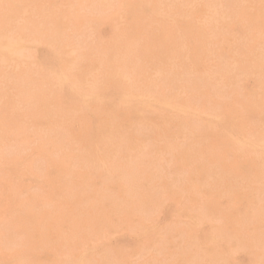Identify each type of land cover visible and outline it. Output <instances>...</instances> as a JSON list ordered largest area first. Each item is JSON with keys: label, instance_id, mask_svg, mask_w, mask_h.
Returning <instances> with one entry per match:
<instances>
[{"label": "rangeland", "instance_id": "obj_1", "mask_svg": "<svg viewBox=\"0 0 264 264\" xmlns=\"http://www.w3.org/2000/svg\"><path fill=\"white\" fill-rule=\"evenodd\" d=\"M6 1V2H5ZM21 0H0V43H7V42H15L18 43L19 46L24 44L26 45L28 43V46H20L19 47V51L15 52L16 55H14L15 53H4L2 54V52L0 51V163L3 166L2 168L0 167V225L2 226H6L4 227H0V243L2 242V244H0V264H35V262L32 261H36L37 264H39V262H41L40 264H67V263H71V264H81V260H82V264H157L156 262H158V264H206L212 259L214 261V264H264V235H263V230H264V214L262 212H257L259 210L263 211L262 209H264V174L262 172H264V111L262 112V110H264V3L262 2V0H234L236 2V5L234 4L233 0H217L213 1V0H201L199 2V0H184L185 4L182 5V3L184 1L182 0H174L175 2H173V0H167V2H163L166 0H98V2L96 0H22L21 4H19L18 2H20ZM33 1V2H30ZM47 1V2H46ZM94 1V2H93ZM96 1V3H95ZM119 1V2H118ZM149 1V2H148ZM160 1V2H159ZM196 1V2H195ZM220 1V4H219ZM224 1V2H223ZM226 1V2H225ZM231 1V2H230ZM238 1V2H237ZM24 2V3H23ZM29 2V3H28ZM39 2V3H38ZM45 2V6L41 3ZM59 2L61 4H59ZM72 3V8L70 6L69 3ZM74 2V4H73ZM77 2V4H76ZM85 2V3H83ZM91 2V3H90ZM108 2V4H107ZM156 2V3H155ZM158 2V3H157ZM170 2V3H169ZM173 2V3H172ZM177 2V4H176ZM191 2L193 3V6L191 4ZM203 2V3H202ZM212 2V3H211ZM216 2V3H215ZM228 2V3H227ZM245 2V3H244ZM247 2V3H246ZM258 2V4H257ZM5 3V4H4ZM23 3V4H22ZM27 5H26V4ZM31 3V4H30ZM82 3V4H81ZM151 3V4H150ZM166 5H165V4ZM190 3V4H189ZM227 3V8H226V4ZM243 3V4H240ZM252 3V4H251ZM254 3V4H253ZM25 4V5H24ZM36 4V5H35ZM49 4V5H48ZM63 4V5H62ZM67 4V5H66ZM91 5V7H89ZM98 4V5H97ZM114 4V6L112 7V5ZM171 4V5H169ZM176 4V5H175ZM205 4V5H204ZM216 4V5H215ZM218 4L220 5V7L218 6ZM239 4V5H237ZM245 4V5H244ZM2 5V6H1ZM4 5V7H3ZM8 5V6H7ZM31 7H30V6ZM35 5V7H34ZM101 5V6H100ZM107 5V6H106ZM156 5V6H155ZM159 7H158V6ZM162 5V6H161ZM190 5L192 7H190ZM197 5V6H196ZM212 5V6H211ZM250 5V7H249ZM7 6V7H6ZM22 6V7H21ZM64 6V7H63ZM88 6V7H86ZM96 6V7H95ZM110 6V9H109ZM176 6V7H175ZM179 6V8H178ZM189 6V7H187ZM205 6V7H204ZM229 6V7H228ZM245 6V7H244ZM9 7V9H7ZM41 7V8H40ZM81 7V8H80ZM94 7V8H93ZM100 9H98V8ZM158 7V8H157ZM172 7V8H171ZM185 7V8H184ZM194 7V8H193ZM201 7V9H200ZM203 7V8H202ZM210 7V8H209ZM217 7V8H214ZM225 7V8H224ZM232 7V8H231ZM3 8V9H2ZM35 8V9H32ZM74 8V9H73ZM85 8V9H83ZM88 8V9H87ZM108 8V9H106ZM154 8V10H153ZM174 8V9H173ZM176 8V9H175ZM187 8V9H186ZM207 8V9H206ZM214 8V9H213ZM220 8V9H219ZM237 8V9H236ZM245 8V9H244ZM248 10H247V9ZM11 9V11H10ZM15 9V10H14ZM26 9L27 12L24 10ZM32 9V10H31ZM83 9V10H82ZM96 9V10H95ZM153 11H152V10ZM175 11H173V10ZM191 9V10H190ZM193 9V10H192ZM213 11H212V10ZM217 9V10H215ZM226 9V10H225ZM235 9V10H234ZM239 9V11H238ZM261 9V10H260ZM45 10V11H44ZM74 10V11H72ZM91 12H90V11ZM102 10V12L100 11ZM109 10V11H107ZM157 10V11H155ZM161 10V11H159ZM164 12H163V11ZM170 10V11H169ZM181 10V11H180ZM190 10V11H189ZM208 10V11H207ZM219 10V11H218ZM221 10V11H220ZM223 10V11H222ZM237 16H236V13ZM7 11V12H6ZM25 13H24V12ZM32 11V12H31ZM36 11V12H35ZM38 11V12H37ZM77 11V12H76ZM81 11V12H80ZM87 11V14H86ZM93 11V12H92ZM169 11V12H168ZM179 11V12H178ZM194 11V12H192ZM211 11V13H210ZM227 11V12H226ZM233 11V13L231 12ZM263 11V12H262ZM5 12V13H4ZM10 12V13H9ZM22 12V13H21ZM89 12V13H88ZM166 12V13H165ZM177 12V13H176ZM183 12V13H182ZM185 12V13H184ZM189 12H190V16H189ZM206 12V13H205ZM215 12V14H214ZM220 14H219V13ZM223 12V13H222ZM239 12V13H238ZM258 12V13H257ZM33 13V16L31 15ZM72 13V14H71ZM97 13H99L97 15ZM101 13V15H100ZM158 13L163 14L160 15ZM176 15H174V14ZM188 13V16H187ZM193 15H192V14ZM232 13V14H229ZM74 14V15H73ZM147 14V15H146ZM151 14V15H150ZM168 14V15H167ZM181 14H185L184 17ZM199 14V16H198ZM206 14V15H205ZM213 14V15H212ZM227 16V14H229V16L231 15V17ZM6 15V16H5ZM37 15V16H35ZM81 15H84L81 16ZM155 15V16H154ZM165 15V16H164ZM167 15V16H166ZM174 15V17H173ZM179 15V16H178ZM203 17H201V16ZM211 19H210V17ZM216 15V16H215ZM248 15V16H247ZM5 19H4V17ZM18 16H21L18 17ZM23 16V17H22ZM46 16V17H45ZM72 16V18H71ZM170 16V17H169ZM182 16V17H181ZM192 16V17H191ZM196 16V17H195ZM235 16L236 18H238L237 20H235ZM3 17V18H2ZM10 17V18H9ZM29 17V18H28ZM39 17V18H38ZM66 17V18H64ZM74 17V18H73ZM121 17V19H120ZM145 19H143V18ZM149 18V19H146ZM159 17V18H158ZM165 17V18H164ZM173 17V18H172ZM191 17V18H190ZM194 17V19H193ZM199 17V18H198ZM207 17V18H206ZM215 17V18H214ZM246 18L245 19L243 18ZM249 17V18H247ZM19 18V19H18ZM157 18V19H156ZM168 18V19H167ZM183 18V19H182ZM203 18V19H202ZM213 18V19H212ZM223 18V19H222ZM226 18V19H225ZM230 20H229V19ZM7 19H9L7 21ZM11 19V20H10ZM24 19V20H23ZM70 19V20H69ZM85 19V21H84ZM90 19V20H89ZM114 19V21H113ZM159 19V20H158ZM163 19V20H161ZM193 19V20H192ZM206 19V20H205ZM225 19V20H224ZM228 19V20H227ZM233 19V20H232ZM73 20V22H72ZM89 22H88V21ZM154 20V22H153ZM167 20V21H166ZM175 20V21H174ZM248 20V21H247ZM7 21V22H6ZM10 21V22H9ZM17 21V22H16ZM75 21V23H74ZM97 21V23H96ZM99 21V22H98ZM117 21V22H116ZM122 21V22H121ZM170 21V22H169ZM199 21V22H198ZM207 21V22H206ZM209 21V22H208ZM211 21V22H210ZM218 21V22H217ZM220 21V23H219ZM224 21V23H223ZM240 21V22H238ZM15 22V23H14ZM30 22V23H29ZM42 22V23H41ZM160 22V23H159ZM201 22V23H200ZM231 22V23H230ZM238 22V23H237ZM7 23V24H5ZM9 23V24H8ZM19 23V24H18ZM49 23V24H48ZM86 23V26L84 24ZM116 23V24H115ZM123 23V24H122ZM149 23V24H148ZM151 23V24H150ZM159 23V24H158ZM168 23V24H167ZM174 23V25H173ZM206 23V24H205ZM211 23V24H210ZM214 23V24H213ZM218 23V24H217ZM230 23V25H229ZM249 23V24H247ZM252 23V24H251ZM4 24V25H3ZM71 24V25H70ZM75 24V25H74ZM89 24V25H88ZM115 24V25H114ZM141 24V25H140ZM167 24V25H166ZM203 24V25H202ZM205 24V25H204ZM222 24V25H221ZM228 24V25H227ZM2 25V27H1ZM6 25V26H5ZM18 25V27L16 26ZM74 25V26H72ZM82 25V27H80ZM120 25V26H119ZM160 25V26H159ZM173 25V26H172ZM214 25V27L212 28V26ZM251 25V26H250ZM5 26V28L3 27ZM44 26V27H43ZM90 26V28H89ZM167 26V27H166ZM209 26V28L207 27ZM232 26V27H230ZM241 26V27H240ZM249 26V27H248ZM7 27V28H6ZM15 27V28H14ZM70 27V28H68ZM74 29H73V28ZM88 27V28H86ZM92 27V28H91ZM116 27V28H115ZM118 27V28H117ZM147 27V28H146ZM156 27V29H155ZM173 27V28H172ZM217 27V28H216ZM227 27V28H225ZM239 27V28H238ZM247 27V28H246ZM261 29H260V28ZM86 30H85V29ZM220 28V30L218 29ZM222 28V29H221ZM233 28V30H232ZM244 28V29H243ZM250 28V30H249ZM5 29V30H4ZM28 29V30H27ZM68 29V30H67ZM84 29V30H83ZM93 29V30H92ZM124 29V30H123ZM158 29V30H157ZM172 29V30H171ZM178 29H182V30H178ZM198 29V30H197ZM253 29V30H251ZM261 31H260V30ZM65 30V31H64ZM71 30V31H70ZM74 30V32H72ZM92 30V31H91ZM208 30V31H207ZM227 30V32H226ZM258 30V31H257ZM6 31V32H5ZM171 31V32H170ZM178 31V32H177ZM225 31V32H224ZM229 31V32H228ZM232 31V32H231ZM236 31V32H234ZM239 33H238V32ZM248 31L250 33V35L248 34ZM5 32V33H4ZM11 32V33H10ZM31 32V33H30ZM33 32V33H32ZM37 32V33H36ZM83 32V33H82ZM185 35L183 37V34ZM211 32V33H210ZM218 32V33H216ZM224 34H223V33ZM252 32V34H251ZM4 33V34H3ZM10 33V34H9ZM74 33V34H73ZM79 33V34H78ZM82 33V34H81ZM93 35H92V34ZM144 37H143V34ZM180 33V34H179ZM236 33V34H234ZM242 33V35H240ZM263 33V36H262ZM8 34V35H7ZM13 34V35H12ZM59 34V35H58ZM78 34V35H76ZM89 34V35H88ZM147 34V35H146ZM218 36H217V35ZM261 34V35H260ZM4 35V36H3ZM19 35V36H18ZM64 35V36H63ZM75 35V36H74ZM123 35V36H122ZM176 35V36H175ZM178 35V36H177ZM214 37H213V36ZM248 35V36H247ZM254 35L256 37H254ZM6 36V37H5ZM18 36V37H16ZM42 36V37H41ZM78 36V38H77ZM81 36V37H80ZM91 36V37H89ZM126 36V37H125ZM179 36H182L181 38H179ZM211 36V37H209ZM233 36V37H232ZM235 36V37H234ZM238 36V37H237ZM243 36V37H242ZM245 36V37H244ZM262 36V37H261ZM9 37V38H8ZM76 37V38H75ZM88 37V38H87ZM144 38L143 40L141 38ZM149 37V38H148ZM198 37V38H197ZM209 37V38H208ZM248 37V39H247ZM259 37V38H258ZM4 38V39H2ZM13 38V39H12ZM18 38V39H17ZM20 38V39H19ZM35 38V39H34ZM40 38V39H39ZM42 38V39H41ZM65 38V40H63ZM70 38V39H69ZM234 38V39H233ZM239 40H238V39ZM246 38V39H243ZM55 39V40H54ZM79 39V40H78ZM170 39V40H169ZM180 39V40H179ZM186 39V40H185ZM223 39V40H222ZM4 40V42H3ZM17 40H19L17 42ZM27 40V41H25ZM76 40V41H74ZM78 40V42H77ZM82 40V41H81ZM85 40V41H84ZM94 40V41H93ZM148 40V41H147ZM151 40V41H150ZM178 40V41H175ZM205 40V41H204ZM211 42H210V41ZM235 40V41H234ZM241 40V41H240ZM249 40V41H248ZM255 40V41H254ZM24 41V43H20ZM38 41V43H37ZM141 41V43H140ZM212 41L214 43H212ZM218 41V43L216 42ZM220 41H222L223 43H221ZM237 41V42H236ZM246 41V43H245ZM251 41V42H250ZM254 41V42H253ZM258 41V42H257ZM26 42V43H25ZM30 42V43H29ZM34 42H36L34 44ZM40 42V44H39ZM49 42V43H48ZM149 42V43H148ZM178 42V44H176ZM185 42V44H184ZM199 42V43H198ZM205 42V43H204ZM210 42V43H208ZM260 42V43H259ZM51 43V44H50ZM67 43H71V44H67ZM82 43V45H81ZM133 43V44H132ZM138 43V44H137ZM221 43V44H220ZM245 43V44H244ZM48 45H52V49H50V46ZM77 44V45H76ZM79 44V45H78ZM180 44V45H179ZM236 44V45H235ZM246 45V46H243ZM261 44V45H259ZM76 45V46H75ZM136 45V46H135ZM202 49H201V47ZM239 45V46H238ZM259 45V46H258ZM263 45V46H262ZM31 46V48L29 47ZM55 46V47H54ZM69 46V47H68ZM135 46V47H134ZM138 46V48H137ZM177 46V47H176ZM205 46V47H204ZM211 46V47H210ZM214 46V47H213ZM233 46L235 48V50L233 51ZM250 46V47H249ZM255 46V47H254ZM26 47V48H24ZM29 47V48H28ZM54 47V48H53ZM58 47V48H57ZM79 48L78 50H76L77 48ZM83 47V48H82ZM97 47V50L96 48ZM129 47V48H128ZM187 47V48H186ZM204 47V48H203ZM242 47V48H241ZM245 47V48H244ZM249 47V49H248ZM252 47V49H250ZM53 51V49H55ZM75 48V49H74ZM82 48V49H81ZM138 50L136 52V50ZM148 48V49H147ZM182 48V49H181ZM214 48V49H213ZM241 48V49H239ZM256 48V49H254ZM262 48V49H260ZM31 49V50H30ZM181 51H180V50ZM189 51H188V50ZM201 49V51H200ZM208 49V50H207ZM228 49V50H227ZM247 49V50H246ZM253 49H254V53H253ZM72 50V51H71ZM81 50V51H80ZM88 50V51H87ZM163 50V51H162ZM166 50V51H165ZM177 50V51H176ZM212 50V51H209ZM231 50V51H230ZM243 50V52H242ZM262 50V51H260ZM29 53H27V52ZM59 53L57 54L56 53ZM62 51V52H61ZM71 51V52H70ZM76 51V52H75ZM96 51V53H95ZM126 51V52H125ZM142 51V52H141ZM180 51V53H179ZM208 51V52H207ZM223 51V52H222ZM226 51V52H224ZM229 51V52H227ZM251 51V52H249ZM24 52V53H23ZM78 52V53H77ZM81 52V54H80ZM125 52V53H124ZM130 54H129V53ZM134 54H132V53ZM146 52V53H145ZM151 52V53H150ZM168 52V53H166ZM176 52V53H174ZM239 52V53H238ZM261 52V53H260ZM27 55H26V54ZM93 53V55H92ZM104 53H107L104 55ZM116 53V54H115ZM136 53H138L136 55ZM160 53V54H159ZM210 53V54H209ZM212 53V54H211ZM216 53V54H214ZM221 56H220V54ZM226 55H225V54ZM235 53V54H234ZM248 53V54H247ZM256 53V54H255ZM32 54V55H30ZM55 54V55H54ZM96 54V55H95ZM126 54V55H125ZM179 54V55H178ZM199 54V55H198ZM219 54V55H218ZM239 54V55H238ZM261 54H263L261 56ZM11 55V56H10ZM14 57H13V56ZM25 55V56H24ZM29 55V56H28ZM53 55V56H52ZM79 55V56H78ZM103 55V56H102ZM117 57H116V56ZM125 55V56H124ZM170 55V56H169ZM173 55V56H172ZM178 55V56H177ZM190 55V56H189ZM209 56L210 58H206V56ZM211 55V56H210ZM215 55V56H214ZM245 57H242V56ZM7 56V57H5ZM23 56V57H22ZM49 56V57H48ZM82 56L84 58H82ZM123 56V57H122ZM133 56V58H132ZM137 56H139L137 58ZM146 58H145V57ZM156 56V57H155ZM207 56V57H208ZM225 56V57H224ZM230 56V57H229ZM236 56V57H235ZM241 56V57H240ZM248 56V57H247ZM13 57V59L11 58ZM51 57V58H50ZM55 57V59H54ZM77 57V58H75ZM100 57V58H98ZM166 57V58H165ZM174 57V59H173ZM184 57V58H183ZM186 57V58H185ZM189 57V58H188ZM218 57V59H217ZM227 57V58H226ZM229 57V59H228ZM232 57V58H231ZM258 57V58H257ZM21 58V59H20ZM49 58V59H48ZM59 58V59H58ZM81 60H80V59ZM93 58V59H92ZM117 58V60H116ZM127 58H129L127 60ZM136 62L137 65L131 60ZM155 58V59H153ZM162 60H161V59ZM176 58V59H175ZM192 60H191V59ZM215 58V59H213ZM222 58V59H221ZM225 58V59H223ZM242 59V61L239 59ZM263 58V59H262ZM74 59V60H73ZM85 59V60H84ZM135 59V60H134ZM139 59V61H138ZM232 59V60H231ZM235 59V60H234ZM244 59V60H243ZM251 59V60H250ZM254 59V60H252ZM11 60V62H10ZM22 60V61H21ZM27 60V61H26ZM33 60V61H32ZM35 60V61H34ZM63 60V62H61ZM66 62H65V61ZM79 60V61H78ZM84 60V61H83ZM91 60V61H90ZM102 62H101V61ZM127 60V62H126ZM130 60V61H129ZM144 60V61H143ZM184 60V61H183ZM205 60V61H204ZM212 62H211V61ZM222 60V61H221ZM227 60V61H226ZM231 60V61H230ZM237 60V61H236ZM250 60V61H247ZM29 61V62H28ZM32 61V62H31ZM73 61V62H72ZM80 63H78V62ZM159 61V62H158ZM169 61V62H168ZM202 61V62H201ZM207 61V62H206ZM224 61V62H223ZM232 61H234V63H232ZM253 61V63H252ZM2 62V63H1ZM34 62V63H33ZM51 62L53 63V65H51ZM70 62V63H68ZM101 62V65H100ZM117 62V63H116ZM126 62V63H125ZM129 62V63H128ZM143 62V63H142ZM148 62V65H147ZM164 62V63H163ZM185 64H184V63ZM187 62V64H186ZM192 64H191V63ZM251 62V64H250ZM11 63V64H8ZM20 63V64H19ZM26 63V64H25ZM84 63V64H83ZM91 63V64H90ZM139 63V64H138ZM150 63V64H149ZM158 63V64H156ZM214 63V64H213ZM222 63H226V64H222ZM245 63L248 65H245ZM256 63V64H254ZM3 64V66H2ZM7 64V65H6ZM38 64V65H37ZM70 64V65H69ZM75 64V65H74ZM78 64V65H77ZM103 64V65H102ZM105 64V65H104ZM125 64V65H124ZM135 64V65H132ZM144 64V65H143ZM153 64V65H151ZM190 64V65H189ZM198 64V65H197ZM200 64V65H199ZM208 64V65H207ZM220 66L217 68V65ZM220 64V65H219ZM230 66H228V65ZM232 64L233 67L231 68ZM240 64L241 69H240ZM256 65V67H254V65ZM263 64V65H262ZM6 65V66H5ZM37 65V66H36ZM98 65V66H97ZM116 65H122L121 67H117ZM127 65V66H126ZM132 65V66H131ZM143 65V66H142ZM157 65V66H156ZM160 65H162L160 67ZM205 65V66H203ZM211 65V66H210ZM238 65V66H237ZM250 65V66H249ZM261 65V66H260ZM2 66V67H1ZM29 66V67H28ZM55 66V67H54ZM69 68H68V67ZM74 66V67H73ZM78 66V67H77ZM80 66V67H79ZM84 66V67H83ZM110 66V67H109ZM137 68V70L134 68ZM142 66V67H141ZM145 66V67H144ZM160 67L157 69V67ZM170 68H167V67ZM199 66V67H198ZM202 66V67H200ZM209 68H208V67ZM213 66V67H212ZM228 66V70L227 67ZM19 67V68H18ZM27 67V68H26ZM59 67V68H57ZM125 67V68H124ZM139 67V68H138ZM205 67V68H204ZM211 67V68H210ZM226 67V68H225ZM239 69H238V68ZM252 68V71L250 70ZM254 67V68H253ZM262 67V68H261ZM13 68V69H12ZM32 68V69H31ZM38 68V69H37ZM43 68V69H42ZM49 68V69H48ZM57 68L58 73H56L55 69ZM60 68H63L60 70ZM76 68V69H75ZM101 68V69H100ZM111 68V69H110ZM131 70H130V69ZM150 68V69H149ZM154 68V69H153ZM163 68V69H162ZM207 68V70H205ZM216 68V70H215ZM231 71H230V69ZM236 68L238 73L236 72ZM243 68V69H242ZM16 69V70H15ZM37 69V70H36ZM47 69V71H46ZM66 69V70H64ZM68 69V70H67ZM71 69V70H69ZM73 69V70H72ZM90 69V71L88 70ZM97 69H100L97 70ZM114 69V70H113ZM120 69V70H119ZM122 69V70H121ZM128 69V71H127ZM134 69V70H133ZM140 69V70H138ZM158 71H157V70ZM162 71H161V70ZM182 69V70H181ZM200 69V70H199ZM210 69V70H209ZM214 69V70H213ZM225 69V71H224ZM234 69V70H233ZM245 69V70H244ZM248 69L250 70L251 74L248 73ZM261 69V70H260ZM2 70V71H1ZM6 70V71H5ZM21 70V71H20ZM33 70V71H32ZM51 70V71H49ZM54 70V71H52ZM81 70V71H80ZM88 70V71H87ZM142 70V71H141ZM187 70V71H186ZM193 70H195L193 72ZM199 70V71H198ZM222 72H221V71ZM228 72H227V71ZM240 70V71H239ZM242 70V71H241ZM258 70V71H256ZM60 71V72H59ZM61 71H62V76L66 75L65 80L68 81L67 85H65V83H63L61 81V79L63 78L61 75ZM66 71V72H65ZM93 71V72H92ZM99 71V73L97 72ZM119 71V72H118ZM123 71L121 74L120 72ZM136 71V72H135ZM161 71V72H160ZM168 71V72H167ZM169 71H170V75H169ZM173 71V73L175 74L176 72H178L177 74H175L176 76H174V74L171 72ZM176 71V72H175ZM180 71V72H179ZM183 71V72H182ZM206 71V72H205ZM214 71V72H213ZM220 73H219V72ZM234 71V72H233ZM261 71V72H260ZM9 72V73H8ZM11 72V73H10ZM25 72V73H24ZM27 72V73H26ZM38 72V73H37ZM51 72V73H50ZM54 72V73H53ZM102 75H101V73ZM118 72V73H117ZM125 73H128V75H124ZM140 72V73H139ZM144 72V73H143ZM147 72V73H146ZM158 74H156V73ZM190 72V73H188ZM196 72V73H195ZM209 72L211 73L210 75ZM216 72V74H215ZM225 72V73H224ZM243 72V73H242ZM4 73L6 75H4ZM8 73V74H7ZM35 73V74H34ZM49 73V74H48ZM68 73V74H66ZM89 73L91 75H89ZM109 73V74H108ZM120 73V74H119ZM132 73V75H131ZM137 73V74H136ZM139 73V75H138ZM161 73V74H160ZM172 73V74H171ZM231 73H233L231 75ZM254 75H253V74ZM27 74V75H26ZM34 74V75H33ZM39 74V75H38ZM41 74V75H40ZM47 74V75H46ZM56 74V75H55ZM58 74V75H57ZM72 76H71V75ZM88 74V75H87ZM107 74V75H106ZM118 74V75H117ZM142 74V75H141ZM153 74V75H152ZM168 74V75H167ZM182 74V75H181ZM191 74V76H190ZM194 74V77H193ZM200 74V75H199ZM213 74V75H212ZM221 74V75H220ZM240 74H245V76L240 75ZM257 74V75H256ZM12 75V76H11ZM25 75V76H24ZM50 75V76H49ZM76 75V76H75ZM81 75V76H80ZM109 75V76H108ZM117 75V76H115ZM158 77H157V76ZM173 75V76H172ZM197 75V76H196ZM203 75V78H202ZM208 75V76H207ZM215 75V76H214ZM225 75V76H224ZM229 75V76H228ZM241 76L243 78L239 77ZM249 75V76H248ZM259 75H263L262 78L260 77V81L259 79H257L259 77ZM10 76V77H9ZM47 76V77H46ZM49 76V77H48ZM53 79H52V77ZM83 76V77H82ZM88 76V77H87ZM100 76H102L100 78ZM106 76V77H105ZM128 76V77H127ZM138 76V78H137ZM140 76V77H139ZM160 76V78H159ZM165 78H164V77ZM171 76V77H170ZM184 78L182 79L181 78ZM185 76V77H184ZM189 76V77H188ZM201 76V77H200ZM208 78H207V77ZM214 76V77H212ZM221 76V77H219ZM232 76V77H231ZM237 76V77H236ZM250 76H252V78H250ZM14 77V78H13ZM55 77V78H54ZM59 78V79H56ZM126 77V78H125ZM176 77V78H175ZM178 77V78H177ZM193 80H192V78ZM198 77V78H197ZM211 77V79H210ZM216 77V78H215ZM219 77V78H218ZM225 77V78H224ZM230 79H229V78ZM234 77V78H233ZM16 78V79H15ZM24 79V80H20V79ZM67 78V79H66ZM71 78V79H68ZM79 79L77 81V79ZM88 78V79H87ZM100 78V79H97ZM136 78V79H134ZM164 78V79H161ZM191 78V79H190ZM218 78V79H217ZM227 78V80H226ZM233 78V80L231 79ZM255 78V79H254ZM12 79V80H11ZM103 79V81H102ZM140 79V81H139ZM144 79V80H143ZM170 79V80H169ZM172 79V80H171ZM178 79V80H177ZM202 79L203 81L201 82L202 84H200V80ZM210 81H209V80ZM220 79V81H219ZM235 79L236 82L235 83ZM239 79V80H238ZM81 80L83 81L81 83ZM90 80V81H89ZM97 80V81H95ZM100 82H99V81ZM122 80V81H121ZM130 80V81H128ZM139 82H138V81ZM163 80V81H162ZM167 80V81H166ZM184 80V81H183ZM187 80V81H186ZM191 80V81H190ZM217 80V81H215ZM238 80V81H237ZM10 81V82H9ZM54 81V83H53ZM72 81V82H71ZM85 81V82H84ZM90 83V86L88 85V82ZM92 81L93 82L92 84ZM121 81V82H120ZM128 81V82H127ZM135 81V82H134ZM142 81V82H141ZM144 81V82H143ZM162 81V82H161ZM165 81V83H163ZM172 81H175L172 82ZM186 81V82H185ZM196 81V83L194 82ZM216 83H215V82ZM224 83H223V82ZM230 81V82H229ZM4 82V83H3ZM33 84H32V83ZM48 82V83H46ZM59 82V83H56ZM74 82V84H73ZM79 82V83H78ZM87 82V83H86ZM138 82V84H137ZM168 82V84H167ZM172 82V83H171ZM231 82L235 83L232 85L230 84ZM116 83V84H114ZM119 83V84H118ZM145 85H144V84ZM147 83V84H146ZM150 83V84H148ZM152 83V84H151ZM174 83V84H173ZM206 83V84H205ZM217 83L220 85H217ZM230 85H229V84ZM7 84V85H6ZM9 84V85H8ZM20 84V85H19ZM48 84V85H47ZM52 84L54 86H52ZM63 84V85H62ZM73 84V85H72ZM79 84V85H77ZM82 84V85H81ZM87 84V85H86ZM95 84V85H94ZM96 84H98L96 86ZM100 84H104L102 85V87H99ZM126 84V85H125ZM137 84V85H136ZM156 86H155V85ZM158 84V85H157ZM192 84V85H190ZM197 84V85H195ZM217 87H216V85ZM224 84V86H222ZM227 84V85H226ZM259 84V85H258ZM27 85V87H26ZM58 85V86H57ZM96 86V88L92 87V86ZM108 85V86H107ZM116 85H117V89H116ZM135 87H134V86ZM141 85V86H140ZM149 85H152L151 87H149ZM173 85V87H172ZM208 85V86H206ZM242 85V86H240ZM257 85L259 87H257ZM3 86V88H2ZM5 86V87H4ZM47 86V87H46ZM54 91H53V88ZM56 86V87H55ZM63 86V88H62ZM80 86V87H78ZM104 86V87H103ZM125 88H124V87ZM132 86V88H131ZM148 86V88H147ZM167 86V87H166ZM171 86V87H170ZM183 86V88H181ZM197 86H200L199 88ZM203 88H202V87ZM206 88H205V87ZM226 88H223L225 87ZM234 86V87H232ZM33 87V88H31ZM37 87V88H35ZM44 87V88H43ZM46 87V89H45ZM50 87V88H49ZM76 87H78L76 89ZM91 87V88H90ZM98 87V88H97ZM123 87V88H122ZM144 87V89H142ZM153 87V89H152ZM155 87V88H154ZM166 87V88H165ZM176 87V89H175ZM180 87V88H179ZM195 87V88H194ZM210 87V88H209ZM232 87V90H231ZM240 87V91L239 90ZM16 88V89H15ZM50 90H49V89ZM56 88V89H55ZM76 90H75V89ZM84 88V90H83ZM86 88V89H85ZM88 88V89H87ZM101 88V89H100ZM109 88V89H108ZM115 88V89H114ZM162 88V89H161ZM201 88V89H200ZM218 88V89H217ZM242 88V89H241ZM261 88V89H260ZM8 89V90H7ZM59 91H58V90ZM74 89V90H73ZM80 89V90H79ZM82 89V90H81ZM97 89V90H96ZM123 89V90H122ZM125 89V90H124ZM130 89V90H129ZM132 89V90H131ZM152 92H151V90ZM159 90L157 92V90ZM165 89V90H164ZM179 89V90H178ZM182 89V90H181ZM191 89V90H190ZM193 89V90H192ZM220 89V91H219ZM5 90V91H4ZM88 90V91H85ZM97 92H96V91ZM128 90V91H126ZM136 90V91H135ZM155 90V91H154ZM171 90V91H170ZM195 90V91H194ZM205 90V92H204ZM212 90V91H211ZM214 90V91H213ZM216 90V93H215ZM222 90H226L225 92ZM230 90V91H229ZM234 90V91H233ZM244 90V92H243ZM258 90V91H257ZM8 91V92H7ZM32 91V92H31ZM63 91V92H62ZM100 91V92H99ZM134 91V92H133ZM154 91V92H153ZM177 92L176 95H174L175 93L173 92ZM183 91V92H182ZM202 91V92H201ZM237 91V92H236ZM4 92V93H3ZM27 92V93H26ZM46 92V93H45ZM49 92V93H48ZM62 92V93H61ZM83 96L81 97L79 95V93ZM87 92V93H86ZM91 92V93H89ZM94 92H96L97 94H95V96L91 95L92 93L94 94ZM99 92V93H98ZM132 95H129L130 93ZM139 94H138V93ZM147 92V93H146ZM209 92V93H208ZM215 94H214V93ZM239 92V93H238ZM246 92V94H245ZM29 93V94H28ZM51 93V94H50ZM136 93V94H135ZM149 93V94H148ZM179 93V94H178ZM187 93V94H186ZM213 93V94H212ZM223 93V95H222ZM226 93V94H224ZM235 95H232V94ZM238 93V95L236 94ZM244 93V94H243ZM252 93H254V95H252ZM260 93V95H259ZM16 94V95H15ZM18 94V95H17ZM47 94L49 96H47ZM53 94V95H52ZM65 94V95H64ZM75 94V95H73ZM115 94V95H114ZM147 94L149 96H147ZM172 94V95H170ZM199 94V95H198ZM205 94V95H204ZM213 96H212V95ZM230 94V95H229ZM240 94V95H239ZM250 94V96H249ZM256 94V95H255ZM46 95V96H45ZM51 95V96H50ZM91 95V96H90ZM98 95V96H97ZM112 97H111V96ZM133 95L135 98L138 97V101L136 99L133 98ZM140 95V96H138ZM244 95V96H243ZM259 95V96H258ZM17 96V97H16ZM65 96V97H63ZM88 96V97H87ZM100 96V97H99ZM103 96V99H102ZM122 96V97H121ZM132 96V97H130ZM143 96V97H142ZM181 96V97H180ZM200 96V97H199ZM209 96V97H208ZM218 96V97H217ZM231 96V97H230ZM233 96V97H232ZM249 96V97H248ZM255 96V97H254ZM2 97V98H1ZM14 97V98H13ZM92 97V99H91ZM95 97V99H94ZM98 97V98H97ZM107 97V98H106ZM109 97V99H108ZM123 99V101H126L128 103H123V101L120 102V98ZM154 97L155 98V102L154 100L151 101V98ZM199 97V98H198ZM213 97V98H212ZM9 98V99H8ZM51 98V99H49ZM63 98V99H62ZM65 98V99H64ZM84 98V100H82ZM91 100H89V99ZM101 98V99H100ZM111 98V101H110ZM144 98V99H141ZM146 98V99H145ZM176 98V100H175ZM202 98V99H201ZM224 98V99H223ZM227 98V99H225ZM231 98V99H230ZM247 99V100H244ZM254 98V100H252ZM38 99V100H37ZM45 99V100H44ZM54 99V100H53ZM89 100L88 102H86V100ZM140 99V100H139ZM148 99V101H147ZM180 99V100H179ZM187 99V100H186ZM191 99V100H190ZM208 99H211L208 101ZM230 99V100H229ZM256 99V100H255ZM19 100V101H18ZM102 100V101H100ZM136 100V101H134ZM145 103H144V101ZM158 100V101H157ZM178 100V101H177ZM193 100V101H192ZM198 100V101H196ZM226 100V101H224ZM241 100V101H240ZM258 100V101H257ZM38 101V102H36ZM48 101V102H47ZM73 101V103H71ZM86 104H85V102ZM134 101V102H132ZM150 101V102H149ZM157 101V102H156ZM167 101V102H166ZM186 101V102H185ZM189 101V102H188ZM195 101V102H194ZM211 101V102H210ZM257 101V102H256ZM18 102V103H17ZM25 102V103H24ZM33 104H32V103ZM36 104H35V103ZM101 102V103H100ZM120 102V104H119ZM176 102V103H175ZM179 102V104L177 105V103ZM188 102V103H187ZM197 102V104H196ZM200 102V103H199ZM242 103V104H238V103ZM255 102V103H253ZM116 103V104H115ZM118 103V105H117ZM139 103V104H138ZM149 103V104H148ZM168 103V104H167ZM204 105H202V104ZM212 103V104H211ZM218 103V104H217ZM15 104V105H14ZM27 104V105H26ZM48 104V105H47ZM64 104V105H63ZM123 104V105H122ZM128 104V106H126ZM134 104V105H133ZM136 104H138L137 106H139L137 108V106H135ZM142 104V105H141ZM156 104V105H155ZM162 104V105H161ZM170 104V106H169ZM173 104V106H172ZM185 104V106H184ZM188 104V105H186ZM191 104V105H190ZM196 104V105H195ZM209 104V105H207ZM211 104V107H215L212 108L209 107ZM257 104V105H256ZM263 104V105H262ZM29 105V106H28ZM50 105V106H49ZM70 105H72L70 107ZM86 105V106H84ZM88 105V106H87ZM93 105V106H92ZM97 105V106H96ZM100 105V106H99ZM144 105V106H143ZM158 105V106H157ZM164 105V106H163ZM195 105V107H194ZM202 105V106H201ZM215 105V106H214ZM241 105V106H240ZM263 107H262V106ZM36 106V107H34ZM54 106V107H52ZM64 106V107H63ZM82 106V107H81ZM103 106V108H102ZM109 106V107H108ZM116 106V107H115ZM118 106V107H117ZM126 106V107H123ZM132 106V107H131ZM175 106V107H174ZM179 106V107H178ZM207 106V107H206ZM222 106V108H221ZM258 106V107H257ZM260 106V108H259ZM17 107V109H16ZM25 107V108H24ZM26 107L28 109H26ZM85 107V109H84ZM90 107V108H89ZM94 107V108H93ZM100 109H98V108ZM131 107V108H130ZM142 107V108H141ZM163 109H162V108ZM169 107V108H168ZM171 107H172V112H171ZM193 107V108H192ZM202 107V108H201ZM208 111H207V109ZM241 107V108H240ZM21 108V110L19 109ZM31 108V109H29ZM36 108V109H35ZM61 108V109H60ZM82 110H81V109ZM105 108V109H104ZM107 108V109H106ZM110 108V109H109ZM118 108V110H117ZM144 108L148 109L145 110ZM167 108V109H166ZM14 109V110H13ZM52 109V110H51ZM103 109V110H101ZM140 111H139V110ZM151 109V110H149ZM178 109V110H176ZM215 109V110H214ZM220 109V110H218ZM258 109V110H257ZM262 109V110H261ZM48 110V113H47ZM51 110V111H50ZM74 110V111H73ZM76 110V112H75ZM93 110V111H92ZM116 110V111H115ZM138 110V111H137ZM180 110V111H179ZM191 110V111H190ZM193 110V111H192ZM233 110V111H231ZM242 110V112H241ZM12 111V112H11ZM53 111H55L53 113ZM64 111V112H63ZM70 113H69V112ZM95 111V112H94ZM97 111V112H96ZM114 113H112V112ZM115 111V112H114ZM136 111V112H135ZM151 111H153V114L151 113ZM156 111V112H155ZM158 111V113H157ZM170 111V112H169ZM176 115H175V113ZM197 111V112H196ZM214 111V112H213ZM239 111V113H238ZM142 112V114H141ZM180 112V113H179ZM228 112V113H227ZM234 112V113H232ZM237 112V113H236ZM45 113V114H44ZM57 115H56V114ZM76 113V114H75ZM112 113V114H111ZM161 113V114H160ZM165 113V114H164ZM172 113V114H171ZM190 116H188V114ZM193 113V114H191ZM215 113V114H212ZM219 113V114H218ZM221 113V114H220ZM261 115H259V114ZM39 114V115H38ZM49 114V115H48ZM54 114V115H53ZM75 114V115H73ZM82 114V115H81ZM117 114L119 116H117ZM139 114V115H138ZM151 114V115H150ZM156 114V115H155ZM177 114H179V116L177 117ZM210 114V116H209ZM225 117L223 118L222 116ZM237 114V115H236ZM44 115V117H43ZM56 115V116H55ZM72 115V116H71ZM108 115V116H107ZM114 117H113V116ZM138 115V116H137ZM144 115V116H143ZM154 115V116H153ZM163 115V116H161ZM175 115V116H173ZM193 115V116H191ZM207 115L209 116V118L207 117ZM212 115V116H211ZM222 115V116H221ZM235 119L240 118L241 120H235L233 118H231L232 116ZM241 117H239V116ZM249 115H252V118L255 120V122H253L254 120L252 118H250ZM25 116V117H24ZM27 116V117H26ZM46 116V117H45ZM54 118H53V117ZM63 116V117H62ZM102 116V117H100ZM106 118H105V117ZM146 116V117H145ZM181 116V117H180ZM198 116V117H197ZM201 118H200V117ZM206 116V118H205ZM238 116V118H237ZM82 117V118H81ZM158 117V118H157ZM187 117V119H186ZM193 117V118H191ZM196 117V118H194ZM224 119L221 120V122L223 123L224 126H222V124L220 125L218 121V118ZM260 117V119H259ZM30 118V119H29ZM75 118V121L73 120ZM101 118V119H100ZM108 118V119H107ZM116 118V120H115ZM134 120H133V119ZM144 118V119H143ZM163 118V119H162ZM178 118V119H177ZM199 118V119H198ZM69 119V120H68ZM83 119V121L81 120ZM103 119V120H102ZM119 119V120H118ZM137 119V120H135ZM150 119V120H149ZM158 119V120H157ZM167 121H166V120ZM173 119V121H172ZM190 119V120H188ZM198 120V125H196V120ZM203 119V120H202ZM205 119V120H204ZM211 119V120H210ZM215 119V120H214ZM258 119L260 120V122L258 121ZM17 120V121H16ZM68 120V121H67ZM115 120V121H114ZM149 120V121H148ZM154 120V122L152 121ZM182 120V121H180ZM200 120V121H199ZM218 124H217V122ZM227 120V121H226ZM250 120V121H249ZM252 120V121H251ZM257 120V121H256ZM28 121V122H27ZM51 121V122H50ZM63 121V123H62ZM113 121V122H112ZM117 121V122H116ZM134 121V122H133ZM137 121V122H136ZM140 121V122H139ZM144 121V122H143ZM183 121H187V123L183 122ZM192 121V122H191ZM194 121V123H193ZM204 123H203V122ZM235 121V122H234ZM237 121V122H236ZM31 122V123H30ZM84 122V123H83ZM90 122V123H89ZM139 122V123H138ZM148 124H147V123ZM153 122V123H152ZM168 124H165V123ZM171 122V123H170ZM174 124H173V123ZM183 122V123H182ZM189 122V123H188ZM200 122V123H199ZM220 122V123H221ZM262 122V123H261ZM88 123V124H87ZM94 123L97 125H94ZM103 123V124H102ZM116 123V124H115ZM134 123L135 127L138 129L134 128V125H132ZM162 123V124H161ZM170 123V124H169ZM182 123V124H180ZM202 123L204 124L202 126ZM209 123V124H208ZM216 123V124H215ZM226 123V124H224ZM236 123V125H235ZM250 123V124H249ZM257 123V124H256ZM63 124V125H62ZM75 124V125H74ZM82 124V125H81ZM114 124V125H113ZM146 124V125H145ZM173 124V125H172ZM177 124V125H175ZM188 126H187V125ZM190 124V125H189ZM193 124V125H192ZM201 124V125H200ZM207 124V125H206ZM212 124V125H211ZM263 124V125H262ZM60 125V126H59ZM79 125V126H78ZM131 127V129L128 127ZM140 125L142 127H146L143 128L140 127ZM150 127L148 128L147 127ZM156 125V126H155ZM159 125V126H158ZM227 125V126H226ZM232 127H230V126ZM237 126V128H234ZM257 125H259L257 127ZM31 126V127H30ZM33 126V127H32ZM59 126V128H58ZM63 126V127H61ZM113 126L114 131L113 132V128L111 130V127ZM121 126V127H120ZM126 126V127H125ZM158 126V127H157ZM162 126V127H161ZM170 126V127H169ZM193 129H192V127ZM199 128H194L196 127ZM200 126V127H199ZM207 126V127H205ZM212 126V128H211ZM249 126V127H246ZM252 128H251V127ZM261 126L263 127V129L261 128ZM28 127V128H27ZM30 127V128H29ZM152 127V128H151ZM168 127V129H167ZM171 127L174 129H171ZM184 127V128H183ZM188 127V129H187ZM206 128V130L203 128ZM217 127V128H216ZM223 127V129H222ZM227 130H226V128ZM240 127V129H238ZM246 127V130L244 129ZM256 127V128H255ZM39 128V129H38ZM44 128V129H43ZM48 128V129H47ZM64 128V129H63ZM97 128V130H96ZM99 128V129H98ZM124 128V129H122ZM128 128V129H127ZM148 128V129H147ZM154 128H157L154 130ZM164 131H163V129ZM179 128V129H178ZM183 128V130H182ZM191 128V131H190ZM225 128V129H224ZM261 128V129H260ZM56 129V130H55ZM145 129V131H144ZM153 129V130H152ZM159 129V130H158ZM185 129V130H184ZM231 129V131H230ZM233 129L235 131H233ZM236 129H237V135H236ZM250 129V131H249ZM26 130V131H25ZM30 130V131H29ZM39 130V131H38ZM46 130V132H45ZM49 130V131H47ZM52 130V131H51ZM59 130L64 133L61 134V132H59ZM66 132H65V131ZM69 130V131H68ZM88 134H87V132ZM108 130V131H106ZM124 130V131H122ZM139 130V131H136ZM170 130V131H169ZM172 130L174 131L173 133ZM178 130V131H176ZM193 134H190V132ZM198 130V131H197ZM216 130V131H215ZM226 130V131H225ZM258 130V132H257ZM260 130V132H259ZM90 131V133H89ZM117 131V132H116ZM131 133H129V132ZM143 131V133H142ZM154 131V132H153ZM160 131V133H159ZM176 131V132H175ZM188 131V132H187ZM194 131H196L197 133L200 132V134L195 133ZM240 131V132H239ZM248 131V132H247ZM256 131V132H255ZM21 132V133H20ZM38 132V133H37ZM49 132H51L52 134H50ZM54 132V133H53ZM59 134H58V133ZM98 132V133H97ZM109 132V133H108ZM128 132V133H127ZM167 132V133H166ZM184 132V134H183ZM187 132V133H186ZM203 132V134H202ZM230 132V133H229ZM233 132V133H232ZM242 132V133H241ZM251 132V133H250ZM262 132V133H261ZM13 133V134H12ZM18 133L20 135H18ZM112 133V134H111ZM117 133V134H116ZM119 133V134H118ZM124 133V134H122ZM127 133V134H126ZM134 133L135 137L133 136ZM148 133V134H145ZM165 133V136H164ZM169 133V134H168ZM177 133V134H176ZM239 133V134H238ZM241 133V134H240ZM246 133L248 135H246ZM258 134V135H254ZM10 134V135H9ZM70 134V135H68ZM76 134V135H75ZM103 134V136H102ZM105 134L107 135V138L105 136ZM116 136H115V135ZM122 134V135H121ZM141 134H144L141 135ZM171 134H174L171 136ZM188 136L190 134V137L187 139L185 138L186 136ZM202 134V135H201ZM209 134V135H208ZM218 134V135H217ZM232 136H231V135ZM235 134V135H233ZM245 134V135H244ZM252 134V135H251ZM18 135V136H17ZM59 135V136H58ZM62 135H64L62 137ZM113 135V136H112ZM149 135V140H147ZM156 135V136H155ZM161 135V137H160ZM200 135V136H199ZM207 135V136H206ZM216 135V136H215ZM225 135V136H224ZM228 135V136H227ZM250 135V136H249ZM121 138H120V137ZM129 136V137H127ZM175 136V137H174ZM191 136H196V138L191 137ZM199 136V137H197ZM203 136V137H202ZM210 136V137H209ZM244 136V137H243ZM253 138H252V137ZM259 136H263L262 138ZM61 137V138H60ZM86 137V138H85ZM126 137V138H125ZM132 137V138H131ZM134 137V140H133ZM139 139H138V138ZM144 137V138H143ZM151 137V138H150ZM160 137V139H159ZM169 137V138H168ZM184 139H180L183 138ZM207 137L205 140L204 138ZM235 137V139H234ZM241 137V138H239ZM257 137V138H256ZM7 138V139H6ZM37 138V139H36ZM59 140H58V139ZM65 138V139H62ZM114 138V139H113ZM137 138V139H136ZM175 138V139H174ZM192 138V139H190ZM198 138V139H197ZM220 138V140L218 139ZM228 138V139H227ZM248 138V139H246ZM260 138L262 140H260ZM81 143H80V141ZM96 139V140H95ZM116 139V140H115ZM122 139V140H121ZM141 139V140H140ZM157 139L158 141L156 142ZM165 139V140H164ZM170 139V141L168 142V140ZM187 139V140H186ZM197 140V143L194 140ZM213 139V140H211ZM238 139V141L236 140ZM240 139V140H239ZM243 139V140H242ZM257 139H259V142ZM14 141V143H12ZM20 140V141H19ZM35 140V141H33ZM64 140V141H62ZM99 140V141H98ZM104 142H103V141ZM118 140V141H117ZM128 140V141H127ZM130 140V141H129ZM164 140V141H163ZM177 140V141H176ZM201 140H203L201 142ZM227 140L228 141V146L230 147H226L227 146ZM252 140H256L259 143V148L257 146V142ZM11 141V143L9 142ZM33 141V142H32ZM60 141V142H59ZM68 145V142H70ZM77 143H76V142ZM114 141V142H113ZM116 141V142H115ZM125 141V143H121V142ZM143 143H141V142ZM147 143H146V142ZM162 141V142H161ZM166 141V142H165ZM177 143H175V142ZM179 141V142H178ZM182 141V142H180ZM188 141V142H187ZM208 141V142H207ZM213 141V142H212ZM222 141V142H221ZM224 141V142H223ZM249 143H248V142ZM18 145H17V143ZM21 145H20V143ZM32 142V143H31ZM37 142V143H36ZM66 142L67 145L66 146ZM96 142V145H95ZM107 142V143H106ZM129 143V147L126 145ZM149 142L151 143V145H149ZM154 142V143H153ZM187 145H186V143ZM192 145V149H191V145ZM237 142H241L239 146ZM247 142V143H246ZM3 143V145H2ZM8 143V145H7ZM10 143V145H9ZM47 143V145H46ZM79 143V145H78ZM146 143V145H145ZM166 143V145H165ZM180 143H181V147H180ZM203 143V145H202ZM224 143V146H223ZM244 143V145H243ZM250 143H252V146L250 145ZM255 143V145H254ZM261 143H263V145H261ZM33 145V146H32ZM94 145V146H93ZM103 145V146H102ZM110 145V147H109ZM114 145V146H113ZM125 145V146H124ZM160 145V148H159ZM163 145V146H162ZM170 145V146H169ZM177 145V146H176ZM186 145V147H185ZM221 145V147H220ZM232 145V146H231ZM238 145V147H237ZM243 145V146H242ZM247 145V147H246ZM249 145V146H248ZM257 147L256 149H253ZM261 145V146H260ZM4 146V147H3ZM10 146V149H9ZM12 146V147H11ZM16 146V148L13 150V148ZM91 146V147H90ZM105 146V147H104ZM111 146H113L111 148ZM126 148H124V147ZM140 146V147H139ZM150 146V147H149ZM157 146V148L155 147ZM169 149H168V147ZM179 146V147H178ZM188 146H190L188 148ZM196 146V148L194 147ZM200 146V147H199ZM203 146V147H202ZM6 147V149H5ZM8 147V149H7ZM22 147V148H21ZM64 147V149H62ZM77 147V148H76ZM81 147V148H80ZM85 147L83 149L84 153L82 154V148ZM98 147V148H97ZM107 147V148H106ZM123 147V149L121 150V148ZM166 147V148H165ZM173 147V148H172ZM184 147V148H182ZM205 147V148H204ZM219 147V148H218ZM243 147V148H242ZM246 147V148H244ZM263 147V148H262ZM3 148V149H2ZM27 148V150H26ZM68 148V150H66ZM79 148H80V152H79ZM90 148V149H89ZM104 148L106 150H104ZM116 148V149H115ZM118 148V149H117ZM133 148V151H131L130 149ZM135 148L137 150H135ZM140 148V149H139ZM141 148L144 150H141ZM178 148V149H176ZM187 148V149H186ZM195 148V149H194ZM199 148V149H198ZM212 148L208 150V149ZM214 148V149H213ZM217 148V149H215ZM242 148V150H240ZM261 148V149H260ZM12 149V150H11ZM17 149V150H16ZM102 149V150H100ZM110 149V150H107ZM127 149V150H126ZM139 149V150H138ZM148 149V150H147ZM152 151H151V150ZM160 149V150H159ZM175 149V150H173ZM190 149V150H189ZM206 149V150H204ZM233 149V150H232ZM235 149V150H234ZM240 152H239V150ZM260 149V151H259ZM4 150V151H3ZM8 150V151H6ZM26 150V151H25ZM56 150V152H55ZM73 150V151H71ZM76 150V151H75ZM112 150V151H111ZM124 150V151H123ZM129 150V151H128ZM159 150V151H158ZM174 153V155L170 152ZM181 150V151H180ZM194 150V151H193ZM200 150V151H199ZM216 150V151H215ZM238 150V151H237ZM244 150V151H243ZM11 151V152H10ZM60 151V152H59ZM71 151V152H70ZM82 151V152H83ZM89 151V152H88ZM105 151V152H104ZM120 151V152H119ZM123 151V152H121ZM138 151V152H137ZM141 151V152H140ZM143 151V152H142ZM149 151V152H147ZM151 151V152H150ZM154 151V153H153ZM162 151V152H161ZM168 151V152H167ZM180 151V152H178ZM191 151V152H190ZM195 151H197V154L195 153ZM207 151V152H206ZM221 151V152H220ZM234 153H232V152ZM237 151V153H236ZM254 151V152H253ZM262 151V152H261ZM25 152V153H24ZM54 152V153H53ZM93 152V153H92ZM97 152V153H96ZM106 154H104V153ZM132 152V153H131ZM135 152V153H134ZM158 152V153H157ZM177 152V153H176ZM201 152V153H199ZM208 154H206V153ZM215 152L217 153V155L215 154ZM226 152V154H225ZM250 152H252L250 154ZM6 153V154H5ZM12 153V154H11ZM24 153V154H23ZM60 153V154H59ZM86 153V154H85ZM108 153V155H107ZM115 153V154H114ZM119 153V154H118ZM126 153V154H125ZM131 153V154H130ZM139 153V154H138ZM140 153H143L140 155ZM150 153V154H148ZM161 153V156H160ZM167 153V154H166ZM224 153V154H223ZM245 153V154H243ZM249 153V154H248ZM255 153V155H254ZM98 154V155H97ZM117 154V155H116ZM123 154V155H122ZM135 154L137 155L134 156ZM147 154V157H146ZM170 154V155H169ZM191 154V155H190ZM200 154V155H199ZM205 154L207 156H205ZM22 155V156H21ZM116 155V156H115ZM121 155V156H119ZM153 155L155 157H153ZM160 157H159V156ZM169 155V156H168ZM174 157H173V156ZM181 155V156H180ZM196 156V160L193 158ZM220 155V156H219ZM228 155L230 157H228ZM247 155V156H246ZM252 155V157H251ZM257 155V156H256ZM33 156V157H32ZM43 156V157H42ZM52 156V157H51ZM59 158H58V157ZM82 156L85 157V160L82 159L81 162V158L79 157ZM94 156V157H93ZM110 156V158H109ZM135 158H134V157ZM141 156V158L139 157ZM144 158H143V157ZM193 156V157H192ZM209 156V157H208ZM212 156V157H211ZM218 156V157H217ZM225 156V157H224ZM244 156V157H243ZM250 156V158H249ZM260 156V157H259ZM26 157V158H25ZM42 157V158H41ZM98 157V159H96ZM114 157V158H113ZM126 157L127 159L125 160ZM133 157V158H131ZM152 158V160L154 162L151 163L152 160H149L147 158ZM166 157V158H165ZM220 157V158H219ZM232 157H236L233 158ZM246 157V158H245ZM257 157V158H256ZM72 158V159H71ZM88 158V159H86ZM101 158V159H100ZM122 158V159H120ZM139 158V159H138ZM150 158V159H151ZM158 158V159H157ZM161 158V159H159ZM163 158V159H162ZM193 158V160H192ZM205 160L208 158L207 161ZM210 158V161H209ZM212 158V159H211ZM223 158V159H222ZM256 158V159H255ZM262 158V159H261ZM42 159V160H41ZM45 159V160H44ZM79 159V160H78ZM95 160L94 162L92 160ZM109 159V162H107ZM113 159V160H112ZM116 159V160H115ZM132 159V160H131ZM135 161H134V160ZM142 161H141V160ZM146 159V160H145ZM181 159V161H180ZM190 161H189V160ZM246 159V160H245ZM254 159V160H252ZM259 159V162H258ZM8 160V161H7ZM21 160V161H20ZM25 160V161H24ZM39 160V161H38ZM76 160V161H75ZM78 160V161H77ZM87 160V161H86ZM119 160V162H118ZM158 160H164V161H158ZM170 162H168V161ZM174 160V161H173ZM214 160V162H213ZM221 160H224L221 162ZM249 160V161H248ZM35 161V162H34ZM106 161V162H105ZM126 165H125V163ZM148 161V162H147ZM156 161V162H155ZM203 161V162H202ZM210 163H209V162ZM227 163H226V162ZM233 161V163L231 162ZM237 162V164L235 165ZM246 161V162H245ZM42 162V163H41ZM44 162V163H43ZM78 162V163H76ZM90 162V163H89ZM116 162V163H115ZM123 162V163H121ZM136 162V163H135ZM138 162V163H137ZM140 162V163H139ZM141 162H146L145 166H143V163L141 165ZM163 162V163H161ZM174 162V163H172ZM202 162V163H201ZM206 162H208L206 165ZM212 162V163H211ZM218 162V163H217ZM219 162L221 163V165L219 164ZM262 162V163H261ZM46 163V164H45ZM71 163H74L71 164ZM81 163V164H80ZM83 163V164H82ZM85 163V164H84ZM88 163V165H87ZM92 163V164H91ZM95 163V164H94ZM104 166H103V164ZM107 163V164H106ZM110 163V164H108ZM112 163V165H111ZM120 166H119V164ZM149 163V164H148ZM172 163V164H171ZM201 163V164H199ZM205 163V164H204ZM216 163V165H215ZM232 163V164H230ZM246 163V164H245ZM259 165V167L256 166ZM27 164V165H26ZM37 167H35L34 166ZM42 164V165H41ZM71 164V165H70ZM77 164V165H76ZM96 164H100V166H97ZM113 164L115 166H113ZM123 164V166H122ZM154 166H151V165ZM159 165L156 167V165ZM168 164V165H167ZM192 164V165H191ZM203 164V165H202ZM213 164V165H212ZM219 164V165H218ZM263 164V165H262ZM6 167H5V166ZM8 165V166H7ZM47 167H46V166ZM70 165V166H69ZM82 165V166H81ZM92 165V166H91ZM108 166L105 167V166ZM127 165H129L127 167ZM140 167H139V166ZM148 165V166H147ZM174 165V166H173ZM205 165V166H204ZM210 165H212V167H210ZM219 167H218V166ZM226 165V166H225ZM231 165V166H230ZM252 165V166H250ZM24 166V167H23ZM40 166V167H39ZM75 166V167H74ZM78 166V167H77ZM81 166V168H80ZM86 166V167H85ZM102 166V167H101ZM118 166V167H117ZM135 166V168H134ZM171 169H170V167ZM214 166H216L217 168H215ZM228 166V167H227ZM234 168H233V167ZM249 166V168H248ZM262 169H261V167ZM8 167V168H7ZM44 167V168H43ZM71 167V168H69ZM97 167H99L97 169ZM112 167V168H111ZM126 167V168H124ZM133 167V168H132ZM149 167V168H146ZM152 170H151V168ZM160 167V168H159ZM166 167V168H165ZM201 167V168H200ZM204 167V168H203ZM230 167H232L230 169ZM5 168V169H4ZM7 168V169H6ZM10 168V170H8ZM36 168V169H35ZM43 168V169H42ZM73 168V169H72ZM79 168V169H78ZM83 168V169H82ZM86 168V169H85ZM92 168V169H91ZM95 168V169H94ZM103 168V169H102ZM111 168V170H110ZM118 170H117V169ZM119 168L121 169L119 171ZM132 168V169H131ZM141 168V170H140ZM144 168V169H143ZM156 168H158V173ZM188 169L187 171L185 170ZM213 170H212V169ZM221 169L223 172L218 171L219 169ZM225 170H224V169ZM227 168V169H226ZM229 168V169H228ZM257 168V169H256ZM260 168V169H258ZM4 171H3V170ZM38 169V171H37ZM101 169V170H100ZM113 169V170H112ZM131 170L129 172H127V170ZM150 169V170H149ZM160 169H162L160 171ZM166 169V170H164ZM209 171H207V170ZM42 170V173L40 171ZM89 170V171H88ZM134 170V172L132 171ZM136 170V171H135ZM144 170V172L142 171ZM148 170V171H147ZM155 172H154V171ZM181 170V171H180ZM211 170L213 172H211ZM217 172H216V171ZM228 170V171H227ZM235 172H234V171ZM251 170V171H250ZM263 170V171H262ZM8 171V172H7ZM46 173H45V172ZM72 171V172H71ZM97 171V172H95ZM100 171V172H99ZM141 171V172H140ZM150 171H152V173L150 174ZM170 173V172H172ZM194 171V172H193ZM206 171V172H204ZM215 171V172H214ZM232 171V172H230ZM257 173H256V172ZM69 172V173H68ZM103 174H102V173ZM111 172V173H110ZM114 172V174H113ZM115 172L117 174H115ZM122 172V173H120ZM133 172V173H132ZM140 172V173H139ZM149 174H148V173ZM177 172V173H175ZM180 172V173H179ZM188 175L186 176L185 174ZM208 172V173H207ZM219 172V174H218ZM229 172V173H227ZM234 172V173H233ZM252 172V173H250ZM5 173V174H4ZM20 173V174H19ZM40 173V174H39ZM68 173V174H67ZM71 173L73 175H71ZM92 176H90V174ZM95 173V174H94ZM97 173V175H96ZM99 173V174H98ZM111 175H109V174ZM125 173V175H124ZM132 173V174H131ZM137 173V176L136 174ZM139 173V174H138ZM143 173V174H141ZM165 173V174H164ZM183 173V174H182ZM194 173V174H193ZM216 173V175H214ZM232 173V175H231ZM43 174V176H42ZM105 174H108L110 177H113L109 180V176H106ZM135 174V175H134ZM148 174V176H147ZM155 174V177L152 176ZM158 174V175H157ZM163 174V175H161ZM171 174V175H170ZM179 174V176L177 175ZM193 174V175H192ZM209 174V175H207ZM210 174H212L210 176ZM223 174V175H222ZM225 174V175H224ZM230 174V175H227ZM242 174V175H241ZM256 174L257 179H255V175ZM8 175V176H7ZM21 175V176H20ZM32 175V176H31ZM106 177H105V176ZM124 178L121 179L120 177ZM151 175V177H150ZM158 177H157V176ZM169 175V176H168ZM174 175V176H173ZM177 175V176H175ZM185 177H182V176ZM196 175V177H195ZM199 175V176H198ZM234 175V176H233ZM241 175V176H240ZM7 178H6V177ZM96 176V177H95ZM104 180L103 179V177ZM119 177V179L117 177ZM136 176V177H135ZM140 176V177H138ZM143 176V177H142ZM161 176V177H160ZM165 176V177H164ZM167 176V177H166ZM172 176V177H170ZM209 176V177H207ZM219 178H218V177ZM221 176L223 178H221ZM235 176H237V178H235ZM242 180H240L241 178ZM243 176V177H242ZM247 176H249L250 178H248ZM36 177V178H35ZM39 177V178H37ZM44 177V178H42ZM46 177V178H45ZM71 180H69L68 178ZM89 177V178H88ZM91 177L93 179H91ZM108 177V179H107ZM163 177V179H162ZM216 177V178H215ZM225 177V178H224ZM246 177V178H245ZM20 178V179H18ZM73 178V179H72ZM88 178V180L86 181V179ZM102 178V179H101ZM130 178V179H129ZM133 178V179H132ZM138 181H136L135 179ZM139 178V179H138ZM148 181H146L147 179ZM150 178V179H149ZM152 178V180H151ZM155 178V179H153ZM162 182H161V180ZM179 178V179H178ZM196 178L199 180L196 181ZM210 178V179H209ZM228 178V179H227ZM234 181H233V179ZM239 178V179H238ZM244 178V181H243ZM254 178V179H253ZM263 178V179H262ZM17 179V180H16ZM68 179V180H67ZM114 179V180H113ZM127 181H126V180ZM142 179V180H141ZM144 179V181H143ZM169 181H168V180ZM172 179V180H170ZM175 179H178V182L181 183L177 184V181H175ZM188 179V180H187ZM192 182H191V180ZM209 179V180H207ZM216 181H215V180ZM237 179V180H236ZM252 179V180H251ZM262 179V180H261ZM9 180V181H8ZM19 180V181H18ZM21 180V181H20ZM90 180V181H89ZM104 180V182L102 181ZM125 180V181H124ZM135 180V181H134ZM151 180V181H150ZM195 180V181H194ZM206 180V181H204ZM214 180V181H213ZM230 180V181H229ZM248 180V181H247ZM261 180V181H259ZM5 181V183H4ZM40 181V182H39ZM86 181V182H84ZM89 181V182H88ZM92 181V182H91ZM100 181H102L100 183ZM107 181V182H106ZM112 181V182H111ZM129 181L131 183H129ZM133 181V183H132ZM146 181V182H145ZM173 181V183H172ZM204 183H201L203 182ZM220 181V183L223 181L222 185L218 182ZM236 181V182H235ZM238 181V182H237ZM247 183H246V182ZM251 181V182H250ZM257 181V182H256ZM74 184H73V183ZM125 182V183H124ZM141 182V186H139V183ZM148 182V183H147ZM158 182V184H157ZM161 182V183H160ZM176 182V183H175ZM185 185H181L183 183ZM186 182V183H185ZM209 184H207V183ZM212 182V183H211ZM215 182V183H214ZM217 182V183H216ZM241 182V183H239ZM2 183V184H1ZM17 183V184H16ZM58 183V184H57ZM70 183V184H69ZM87 185H86V184ZM105 183V184H104ZM108 183V184H107ZM112 183V184H110ZM144 185H143V184ZM175 183V184H174ZM188 183V185H187ZM201 183V184H200ZM225 183V184H224ZM236 186L238 184L241 188L238 187V185L235 187L233 184ZM236 183V184H235ZM243 183V184H242ZM246 183V184H245ZM253 183V184H251ZM256 183V184H255ZM257 183H260L257 184ZM11 184V185H10ZM41 184V185H40ZM44 184V185H43ZM159 186H157V185ZM167 184V185H166ZM216 184V185H215ZM218 184V185H217ZM3 185V186H2ZM14 185V186H13ZM93 185V186H92ZM102 185V186H101ZM107 185V186H106ZM111 185V186H110ZM125 185V186H124ZM149 185V186H148ZM163 185V186H162ZM172 187H169L171 186ZM178 187H176V186ZM202 185V186H201ZM224 185V186H223ZM249 186V188H247V186ZM256 185V187H255ZM33 186V187H32ZM38 186V187H37ZM40 186V188H39ZM74 186V187H73ZM77 186V187H75ZM79 186V188H78ZM94 188V189H92ZM128 186V190H126ZM138 188L135 191V188ZM143 186V187H142ZM153 186V187H152ZM156 186V187H154ZM184 186V188H183ZM191 186H193L191 188ZM208 186V187H206ZM214 186H216V189ZM220 186V187H219ZM231 186V187H230ZM253 186V187H252ZM263 186V188H261ZM3 187V188H2ZM15 187V188H13ZM32 187V188H31ZM90 187V190L89 188ZM100 187V188H98ZM103 187V189H101ZM105 187H108L105 188ZM141 187V188H140ZM150 187V188H149ZM159 189H155L158 188ZM163 187V188H162ZM166 187V189H164ZM174 187V188H173ZM181 189H180V188ZM195 187V188H194ZM204 189H203V188ZM214 187V188H213ZM235 187V188H233ZM261 190H260V188ZM21 188V189H20ZM35 189V191L33 192L32 195V191ZM74 188V189H73ZM76 188V189H75ZM78 188V189H77ZM105 188V190H104ZM125 188V189H123ZM146 188V189H144ZM153 188V189H151ZM187 188V189H186ZM211 188V189H210ZM222 188V189H221ZM246 188V189H245ZM256 189L253 191V189ZM258 188V189H257ZM15 189V190H14ZM88 189V190H87ZM119 189V190H118ZM178 189V192H177ZM184 189V190H183ZM186 189V190H185ZM210 189V190H209ZM220 189V190H219ZM234 189V191L232 192V190ZM236 189V190H235ZM240 189V190H239ZM248 189V190H247ZM252 190V192L249 191ZM14 190V191H13ZM19 190V191H18ZM28 190V191H27ZM32 190V191H31ZM37 190V191H36ZM66 193H65V191ZM76 190V191H75ZM95 192H93V191ZM98 190H102V191H98ZM104 190V191H103ZM141 190V191H140ZM143 190V191H142ZM147 190V191H145ZM160 190V191H159ZM165 190V191H164ZM167 190V191H166ZM198 190L200 192H198ZM225 190V191H224ZM262 190H263V195H262ZM8 191V192H7ZM68 192H72L69 193L71 194L67 196V198L65 197ZM85 191V193H84ZM108 191V192H107ZM113 193H111V192ZM124 191V193H123ZM127 191H128V195H127ZM138 191L140 195H138ZM155 191L157 192V194H155ZM163 191V192H162ZM186 191V192H185ZM195 191L196 193L192 192ZM209 191V192H208ZM216 191V192H215ZM229 193H228V192ZM249 191V192H248ZM261 191V192H260ZM12 192V193H11ZM14 192V193H13ZM18 192V193H17ZM25 192V194H24ZM30 194H29V193ZM35 192H37L35 194ZM40 192V193H39ZM43 192V194L41 193ZM75 192V193H74ZM84 193L83 194H81ZM87 192V193H86ZM102 192V193H101ZM107 192V193H105ZM118 192V193H117ZM129 192H131V194L133 193V195H131ZM160 192L161 195L159 194ZM183 192V193H182ZM218 192V193H217ZM223 194H222V193ZM225 192V193H224ZM236 192V193H235ZM256 192L258 194H256ZM23 193V194H22ZM39 193V194H38ZM63 193V195L61 194ZM94 193V194H93ZM99 193H101L100 195H98ZM105 193V194H103ZM115 193V194H114ZM148 193V195H147ZM175 193V194H174ZM211 193V194H209ZM217 193V194H216ZM236 195H235V194ZM244 193H246L244 195ZM252 196H250V194ZM260 193V194H259ZM17 194V195H16ZM28 194V195H26ZM59 194V195H58ZM61 194V195H60ZM111 194L113 198H111ZM119 194V197H118ZM142 194V195H141ZM154 194V195H152ZM166 194V195H165ZM184 194V195H183ZM186 194H189L188 196H186ZM228 194V195H227ZM248 194V196H247ZM15 195V196H14ZM23 197H22V196ZM34 197H32V196ZM42 195V196H40ZM83 195V196H82ZM115 195V196H114ZM146 195V198H145ZM164 197H163V196ZM171 195V196H170ZM177 195V197H176ZM183 195V196H182ZM232 195V196H231ZM244 195V196H243ZM255 195V197H253ZM25 196V198H24ZM58 196V198H57ZM63 196V197H62ZM74 196V197H73ZM102 199H100L101 197ZM110 198H109V197ZM129 196V197H128ZM140 196V197H139ZM143 196V197H142ZM168 196V197H167ZM173 196V197H172ZM175 196V197H174ZM219 196V197H218ZM231 196V198L229 197ZM257 196V200L255 199ZM263 196V197H262ZM43 197V198H41ZM71 199H70V198ZM90 197V198H89ZM95 201L93 202L94 199ZM96 197V198H95ZM107 197V198H106ZM123 199H122V198ZM127 197V198H126ZM133 197V198H132ZM150 197V198H149ZM158 197V198H157ZM164 199H162V198ZM171 197V198H170ZM203 197V198H202ZM13 198V199H12ZM21 198V199H20ZM87 198V199H86ZM90 200H89V199ZM104 198V199H103ZM109 198V199H108ZM119 198V199H118ZM132 198V199H131ZM135 198V199H134ZM148 198V199H147ZM188 198V199H187ZM212 198V199H211ZM217 200H216V199ZM253 198V199H252ZM263 198V199H262ZM20 201H19V200ZM32 199V200H31ZM63 199H65L66 201H64ZM107 201H106V200ZM114 199V200H112ZM119 200V204L120 201L122 204H118ZM121 199V200H120ZM144 199L145 202H142ZM154 199V201L152 200ZM160 199V201H159ZM163 202H162V200ZM166 199V200H165ZM206 199V200H205ZM252 199V200H251ZM10 200V201H9ZM14 200V201H13ZM59 200V201H58ZM81 200V202H80ZM84 203H83V201ZM89 200V202H88ZM100 200V201H98ZM106 202H105V201ZM126 200V201H125ZM186 200V201H185ZM57 201V203L55 202ZM102 201V202H101ZM105 203H104V202ZM113 201V202H112ZM123 201V202H122ZM125 201V202H124ZM131 201V202H130ZM149 201V203L147 204V202ZM157 201V203H156ZM192 205H190L189 203ZM203 201L201 204L200 202ZM209 201V202H208ZM210 201H212L210 203ZM214 201V202H213ZM235 201V202H234ZM252 203H251V202ZM260 201V202H259ZM50 202V203H49ZM80 202V203H79ZM111 204H110V203ZM129 204H128V203ZM152 202L154 204H152ZM160 202V203H159ZM162 202V203H161ZM179 202V204H178ZM199 204H198V203ZM220 204H219V203ZM259 202V203H258ZM56 206H54L53 204ZM68 203V205L66 204ZM77 203V204H76ZM92 203L95 205H92ZM117 203L118 205V210L115 208V206L117 207V205L115 204ZM126 203V204H125ZM142 203L144 205H142ZM184 205H183V204ZM204 203V207L202 206V204ZM232 203V204H231ZM238 207H236L234 204ZM257 205H256V204ZM19 204V205H18ZM33 205V207L31 208V206ZM44 204V205H43ZM49 204V205H48ZM52 204V205H50ZM66 204V206L64 205ZM79 204V205H78ZM104 204V205H103ZM110 204V205H109ZM131 204V206H130ZM150 204V206H146ZM163 207H162V205ZM178 204V205H177ZM197 204V205H196ZM243 204V206H242ZM245 204V206H244ZM263 204V205H262ZM41 205V206H39ZM59 205V207H57ZM62 208H61V206ZM80 205H81V209H80ZM82 205L86 208L83 209L84 207H82ZM99 205V206H98ZM122 205V206H121ZM135 205V206H134ZM139 205V206H138ZM154 205V206H153ZM158 205V207H157ZM160 205V207H159ZM188 210H187V207ZM195 205V206H194ZM219 205V206H218ZM223 205V206H222ZM234 205V206H233ZM249 205H253L255 208H251V206ZM260 205V206H259ZM262 205V206H261ZM45 206V207H44ZM58 210H56L54 207ZM88 206V207H87ZM102 206V207H101ZM106 206V207H104ZM125 206V208H124ZM126 206H129L130 208H126ZM137 206V207H136ZM145 206V207H142ZM198 206V207H196ZM201 206V208L199 207ZM217 206V207H216ZM232 206V207H231ZM258 206V207H257ZM43 207V208H40ZM51 207V208H49ZM67 207V208H66ZM74 207L77 209H74ZM91 207V208H90ZM96 207V208H95ZM101 207V208H100ZM104 207V210H103ZM120 207V208H119ZM122 207V208H121ZM136 207V208H134ZM140 207V208H139ZM148 207V209H147ZM154 207V208H153ZM155 207L157 209H155ZM162 207V208H161ZM193 207V208H192ZM205 207L207 209H205ZM230 208L233 212H231V210L229 211ZM236 207V208H235ZM261 207V208H260ZM19 208V209H18ZM28 208V209H27ZM36 208V209H34ZM39 208V210H38ZM48 208V209H47ZM90 208V209H89ZM93 208V209H92ZM99 210H98V209ZM150 208V210H149ZM152 208V209H151ZM182 208V209H181ZM184 208V209H183ZM203 208L205 209L203 212ZM234 208V210L232 209ZM42 209V210H41ZM51 209V210H50ZM54 209V210H53ZM62 209V210H61ZM64 209V211H63ZM68 209V210H67ZM80 209V210H79ZM83 209V210H82ZM88 209V210H87ZM97 209V210H95ZM103 211H102V210ZM112 209V210H111ZM124 209V210H123ZM128 209V210H127ZM142 211V214L140 211L138 212L137 210ZM143 209V210H142ZM145 209V210H144ZM160 209V210H159ZM191 209V210H190ZM194 209V210H193ZM200 211H198V210ZM218 209L220 211H218ZM223 209V210H222ZM226 211H225V210ZM247 209V210H246ZM253 211H252V210ZM19 210V211H18ZM22 210V211H21ZM23 210H28V211H23ZM38 210V211H36ZM60 210V211H59ZM108 210V211H107ZM110 210V211H109ZM123 210V212H122ZM130 210V211H129ZM136 211V215H135V211ZM153 210V211H151ZM155 210V211H154ZM157 210V211H156ZM159 210V211H158ZM207 210V215L204 218V216L206 214H204ZM222 210V211H221ZM246 210V211H245ZM21 211V212H20ZM44 211V212H43ZM51 211V212H49ZM61 215H59V213ZM65 213L63 214L62 213ZM75 211V212H73ZM86 211V213H85ZM95 211V212H94ZM97 211V212H96ZM105 211V212H104ZM114 211V213L112 212ZM148 211H150L151 214H153L152 216H150V213L148 214ZM189 211V212H188ZM195 211V212H193ZM197 211V212H196ZM216 211V212H215ZM229 211V213L227 212ZM251 211L253 213H251ZM24 212V213H22ZM71 214H70V213ZM80 212V213H79ZM92 212V213H91ZM107 212V213H106ZM117 212V213H116ZM126 214H125V213ZM147 212V213H146ZM193 212V213H190ZM204 214H200V213ZM223 212V213H222ZM256 212V213H255ZM264 212V211H263ZM48 213H50L51 215H49ZM58 213V214H57ZM76 213V214H75ZM96 213V214H94ZM100 215H99V214ZM116 213V214H115ZM123 213V215L121 214ZM156 213V214H155ZM196 213V214H195ZM221 213V214H220ZM233 213V214H232ZM261 213V214H260ZM20 214V215H19ZM90 214V216H88ZM94 214V215H93ZM104 214V216H103ZM115 214V215H114ZM121 216H120V215ZM147 214V215H144ZM191 214V215H190ZM198 214L201 216V218L204 219V221L200 220V216L197 218ZM212 214V215H211ZM217 214V216H216ZM246 214V215H243ZM255 214L258 215V219L255 218ZM59 215V216H58ZM72 215V216H71ZM83 215V216H82ZM85 215V217H84ZM132 215V216H130ZM193 215V216H192ZM210 215V216H209ZM248 215V216H247ZM262 215V216H261ZM12 216V218H11ZM15 216V217H14ZM49 216V218H48ZM64 216V217H63ZM67 216V217H66ZM71 216V218H70ZM79 216V217H78ZM91 218L88 219L87 217ZM94 216V217H93ZM97 216V217H95ZM103 216V217H102ZM114 216V217H113ZM147 216V217H146ZM192 216V217H191ZM203 216V217H202ZM213 216V217H212ZM223 216V218H222ZM225 217H228V220H230V222L228 220H225L227 218L224 219ZM242 216V217H241ZM252 218H249V217ZM52 217V218H51ZM57 217H59L60 219H58ZM63 217V219H62ZM80 218L79 221L78 218ZM94 219H93V218ZM100 217V218H99ZM106 217V218H104ZM117 217H120L117 218ZM123 217V218H122ZM126 217V218H124ZM153 217V218H151ZM196 217V220L195 218ZM219 217V218H218ZM221 217V219H220ZM240 217V218H239ZM245 219H244V218ZM260 217V218H259ZM86 218V219H85ZM98 220H97V219ZM150 218V221L149 219ZM155 218V219H154ZM194 218V219H193ZM211 218V219H210ZM236 222H235V220ZM243 218V219H242ZM248 218V219H247ZM6 219V220H4ZM50 221H49V220ZM84 219V220H82ZM122 219V220H121ZM148 219V220H147ZM153 219V220H152ZM157 219V220H156ZM209 219V221H208ZM241 219V220H239ZM53 220V221H52ZM58 222H57V221ZM63 220V221H62ZM66 220V221H65ZM68 220V221H67ZM87 220V221H86ZM90 220V221H89ZM92 220V221H91ZM95 220V221H94ZM178 220V221H177ZM180 220V221H179ZM212 220V221H211ZM217 220V221H216ZM225 220V221H224ZM232 220L234 221L232 223ZM244 220V221H243ZM247 220V221H246ZM253 221L251 223V221ZM257 220V222H256ZM260 220H262V222H260ZM3 221L5 222L3 223ZM9 221V222H8ZM21 221V222H20ZM39 221V223L37 222ZM47 221V223H46ZM85 221V223L82 222ZM108 221V222H107ZM111 223H110V222ZM115 221V222H114ZM122 221V222H121ZM139 223L136 225V223ZM140 221V222H139ZM154 221V222H153ZM157 221L158 226H157ZM200 221V222H198ZM215 221V222H214ZM228 221V222H227ZM244 223H242V222ZM259 221V222H258ZM11 222V223H10ZM31 222V223H29ZM48 222L49 225H48ZM57 222V223H56ZM64 224H63V223ZM89 222V223H88ZM101 222V224H100ZM150 222V223H149ZM156 222V223H155ZM187 222V223H186ZM218 222V223H217ZM225 222V224H224ZM241 222V223H240ZM247 222V223H246ZM256 222V223H255ZM34 223V224H33ZM42 223V224H41ZM62 225H61V224ZM67 223V225H66ZM77 223V224H75ZM106 223V224H104ZM110 223V224H109ZM117 223V224H116ZM122 223V224H121ZM133 223V224H132ZM149 223V224H148ZM153 223V225H151ZM154 223L156 225V228H154ZM179 223V224H177ZM184 223V224H183ZM211 223L213 224L211 225ZM216 223V224H215ZM261 223V224H260ZM4 224V225H3ZM40 224V225H39ZM44 224V225H43ZM47 224V225H46ZM59 224V225H57ZM85 224V225H84ZM92 224V225H91ZM94 224V225H93ZM100 224V225H99ZM104 224V225H103ZM112 224L114 226H112ZM120 224V225H119ZM165 226H164V225ZM168 224V225H166ZM181 224V225H180ZM240 224V225H239ZM243 224V225H242ZM12 227H10V226ZM43 225V227H41ZM46 225V226H45ZM56 225V226H55ZM71 225V226H70ZM82 225V226H81ZM100 227H98V226ZM106 225V226H105ZM109 225V226H107ZM129 225V226H128ZM134 225V226H133ZM152 228H151V226ZM172 225V227H170ZM183 225V227H182ZM188 225V226H186ZM190 225V226H189ZM217 225V226H215ZM248 225H250V227H248ZM55 226V227H54ZM58 226V228H56ZM67 226V227H66ZM81 226V227H80ZM88 226V227H87ZM93 226V227H92ZM133 226V227H132ZM137 229H134L136 228ZM140 226V227H139ZM148 226V227H147ZM166 226H169L166 228ZM178 226H180L178 228ZM241 226V227H240ZM19 227V228H18ZM21 227V228H20ZM33 227V228H30ZM52 227H54V229H52ZM79 230L77 232V230ZM84 227H87L84 229ZM107 227V228H106ZM115 229H114V228ZM143 227V228H142ZM177 227V228H175ZM188 227V228H187ZM222 227V228H221ZM259 227V228H258ZM262 227V228H261ZM3 228V230H2ZM11 228V229H10ZM29 228V229H28ZM62 228H64L62 230ZM69 228V230L67 229ZM99 228V229H98ZM105 228V230H104ZM149 228V229H148ZM161 228V229H160ZM165 228V229H162ZM169 228V229H168ZM172 228H174V230H172ZM191 228V229H190ZM214 230H213V229ZM219 231H217L218 229ZM221 228V230H220ZM235 228V229H234ZM245 228V229H244ZM247 228V229H246ZM255 228V229H254ZM7 229V230H6ZM13 229V230H12ZM45 230L44 233L42 230ZM59 231H57V230ZM72 229V230H71ZM74 229V230H73ZM131 229L133 230L131 232ZM151 229V230H150ZM154 229V232H153ZM217 229V230H216ZM239 229V230H238ZM252 229H254L252 231ZM259 229V230H258ZM261 229V230H260ZM32 230V231H31ZM41 230V231H40ZM53 230V231H52ZM55 230V231H54ZM72 232H71V231ZM76 230V231H75ZM87 230V231H86ZM93 230V231H92ZM99 230V231H98ZM118 230V231H117ZM135 230V231H134ZM144 230V231H143ZM147 230V233H146ZM162 230V231H161ZM164 230V231H163ZM169 232H168V231ZM183 230V231H182ZM186 230V231H185ZM224 230H226V233L223 235ZM230 230V231H228ZM235 230L238 232H235ZM241 230V231H240ZM246 234H245V232ZM251 230V231H250ZM258 231H262V234ZM8 231V232H7ZM10 231V232H9ZM15 231V232H13ZM23 231V232H22ZM25 231V232H24ZM34 231V232H33ZM46 231H47V235H46ZM62 231L63 235H62ZM67 231V234H66ZM84 231V232H83ZM91 231V232H90ZM98 231V232H97ZM102 231V232H101ZM141 231V232H140ZM143 231V232H142ZM152 231V232H150ZM167 231V233L165 232ZM171 231V232H170ZM189 231V233H188ZM192 231V232H190ZM217 231V232H216ZM239 231L241 233V235L239 234ZM255 231V233H257V236H254L255 233H253ZM21 232V233H20ZM32 234H31V233ZM40 232H42L40 234ZM61 232V233H60ZM69 232V233H68ZM71 232V233H70ZM86 232V233H85ZM90 232V233H89ZM96 232V233H95ZM105 232V233H104ZM107 232V233H106ZM131 232V233H130ZM136 232V233H133ZM146 234H145V233ZM161 232V233H160ZM166 234H165V233ZM174 232V233H172ZM180 232V233H179ZM184 232V233H181ZM221 234H219V233ZM231 232V233H230ZM8 233V234H7ZM11 233V234H10ZM20 233V235H18ZM25 233V234H24ZM39 233V234H38ZM95 233V234H94ZM100 233H102L103 235H100ZM158 233V235H157ZM160 233V234H159ZM164 233V235H163ZM188 235H186V234ZM211 233V235H210ZM213 233H216L215 235ZM218 233V234H217ZM236 233L235 237L232 241L231 237ZM244 233V234H243ZM252 235H250V234ZM7 234V237L5 236ZM13 234V235H12ZM15 234V235H14ZM44 234V236H43ZM61 234V235H60ZM73 234V235H72ZM77 234V235H76ZM81 234V235H80ZM84 234V236H83ZM99 236H97V235ZM112 234V235H111ZM137 234V235H136ZM143 236H142V235ZM145 234V235H144ZM198 236H197V235ZM243 234V236H242ZM261 234V235H260ZM11 235V236H10ZM23 235V237H22ZM66 235H68L66 237ZM70 235V236H69ZM91 235V237H89ZM94 235V236H93ZM96 235V236H95ZM139 235V236H138ZM181 235V236H179ZM185 235V236H184ZM247 235V236H246ZM16 236V237H15ZM27 236V238H25ZM42 237V241H41V237ZM47 236V237H46ZM49 236V238H48ZM59 238H58V237ZM84 238H83V237ZM104 236V237H101ZM166 236V237H165ZM179 236V237H177ZM187 236V237H186ZM195 236V238H194ZM211 236V237H210ZM213 236V237H212ZM217 236V237H215ZM224 237L225 240H223L222 238V242H221V237ZM248 239L249 237V241L245 240L246 238ZM252 238H251V237ZM261 238H260V237ZM5 237V239L7 241H5V239L3 238ZM46 240H45V238ZM71 237V238H70ZM73 237V238H72ZM97 237V238H96ZM155 237V239H154ZM173 237V238H172ZM183 237V238H182ZM189 237V238H188ZM193 237V238H192ZM258 237V238H257ZM14 238L16 239V242L14 240ZM29 238V239H28ZM32 238V239H31ZM44 238V239H43ZM52 238V239H51ZM64 238V239H63ZM66 238V239H65ZM70 238V239H69ZM89 238L92 240L90 241ZM95 238V239H94ZM103 238V239H102ZM161 238V239H160ZM182 238V239H181ZM216 238V240H214ZM218 238V239H217ZM256 240H255V239ZM260 238V239H259ZM4 239V241H3ZM18 239V242H17ZM23 239V241H22ZM48 239V240H47ZM54 239V240H53ZM59 243H58V240ZM62 239V240H61ZM77 239V240H76ZM98 239V240H97ZM101 239V240H100ZM191 241L190 244H187ZM193 239V240H192ZM198 239V240H197ZM238 239V242H236V240ZM244 239V240H242ZM12 240V242H11ZM14 240V242H13ZM29 240V241H28ZM39 240V241H38ZM43 240L47 241V242H43ZM57 240V241H56ZM66 240V241H65ZM84 242H82V241ZM88 240V241H87ZM144 240V241H142ZM161 240V241H160ZM164 242H163V241ZM169 242H168V241ZM177 240V242H176ZM196 240V241H194ZM213 242H211V241ZM218 240L220 241L218 243ZM229 240H231L230 242H228ZM259 240V242H258ZM261 240V241H260ZM26 241V242H25ZM36 243H34V242ZM63 241V242H62ZM65 241V242H64ZM69 241V243H68ZM75 241V242H74ZM78 241V242H77ZM81 241V242H80ZM87 241V242H86ZM95 241V242H94ZM99 241V242H98ZM103 241V243H102ZM157 241V242H156ZM161 244H159L160 242ZM167 241V245L165 244V242ZM194 241V242H193ZM198 241V243H197ZM244 241V244L242 243ZM249 243H248V242ZM256 241V242H254ZM263 241V242H262ZM3 242L6 244L4 245ZM42 242V243H41ZM51 242V243H48ZM80 244H77V243ZM89 242V243H88ZM101 242V243H100ZM156 242V243H155ZM181 242V243H180ZM184 242V243H183ZM193 242V243H192ZM211 242V243H209ZM259 244H258V243ZM9 243V244H7ZM13 243V244H12ZM26 243V245H25ZM28 243V245H27ZM41 243V244H40ZM47 243V245H46ZM55 243V244H54ZM58 243V245H57ZM64 243V244H63ZM95 243V244H93ZM155 243V244H154ZM158 243V244H157ZM176 243V244H175ZM182 245H180V244ZM213 243V244H212ZM239 243V244H238ZM242 243V244H241ZM256 243V245H255ZM262 243V244H260ZM25 245V246H22ZM39 247L38 250H36L37 247H35L36 245ZM40 244V245H38ZM44 247H43V245ZM49 244V246H48ZM68 244V245H65ZM85 244V245H84ZM89 244V245H88ZM157 244V245H156ZM165 244V245H164ZM178 244V246H177ZM199 244V245H198ZM237 244V245H236ZM254 244V245H253ZM2 245V246H1ZM11 245V246H10ZM32 245V246H31ZM55 245V246H54ZM83 245V246H82ZM88 245L87 249L86 246ZM91 245V246H90ZM96 246L93 247V246ZM144 245V246H143ZM148 245V246H147ZM160 245V246H159ZM192 246L193 248H190L191 250H187V248H189ZM7 248V251L10 250L9 252H7L6 250L4 251V247ZM12 246L14 248H12ZM20 248L18 249L17 248ZM21 246V247H19ZM54 246V248L52 247ZM59 246V247H58ZM69 246H73L72 248ZM99 246V247H97ZM101 246V247H100ZM125 246L127 247V250L124 249ZM143 246V247H142ZM177 246V247H176ZM187 246V247H186ZM197 246V247H196ZM10 247V248H9ZM23 247V248H22ZM27 247V248H26ZM48 247V248H47ZM50 247V248H49ZM65 247V248H64ZM106 247V248H105ZM124 247V248H123ZM183 249H181V248ZM199 247V248H198ZM17 248V249H15ZM64 248V249H63ZM78 248V249H77ZM85 250H82V249ZM90 248V249H89ZM95 249V251L93 249ZM99 248V249H98ZM112 248V249H111ZM131 248V249H130ZM146 248V249H145ZM150 248V250H149ZM157 248V249H156ZM25 250V252L23 253V251ZM29 249V250H28ZM56 249V250H55ZM69 249V250H68ZM74 249H76V252L74 251ZM89 251H86L88 250ZM92 249V250H91ZM104 249V250H103ZM111 251H109V250ZM120 249V250H119ZM143 249V250H141ZM156 249V250H155ZM160 251H159V250ZM178 249V250H177ZM180 249V250H179ZM187 251H186V250ZM202 249V250H199ZM216 249V250H214ZM259 249L258 251H255ZM19 250V251H18ZM31 250V251H30ZM44 250V251H43ZM47 250L50 252H47ZM66 250V251H65ZM79 250V251H78ZM82 250V251H81ZM102 250V251H101ZM113 250V251H112ZM125 250V251H124ZM147 250V251H146ZM158 250V251H157ZM183 250V252L181 251ZM13 251V252H12ZM17 253H16V252ZM52 251V253H51ZM81 251V252H80ZM86 251V252H84ZM93 251V252H92ZM97 251V252H96ZM105 251V252H104ZM110 253H108V252ZM129 251V252H128ZM162 251V252H161ZM166 251V252H165ZM191 253H190V252ZM193 251H195V253H193ZM200 251V252H199ZM203 251V252H201ZM205 251V252H204ZM220 252V254H218L217 252ZM13 254H12V253ZM34 252V253H33ZM43 252V253H42ZM58 252V253H56ZM60 252V253H59ZM62 252V253H61ZM69 252V253H67ZM93 254H92V253ZM96 252V253H95ZM100 252V253H99ZM107 252V253H106ZM125 252V253H124ZM128 254H127V253ZM140 252V254H139ZM143 252V254H142ZM149 252V253H148ZM153 252V254H152ZM156 252V253H155ZM187 252V253H184ZM198 252V255L197 253ZM213 252V253H212ZM24 255H22V254ZM36 253V254H35ZM54 253V254H53ZM74 253V254H73ZM81 253V255H80ZM87 255L86 257H84L85 255ZM101 253L103 255V257L101 256ZM105 253H106V257H105ZM113 253V254H112ZM123 253V254H122ZM132 253V254H131ZM161 253V254H158ZM178 257H177V255ZM183 253V254H180ZM201 253V254H200ZM207 253V257L204 258L205 254ZM27 254H29V256H26ZM109 254V256H108ZM115 254V255H114ZM123 257H122V255ZM151 254V255H150ZM188 254V255H186ZM190 254V255H189ZM192 254V255H191ZM197 255L194 256L195 259H193L191 256L193 255ZM211 254V256H210ZM214 254V255H213ZM13 255V256H12ZM18 255V257H17ZM21 255V256H19ZM37 255V256H35ZM58 257H57V256ZM72 255V256H71ZM75 255V256H74ZM78 255V257H77ZM83 255V256H82ZM125 255V256H124ZM131 255V257H130ZM150 255V256H149ZM170 255V256H169ZM185 255V256H184ZM201 255V256H200ZM209 255V257H208ZM213 255V257H212ZM217 255V257H216ZM220 255V257L218 256ZM224 255V257L222 256ZM4 256V257H3ZM6 256V258H5ZM10 256V257H9ZM17 258H16V257ZM66 256V258L64 257ZM83 258H82V257ZM117 257V259L114 258ZM121 256V257H120ZM128 256V257H127ZM137 256V259H136ZM149 256V257H148ZM159 256V257H158ZM174 256V257H173ZM203 256V257H202ZM221 256L223 257V259H221ZM25 257V258H24ZM63 257V259H62ZM69 257V258H68ZM72 257V259H70ZM81 257V258H79ZM98 257V258H97ZM101 257V259H100ZM109 257V258H108ZM135 259H134V258ZM145 257V258H144ZM151 257V258H150ZM162 257V258H161ZM168 257V258H167ZM186 257V258H185ZM197 257V258H196ZM4 258L6 261L4 262L2 259ZM11 260H10V259ZM13 258H15L13 260ZM22 261V263L19 261ZM27 258V259H26ZM36 258V260H35ZM86 258V260H85ZM108 259V261L106 259ZM119 258V260H118ZM128 258H130L128 260ZM149 258V259H147ZM156 258V259H155ZM166 260H165V259ZM175 258V259H174ZM189 258V259H187ZM199 258V260H198ZM214 258H218L214 259ZM220 258V260H219ZM18 259V260H17ZM25 259V261H24ZM31 261H30V260ZM66 259V260H65ZM69 259V260H68ZM79 259V262H78ZM99 259V260H98ZM104 259V261L102 260ZM114 261H112V260ZM120 259H123L122 261ZM127 259V260H125ZM132 259V260H131ZM163 259V263L161 261L158 260H162ZM176 261H174V260ZM179 259V260H178ZM182 259L184 260L182 262ZM186 259L188 260V262L186 261ZM195 261V263L191 260ZM196 259L198 260L196 262ZM201 259V262H200ZM204 261H203V260ZM210 259V260H209ZM9 260V261H8ZM27 260V261H26ZM41 260V261H39ZM71 260V261H70ZM77 260V261H76ZM84 260V261H83ZM136 262H135V261ZM140 260V261H138ZM157 260V261H156ZM2 261V262H1ZM50 261V262H49ZM52 261V262H51ZM59 261V262H58ZM68 261V262H65ZM76 261V263L74 262ZM86 261V262H85ZM93 261V262H91ZM102 261V263H101ZM116 261V262H115ZM143 261V262H142ZM146 261L150 262L147 263ZM153 261V262H152ZM156 261V262H155ZM168 261V263H167ZM191 261V263L189 262ZM209 262L208 264H213L212 262ZM19 262V263H18ZM62 262V263H61ZM109 262V263H107ZM112 262V263H111ZM126 262V263H124ZM174 262V263H173ZM186 262V263H185Z\"/></svg>", "mask_w": 264, "mask_h": 264}, {"label": "bare ground", "instance_id": "obj_2", "mask_svg": "<svg viewBox=\"0 0 264 264\" xmlns=\"http://www.w3.org/2000/svg\"><path fill=\"white\" fill-rule=\"evenodd\" d=\"M14 1H15V0H14ZM16 1H17V0H16ZM21 1H22V0H21ZM21 1L18 2V3L21 4ZM26 1H27V0H26ZM28 1H29V0H28ZM33 1H34V0H33ZM33 1H30V2H33ZM39 1H41V0H39ZM47 1H48V0H47ZM47 1H46V2H47ZM69 1H70V0H69ZM96 1L98 2V0H96ZM96 1H95V3H96ZM100 1H101V0H100ZM106 1H107V0H106ZM109 1H110V0H109ZM112 1H113V0H112ZM116 1H117V0H116ZM157 1H158V0H157ZM179 1H180V0H179ZM182 1H184V0H182ZM200 1H201V0H199V2H200ZM210 1H211V0H210ZM213 1H214V0H213ZM215 1H216V0H215ZM228 1H229V0H228ZM238 1H239V0H238ZM238 1H237V2H238ZM5 2H6V1H5ZM85 2H86V0H85ZM85 2H83V3H85ZM93 2H94V1H93ZM118 2H119V1H118ZM148 2H149V1H148ZM159 2H160V1H159ZM163 2H167V0H166V1H163ZM173 2H175V1L173 0ZM173 2H172V3H173ZM180 2H181V1H180ZM195 2H196V1H195ZM223 2H224V1H223ZM225 2H226V1H225ZM230 2H231V1H230ZM233 2H234V4L236 5V2H235L234 0H233ZM239 2H240V1H239ZM262 2L264 3V0H262ZM23 3H24V2H23ZM23 3H22V4H23ZM28 3H29V2H28ZM28 3H27V4H28ZM38 3H39V2H38ZM90 3H91V2H90ZM98 3H99V2H98ZM155 3H156V2H155ZM157 3H158V2H157ZM169 3H170V2H169ZM202 3H203V2H202ZM211 3H212V2H211ZM215 3H216V2H215ZM217 3H218V0H217ZM227 3H228V2H227ZM227 3L225 4V5H226V8H227ZM244 3H245V2H244ZM246 3H247V2H246ZM4 4H5V3H4ZM25 4H26V3H25ZM25 4H24V5H25ZM27 4H26V5H27ZM30 4H31V3H30ZM41 4H43V5L45 6V2H44V3H41ZM59 4H61V3L59 2ZM69 4H70V6L72 5L71 2H70ZM73 4H74V2H73ZM76 4H77V2H76ZM81 4H82V3H81ZM107 4H108V2H107ZM150 4H151V3H150ZM164 4H165V3H164ZM176 4H177V2H176ZM176 4H175V5H176ZM183 4H185V1L182 3V5H183ZM189 4H190V3H189ZM191 4H192V6H193V3H192V2H191ZM219 4H220V1H219ZM219 4H218V6L220 7ZM239 4H240V3H239ZM239 4H237V5H239ZM241 4H243V3H241ZM241 4H240V5H241ZM251 4H252V3H251ZM253 4H254V3H253ZM257 4H258V2H257ZM35 5H36V4H35ZM35 5H34V7H35ZM48 5H49V4H48ZM62 5H63V4H62ZM66 5H67V4H66ZM91 5H92V4H90L89 7H91ZM97 5H98V4H97ZM165 5H166V4H165ZM169 5H171V4H169ZM204 5H205V4H204ZM215 5H216V4H215ZM244 5H245V4H244ZM263 5H264V4H263ZM1 6H2V5H1ZM7 6H8V5H7ZM7 6H6V7H7ZM29 6H30V5H29ZM100 6H101V5H100ZM106 6H107V5H106ZM113 6H114V4L112 5V7H113ZM155 6H156V5H155ZM157 6H158V5H157ZM161 6H162V5H161ZM192 6L190 5V7H192ZM196 6H197V5H196ZM211 6H212V5H211ZM3 7H4V5H3ZM21 7H22V6H21ZM30 7H31V6H30ZM63 7H64V6H63ZM86 7H88V6H86ZM95 7H96V6H95ZM158 7H159V6H158ZM158 7H157V8H158ZM175 7H176V6H175ZM187 7H189V6H187ZM204 7H205V6H204ZM228 7H229V6H228ZM244 7H245V6H244ZM249 7H250V5H249ZM40 8H41V7H40ZM71 8H72V6H71ZM80 8H81V7H80ZM93 8H94V7H93ZM97 8H98V7H97ZM171 8H172V7H171ZM178 8H179V6H178ZM180 8H181V7H180ZM180 8H179V9H180ZM184 8H185V7H184ZM193 8H194V7H193ZM202 8H203V7H202ZM209 8H210V7H209ZM214 8H217V7H214ZM214 8H213V9H214ZM220 8H221V7H220ZM220 8H219V9H220ZM224 8H225V7H224ZM231 8H232V7H231ZM2 9H3V8H2ZM7 9H9V7H8ZM32 9H35V8H32ZM32 9H31V10H32ZM73 9H74V8H73ZM83 9H85V8H83ZM83 9H82V10H83ZM87 9H88V8H87ZM98 9H100V8H98ZM106 9H108V8H106ZM109 9H110V6H109ZM173 9H174V8H173ZM173 9H171V10H173ZM175 9H176V8H175ZM186 9H187V8H186ZM200 9H201V7H200ZM206 9H207V8H206ZM227 9H228V8H227ZM236 9H237V8H236ZM244 9H245V8H244ZM246 9H247V8H246ZM14 10H15V9H14ZM24 10L27 12L26 9H24ZM35 10H36V9H35ZM95 10H96V9H95ZM151 10H152V9H151ZM153 10H154V8H153ZM153 10H152V11H153ZM190 10H191V9H190ZM190 10H189V11H190ZM192 10H193V9H192ZM201 10H202V9H201ZM211 10H212V9H211ZM215 10H217V9H215ZM225 10H226V9H225ZM234 10H235V9H234ZM234 10H233V11H234ZM247 10H248V9H247ZM260 10H261V9H260ZM10 11H11V9H10ZM44 11H45V10H44ZM72 11H74V10H72ZM89 11H90V10H89ZM100 11L102 12V10H100ZM107 11H109V10H107ZM155 11H157V10H155ZM159 11H161V10H159ZM162 11H163V10H162ZM169 11H170V10H169ZM169 11H168V12H169ZM173 11H175V10H173ZM180 11H181V10H180ZM207 11H208V10H207ZM212 11H213V10H212ZM218 11H219V10H218ZM220 11H221V10H220ZM222 11H223V10H222ZM233 11H231V12L233 13ZM238 11H239V9H238ZM6 12H7V11H6ZM23 12H24V11H23ZM31 12H32V11H31ZM35 12H36V11H35ZM37 12H38V11H37ZM74 12H75V11H74ZM76 12H77V11H76ZM80 12H81V11H80ZM90 12H91V11H90ZM92 12H93V11H92ZM163 12H164V11H163ZM178 12H179V11H178ZM192 12H194V11H192ZM226 12H227V11H226ZM234 12H235V11H234ZM236 12H237V11H236ZM236 12H235V13H236ZM262 12H263V11H262ZM0 13H1V12H0ZM4 13H5V12H4ZM9 13H10V12H9ZM21 13H22V12H21ZM24 13H25V12H24ZM88 13H89V12H88ZM165 13H166V12H165ZM176 13H177V12H176ZM182 13H183V12H182ZM184 13H185V12H184ZM205 13H206V12H205ZM210 13H211V11H210ZM218 13H219V12H218ZM222 13H223V12H222ZM232 13H229V14H232ZM238 13H239V12H238ZM257 13H258V12H257ZM71 14H72V13H71ZM86 14H87V11H86ZM98 14H99V13H97V15H98ZM158 14H160V15L163 16V14H161V13H158ZM173 14H174V13H173ZM191 14H192V13H191ZM214 14H215V12H214ZM219 14H220V13H219ZM229 14H227V16H229ZM31 15L33 16V13H32ZM73 15H74V14H73ZM100 15H101V13H100ZM146 15H147V14H146ZM150 15H151V14H150ZM167 15H168V14H167ZM167 15H166V16H167ZM174 15H176V14H174ZM174 15H173V17H174ZM181 15L184 17L185 14H181ZM192 15H193V14H192ZM205 15H206V14H205ZM212 15H213V14H212ZM224 15H225V14H224ZM5 16H6V15H5ZM35 16H37V15H35ZM81 16L84 17V15H81ZM154 16H155V15H154ZM164 16H165V15H164ZM178 16H179V15H178ZM182 16H181V17H182ZM187 16H188V13H187ZM189 16H190V12H189ZM198 16H199V14H198ZM200 16H201V15H200ZM203 16H204V15H203ZM203 16H201V17H203ZM215 16H216V15H215ZM225 16H226V15H225ZM227 16H226V17H227ZM232 16H233V14H232ZM236 16H237V13H236ZM236 16H235V20L238 19V18H236ZM247 16H248V15H247ZM3 17H4V16H3ZM3 17H2V18H3ZM18 17L21 18V16H18ZM22 17H23V16H22ZM45 17H46V16H45ZM169 17H170V16H169ZM173 17H172V18H173ZM191 17H192V16H191ZM191 17H190V18H191ZM195 17H196V16H195ZM209 17H210V15H209ZM229 17H231V15H230ZM9 18H10V17H9ZM28 18H29V17H28ZM38 18H39V17H38ZM64 18H66V17H64ZM71 18H72V16H71ZM73 18H74V17H73ZM142 18H143V17H142ZM158 18H159V17H158ZM164 18H165V17H164ZM198 18H199V17H198ZM206 18H207V17H206ZM214 18H215V17H214ZM231 18H232V17H231ZM247 18H249V17H247ZM4 19H5V17H4ZM18 19H19V18H18ZM120 19H121V17H120ZM143 19H145V18H143ZM146 19H149V18L146 17ZM156 19H157V18H156ZM167 19H168V18H167ZM182 19H183V18H182ZM193 19H194V17H193ZM193 19H192V20H193ZM202 19H203V18H202ZM210 19H211V17H210ZM212 19H213V18H212ZM222 19H223V18H222ZM225 19H226V18H225ZM225 19H224V20H225ZM228 19H229V18H228ZM228 19H227V20H228ZM243 19H245V21H246V18H245V17H244ZM8 20H9V19H7V21H8ZM10 20H11V19H10ZM23 20H24V19H23ZM69 20H70V19H69ZM89 20H90V19H89ZM121 20H122V19H121ZM158 20H159V19H158ZM161 20H163V19H161ZM205 20H206V19H205ZM229 20H230V19H229ZM232 20H233V19H232ZM7 21H6V22H7ZM84 21H85V19H84ZM87 21H88V20H87ZM113 21H114V19H113ZM163 21H164V20H163ZM166 21H167V20H166ZM174 21H175V20H174ZM247 21H248V20H247ZM0 22H1V20H0ZM9 22H10V21H9ZM16 22H17V21H16ZM72 22H73V20H72ZM85 22H86V21H85ZM88 22H89V21H88ZM98 22H99V21H98ZM114 22H115V21H114ZM116 22H117V21H116ZM121 22H122V21H121ZM153 22H154V20H153ZM169 22H170V21H169ZM198 22H199V21H198ZM206 22H207V21H206ZM208 22H209V21H208ZM210 22H211V21H210ZM217 22H218V21H217ZM238 22H240V21H238ZM238 22H237V23H238ZM14 23H15V22H14ZM29 23H30V22H29ZM41 23H42V22H41ZM74 23H75V21H74ZM96 23H97V21H96ZM159 23H160V22H159ZM159 23H158V24H159ZM200 23H201V22H200ZM219 23H220V21H219ZM223 23H224V21H223ZM230 23H231V22H230ZM230 23H229V25H230ZM5 24H7V23H5ZM8 24H9V23H8ZM18 24H19V23H18ZM48 24H49V23H48ZM83 24H84V23H83ZM115 24H116V23H115ZM115 24H114V25H115ZM122 24H123V23H122ZM148 24H149V23H148ZM150 24H151V23H150ZM167 24H168V23H167ZM167 24H166V25H167ZM205 24H206V23H205ZM205 24H204V25H205ZM210 24H211V23H210ZM213 24H214V23H213ZM217 24H218V23H217ZM247 24H249V23H247ZM251 24H252V23H251ZM3 25H4V24H3ZM70 25H71V24H70ZM74 25H75V24H74ZM74 25H72V26H74ZM84 25L86 26V23H85ZM88 25H89V24H88ZM140 25H141V24H140ZM173 25H174V23H173ZM173 25H172V26H173ZM202 25H203V24H202ZM221 25H222V24H221ZM227 25H228V24H227ZM5 26H6V25H5ZM5 26H3V27L5 28ZM16 26L18 27V25H16ZM119 26H120V25H119ZM159 26H160V25H159ZM211 26H212V25H211ZM250 26H251V25H250ZM1 27H2V25H1ZM43 27H44V26H43ZM80 27H82V25H81ZM166 27H167V26H166ZM206 27H207V26H206ZM213 27H214V25L212 26V28H213ZM230 27H232V26H230ZM240 27H241V26H240ZM248 27H249V26H248ZM6 28H7V27H6ZM14 28H15V27H14ZM68 28H70V27H68ZM72 28H73V27H72ZM86 28H88V27H86ZM89 28H90V26H89ZM91 28H92V27H91ZM115 28H116V27H115ZM117 28H118V27H117ZM146 28H147V27H146ZM172 28H173V27H172ZM207 28L210 29L209 26H208ZM216 28H217V27H216ZM225 28H227V27H225ZM238 28H239V27H238ZM246 28H247V27H246ZM259 28H260V27H259ZM73 29H74V28H73ZM84 29H85V28H84ZM84 29H83V30H84ZM155 29H156V27H155ZM218 29L220 30V28H218ZM221 29H222V28H221ZM243 29H244V28H243ZM260 29H261V28H260ZM260 29H259V30H260ZM4 30H5V29H4ZM27 30H28V29H27ZM67 30H68V29H67ZM85 30H86V29H85ZM92 30H93V29H92ZM92 30H91V31H92ZM123 30H124V29H123ZM157 30H158V29H157ZM171 30H172V29H171ZM178 30H182V29H178ZM197 30H198V29H197ZM232 30H233V28H232ZM249 30H250V28H249ZM251 30H253V29H251ZM64 31H65V30H64ZM70 31H71V30H70ZM207 31H208V30H207ZM257 31H258V30H257ZM260 31H261V30H260ZM263 31H264V30H263ZM5 32H6V31H5ZM5 32H4V33H5ZM72 32H74V30H73ZM170 32H171V31H170ZM177 32H178V31H177ZM224 32H225V31H224ZM226 32H227V30H226ZM228 32H229V31H228ZM231 32H232V31H231ZM234 32H236V31H234ZM237 32H238V31H237ZM4 33H3V34H4ZM10 33H11V32H10ZM10 33H9V34H10ZM30 33H31V32H30ZM32 33H33V32H32ZM36 33H37V32H36ZM82 33H83V32H82ZM82 33H81V34H82ZM210 33H211V32H210ZM216 33H218V32H216ZM222 33H223V32H222ZM238 33H239V32H238ZM73 34H74V33H73ZM78 34H79V33H78ZM78 34H76V35H78ZM91 34H92V33H91ZM142 34H143V33H142ZM179 34H180V33H179ZM182 34H183V32H182ZM223 34H224V33H223ZM234 34H236V33H234ZM248 34L250 35L249 31H248ZM251 34H252V32H251ZM7 35H8V34H7ZM12 35H13V34H12ZM58 35H59V34H58ZM88 35H89V34H88ZM92 35H93V34H92ZM146 35H147V34H146ZM216 35H217V34H216ZM218 35H219V34H218ZM218 35H217V36H218ZM240 35H242V33H241ZM260 35H261V34H260ZM3 36H4V35H3ZM18 36H19V35H18ZM18 36H16V37H18ZM63 36H64V35H63ZM74 36H75V35H74ZM122 36H123V35H122ZM175 36H176V35H175ZM177 36H178V35H177ZM184 36H185V35L183 34V37H184ZM212 36H213V35H212ZM247 36H248V35H247ZM262 36H263V33H262ZM262 36H261V37H262ZM0 37H1V36H0ZM5 37H6V36H5ZM41 37H42V36H41ZM80 37H81V36H80ZM89 37H91V36H89ZM125 37H126V36H125ZM143 37H144V34H143ZM143 37L141 38L142 40L145 38V37H144V38H143ZM181 37H182V36H179V38H181ZM209 37H211V36H209ZM209 37H208V38H209ZM213 37H214V36H213ZM232 37H233V36H232ZM234 37H235V36H234ZM237 37H238V36H237ZM242 37H243V36H242ZM244 37H245V36H244ZM254 37H256V36L254 35ZM8 38H9V37H8ZM75 38H76V37H75ZM77 38H78V36H77ZM87 38H88V37H87ZM148 38H149V37H148ZM184 38H185V37H184ZM197 38H198V37H197ZM258 38H259V37H258ZM2 39H4V38H2ZM12 39H13V38H12ZM17 39H18V38H17ZM19 39H20V38H19ZM34 39H35V38H34ZM39 39H40V38H39ZM41 39H42V38H41ZM69 39H70V38H69ZM233 39H234V38H233ZM237 39H238V38H237ZM243 39H246V38H243ZM247 39H248V37H247ZM54 40H55V39H54ZM63 40H65V38H64ZM78 40H79V39H78ZM78 40H77V42H78ZM169 40H170V39H169ZM179 40H180V39H179ZM185 40H186V39H185ZM222 40H223V39H222ZM238 40H239V39H238ZM12 41H13V40H12ZM12 41H11V42H7V43H6V42H5V43H0V51L2 52V54H3V52H4V53H8V54H9V53H15V52L19 51V47H20V46H21V47H22V45H23V46H28V43H27L26 45L22 44V45L19 46L18 43H15V42H12ZM18 41H19V40H17V42H18ZM25 41H27V40H25ZM74 41H76V40H74ZM81 41H82V40H81ZM84 41H85V40H84ZM93 41H94V40H93ZM147 41H148V40H147ZM150 41H151V40H150ZM175 41H178V40H175ZM204 41H205V40H204ZM209 41H210V40H209ZM234 41H235V40H234ZM240 41H241V40H240ZM248 41H249V40H248ZM254 41H255V40H254ZM254 41H253V42H254ZM3 42H4V40H3ZM210 42H211V41H210ZM210 42H208V43H210ZM216 42L218 43V41H216ZM220 42L223 43L222 41H220ZM236 42H237V41H236ZM250 42H251V41H250ZM257 42H258V41H257ZM20 43H24V41H23V42L20 41ZM25 43H26V42H25ZM29 43H30V42H29ZM35 43H36V42H34V44H35ZM37 43H38V41H37ZM37 43H36V44H37ZM48 43H49V42H48ZM78 43H79V42H78ZM140 43H141V41H140ZM148 43H149V42H148ZM198 43H199V42H198ZM204 43H205V42H204ZM212 43H214V42L212 41ZM221 43H220V44H221ZM245 43H246V41H245ZM245 43H244V44H245ZM259 43H260V42H259ZM39 44H40V42H39ZM50 44H51V43H50ZM67 44H71V43H67ZM132 44H133V43H132ZM137 44H138V43H137ZM176 44H178V42H177ZM184 44H185V42H184ZM244 44H243V46H246V45H244ZM263 44H264V43H263ZM40 45H41V44H40ZM76 45H77V44H76ZM76 45H75V46H76ZM78 45H79V44H78ZM81 45H82V43H81ZM179 45H180V44H179ZM235 45H236V44H235ZM259 45H261V44H259ZM259 45H258V46H259ZM47 46H50V45L47 44ZM51 46H52V45H51ZM51 46H50V47H51ZM135 46H136V45H135ZM135 46H134V47H135ZM238 46H239V45H238ZM262 46H263V45H262ZM29 47L31 48V46H29ZM29 47H28V48H29ZM54 47H55V46H54ZM54 47H53V48H54ZM68 47H69V46H68ZM176 47H177V46H176ZM200 47H201V45H200ZM204 47H205V46H204ZM204 47H203V48H204ZM210 47H211V46H210ZM213 47H214V46H213ZM236 47H237V46H236ZM236 47H235V48H236ZM249 47H250V46H249ZM249 47H248V49H249ZM254 47H255V46H254ZM24 48H26V47H24ZM57 48H58V47H57ZM76 48H77V47H76ZM82 48H83V47H82ZM82 48H81V49H82ZM95 48H96V50H97V47H95ZM128 48H129V47H128ZM137 48H138V46H137ZM186 48H187V47H186ZM233 48H234V46H233ZM235 48L233 49V51L235 50ZM241 48H242V47H241ZM241 48H239V49H241ZM244 48H245V47H244ZM50 49H52V47H51ZM74 49H75V48H74ZM78 49H79V48H77L76 50H78ZM147 49H148V48H147ZM181 49H182V48H181ZM201 49H202V47H201ZM201 49H200V51H201ZM213 49H214V48H213ZM250 49H252V47H251ZM254 49H256V48H254ZM254 49H253V53L255 52ZM260 49H262V48H260ZM30 50H31V49H30ZM54 50H56V48L53 49V51H54ZM135 50H136V48H135ZM179 50H180V49H179ZM187 50H188V49H187ZM202 50H203V49H202ZM207 50H208V49H207ZM227 50H228V49H227ZM246 50H247V49H246ZM263 50H264V48H263ZM71 51H72V50H71ZM71 51H70V52H71ZM80 51H81V50H80ZM87 51H88V50H87ZM137 51H138V50H136V52H137ZM162 51H163V50H162ZM165 51H166V50H165ZM176 51H177V50H176ZM180 51H181V50H180ZM180 51H179V53H180ZM188 51H189V50H188ZM209 51H212V50H209ZM230 51H231V50H230ZM260 51H262V50H260ZM26 52H27V51H26ZM61 52H62V51H61ZM75 52H76V51H75ZM125 52H126V51H125ZM125 52H124V53H125ZM141 52H142V51H141ZM207 52H208V51H207ZM222 52H223V51H222ZM224 52H226V51H224ZM227 52H229V51H227ZM242 52H243V50H242ZM249 52H251V51H249ZM23 53H24V52H23ZM27 53H28V52H27ZM56 53H57V51H56ZM77 53H78V52H77ZM95 53H96V51H95ZM128 53H129V52H128ZM131 53H132V52H131ZM134 53H135V52H134ZM134 53H132V54H134ZM145 53H146V52H145ZM150 53H151V52H150ZM166 53H168V52H166ZM174 53H176V52H174ZM229 53H230V52H229ZM238 53H239V52H238ZM243 53H244V52H243ZM260 53H261V52H260ZM0 54H1V53H0ZM25 54H26V53H25ZM28 54H29V53H28ZM57 54H59V53H57ZM80 54H81V52H80ZM105 54H107V53H104V55H105ZM115 54H116V53H115ZM129 54H130V53H129ZM137 54H138V53H136V55H137ZM159 54H160V53H159ZM209 54H210V53H209ZM211 54H212V53H211ZM214 54H216V53H214ZM219 54H220V53H219ZM219 54H218V55H219ZM224 54H225V53H224ZM234 54H235V53H234ZM247 54H248V53H247ZM255 54H256V53H255ZM14 55H16V53H15ZM17 55H19V54H17ZM17 55H16V56H17ZM26 55H27V54H26ZM30 55H32V54H30ZM54 55H55V54H54ZM92 55H93V53H92ZM95 55H96V54H95ZM125 55H126V54H125ZM125 55H124V56H125ZM138 55H139V54H138ZM178 55H179V54H178ZM178 55H177V56H178ZM198 55H199V54H198ZM216 55H217V54H216ZM225 55H226V54H225ZM238 55H239V54H238ZM262 55H263V54H261V56H262ZM10 56H11V55H10ZM12 56H13V55H12ZM19 56H20V55H19ZM24 56H25V55H24ZM28 56H29V55H28ZM32 56H33V55H32ZM52 56H53V55H52ZM78 56H79V55H78ZM102 56H103V55H102ZM115 56H116V55H115ZM139 56H140V55H139ZM139 56H137V58H138ZM169 56H170V55H169ZM172 56H173V55H172ZM189 56H190V55H189ZM207 56H208V55H207ZM207 56H206V58H210L209 56H208V57H207ZM210 56H211V55H210ZM214 56H215V55H214ZM220 56H221V54H220ZM241 56H242V55H241ZM241 56H240V57H241ZM5 57H7V56H5ZM13 57H14V56H13ZM13 57H11V58L13 59ZM22 57H23V56H22ZM48 57H49V56H48ZM116 57H117V56H116ZM122 57H123V56H122ZM144 57H145V56H144ZM155 57H156V56H155ZM224 57H225V56H224ZM229 57H230V56H229ZM229 57H228V59H229ZM235 57H236V56H235ZM242 57H245V56H242ZM247 57H248V56H247ZM262 57H263V56H262ZM7 58H8V57H7ZM50 58H51V57H50ZM75 58H77V57H75ZM82 58H84V57L82 56ZM98 58H100V57H98ZM132 58H133V56H132ZM132 58H131V60H132ZM145 58H146V57H145ZM165 58H166V57H165ZM183 58H184V57H183ZM185 58H186V57H185ZM188 58H189V57H188ZM226 58H227V57H226ZM231 58H232V57H231ZM245 58H246V57H245ZM248 58H249V57H248ZM248 58H246V59H248ZM257 58H258V57H257ZM1 59H2V58H1ZM1 59H0V60H1ZM20 59H21V58H20ZM48 59H49V58H48ZM54 59H55V57H54ZM58 59H59V58H58ZM79 59H80V58H79ZM92 59H93V58H92ZM128 59H129V58H127V60H128ZM153 59H155V58H153ZM160 59H161V58H160ZM173 59H174V57H173ZM175 59H176V58H175ZM190 59H191V58H190ZM210 59H211V58H210ZM213 59H215V58H213ZM217 59H218V57H217ZM221 59H222V58H221ZM223 59H225V58H223ZM262 59H263V58H262ZM13 60H14V59H13ZM55 60H56V59H55ZM73 60H74V59H73ZM80 60H81V59H80ZM84 60H85V59H84ZM84 60H83V61H84ZM116 60H117V58H116ZM127 60H126V62H127ZM134 60H135V59H134ZM161 60H162V59H161ZM191 60H192V59H191ZM231 60H232V59H231ZM231 60H230V61H231ZM234 60H235V59H234ZM240 60L242 61L241 58L239 59V62H240ZM243 60H244V59H243ZM250 60H251V59H250ZM250 60H247V61H250ZM252 60H254V59H252ZM1 61H2V60H1ZM21 61H22V60H21ZM26 61H27V60H26ZM32 61H33V60H32ZM32 61H31V62H32ZM34 61H35V60H34ZM64 61H65V60H64ZM78 61H79V60H78ZM78 61H76V62H78ZM90 61H91V60H90ZM100 61H101V60H100ZM129 61H130V60H129ZM132 61H133V60H132ZM138 61H139V59H138ZM143 61H144V60H143ZM183 61H184V60H183ZM204 61H205V60H204ZM210 61H211V60H210ZM221 61H222V60H221ZM226 61H227V60H226ZM236 61H237V60H236ZM10 62H11V60H10ZM28 62H29V61H28ZM61 62H63V60H62ZM65 62H66V61H65ZM72 62H73V61H72ZM101 62H102V61H101ZM101 62H100V65H101ZM126 62H125V63H126ZM133 62H134V61H133ZM158 62H159V61H158ZM168 62H169V61H168ZM201 62H202V61H201ZM206 62H207V61H206ZM211 62H212V61H211ZM223 62H224V61H223ZM1 63H2V62H1ZM33 63H34V62H33ZM53 63H54V62H53ZM53 63L51 62V65H53ZM68 63H70V62H68ZM78 63H80V62H78ZM116 63H117V62H116ZM128 63H129V62H128ZM134 63L137 65L136 62H134ZM142 63H143V62H142ZM163 63H164V62H163ZM183 63H184V62H183ZM190 63H191V62H190ZM192 63H193V62H192ZM192 63H191V64H192ZM232 63H234V61H232ZM240 63H241V62H240ZM252 63H253V61H252ZM8 64H11V63H8ZM19 64H20V63H19ZM25 64H26V63H25ZM83 64H84V63H83ZM90 64H91V63H90ZM135 64H132V65H135ZM138 64H139V63H138ZM149 64H150V63H149ZM156 64H158V63H156ZM184 64H185V63H184ZM186 64H187V62H186ZM213 64H214V63H213ZM222 64H226V63H222ZM250 64H251V62H250ZM254 64H256V63H254ZM254 64H253V65H254ZM0 65H1V64H0ZM6 65H7V64H6ZM6 65H5V66H6ZM37 65H38V64H37ZM37 65H36V66H37ZM69 65H70V64H69ZM74 65H75V64H74ZM77 65H78V64H77ZM102 65H103V64H102ZM104 65H105V64H104ZM124 65H125V64H124ZM132 65H131V66H132ZM143 65H144V64H143ZM143 65H142V66H143ZM147 65H148V62H147ZM151 65H153V64H151ZM189 65H190V64H189ZM197 65H198V64H197ZM199 65H200V64H199ZM207 65H208V64H207ZM216 65H217V64H216ZM219 65H220V64H219ZM227 65H228V64H227ZM233 65H235V64H232L231 68L233 67ZM245 65H248V63H247V64L245 63ZM262 65H263V64H262ZM2 66H3V64H2ZM2 66H1V67H2ZM97 66H98V65H97ZM116 66L118 67L119 65H116ZM121 66H122V65H120L119 67H121ZM126 66H127V65H126ZM142 66H141V67H142ZM153 66H154V65H153ZM156 66H157V65H156ZM161 66H162V65H160V67H161ZM203 66H205V65H203ZM210 66H211V65H210ZM220 66H221V65H220ZM220 66L217 65V68H218V67L220 68ZM222 66H223V65H222ZM222 66H221V67H222ZM228 66H229V65H228ZM228 66H226V67H227V70H228ZM237 66H238V65H237ZM242 66H244V65H242ZM242 66H241V64H240V69H241ZM249 66H250V65H249ZM260 66H261V65H260ZM28 67H29V66H28ZM54 67H55V66H54ZM67 67H68V66H67ZM69 67H70V66H69ZM69 67H68V68H69ZM73 67H74V66H73ZM77 67H78V66H77ZM79 67H80V66H79ZM83 67H84V66H83ZM109 67H110V66H109ZM133 67H134V66H133ZM144 67H145V66H144ZM160 67L158 66L157 69L160 68ZM166 67H167V66H166ZM198 67H199V66H198ZM200 67H202V66H200ZM207 67H208V66H207ZM212 67H213V66H212ZM223 67H224V66H223ZM223 67H222V68H223ZM226 67H225V68H226ZM229 67H230V66H229ZM254 67H256V65H254ZM254 67H253V68H254ZM18 68H19V67H18ZM26 68H27V67H26ZM57 68H59V67H57ZM57 68H56V69L54 68V69L56 70V73H58ZM124 68H125V67H124ZM134 68H135V67H134ZM138 68H139V67H138ZM167 68H170V67H167ZM204 68H205V67H204ZM208 68H209V67H208ZM210 68H211V67H210ZM222 68H220V69H222ZM233 68H234V67H233ZM237 68H238V67H237ZM237 68H236V72L238 73ZM244 68H245V66H244ZM250 68H251V67H250ZM256 68H257V67H256ZM261 68H262V67H261ZM12 69H13V68H12ZM31 69H32V68H31ZM37 69H38V68H37ZM37 69H36V70H37ZM42 69H43V68H42ZM48 69H49V68H48ZM61 69H63V68H60V70H61ZM75 69H76V68H75ZM100 69H101V68H100ZM100 69H97V70L100 71ZM110 69H111V68H110ZM129 69H130V68H129ZM135 69L137 70V68H135ZM149 69H150V68H149ZM153 69H154V68H153ZM157 69H156V70H157ZM162 69H163V68H162ZM229 69H230V68H229ZM238 69H239V68H238ZM242 69H243V68H242ZM15 70H16V69H15ZM64 70H66V69H64ZM67 70H68V69H67ZM69 70H71V69H69ZM72 70H73V69H72ZM88 70L90 71V69H88ZM88 70H87V71H88ZM113 70H114V69H113ZM119 70H120V69H119ZM121 70H122V69H121ZM130 70H131V69H130ZM133 70H134V69H133ZM138 70H140V69H138ZM160 70H161V69H160ZM181 70H182V69H181ZM199 70H200V69H199ZM199 70H198V71H199ZM205 70H207V68H206ZM209 70H210V69H209ZM213 70H214V69H213ZM215 70H216V68H215ZM227 70H226V71H227ZM233 70H234V69H233ZM244 70H245V69H244ZM250 70L252 71V68H251ZM250 70L248 69V71H249L248 73L251 74ZM260 70H261V69H260ZM263 70H264V69H263ZM1 71H2V70H1ZM5 71H6V70H5ZM20 71H21V70H20ZM32 71H33V70H32ZM46 71H47V69H46ZM49 71H51V70H49ZM52 71H54V70H52ZM80 71H81V70H80ZM99 71H97V72L99 73ZM127 71H128V69H127ZM141 71H142V70H141ZM157 71H158V70H157ZM161 71H162V70H161ZM161 71H160V72H161ZM186 71H187V70H186ZM194 71H195V70H193V72H194ZM216 71H217V70H216ZM220 71H221V70H220ZM224 71H225V69H224ZM230 71H231V69H230ZM239 71H240V70H239ZM241 71H242V70H241ZM256 71H258V70H256ZM59 72H60V71H59ZM65 72H66V71H65ZM92 72H93V71H92ZM118 72H119V71H118ZM118 72H117V73H118ZM122 72H123V71H121L120 73L123 74ZM128 72H129V71H128ZM135 72H136V71H135ZM167 72H168V71H167ZM171 72L173 73V71H171ZM175 72H176V71H175ZM179 72H180V71H179ZM182 72H183V71H182ZM205 72H206V71H205ZM213 72H214V71H213ZM218 72H219V71H218ZM221 72H222V71H221ZM227 72H228V71H227ZM233 72H234V71H233ZM252 72H253V71H252ZM258 72H259V71H258ZM260 72H261V71H260ZM0 73H1V72H0ZM8 73H9V72H8ZM8 73H7V74H8ZM10 73H11V72H10ZM24 73H25V72H24ZM26 73H27V72H26ZM37 73H38V72H37ZM50 73H51V72H50ZM53 73H54V72H53ZM100 73H101V72H100ZM120 73H119V74H120ZM139 73H140V72H139ZM139 73H138V75H139ZM143 73H144V72H143ZM146 73H147V72H146ZM155 73H156V72H155ZM172 73H171V74H172ZM177 73H178V72H176L175 74H177ZM188 73H190V72H188ZM195 73H196V72H195ZM219 73H220V72H219ZM224 73H225V72H224ZM242 73H243V72H242ZM34 74H35V73H34ZM34 74H33V75H34ZM48 74H49V73H48ZM58 74H59V73H58ZM58 74H57V75H58ZM62 74H63V73H62V71H61V75H60V77L62 76ZM66 74H68V73H66ZM108 74H109V73H108ZM125 74L128 75V73H125V72H124V75H125ZM136 74H137V73H136ZM156 74H158V73H156ZM160 74H161V73H160ZM173 74H174V73H173ZM175 74H174V76H176ZM210 74H211V73L209 72L208 75H210ZM215 74H216V72H215ZM232 74H233V73H231V75H232ZM252 74H253V73H252ZM4 75H6V74L4 73ZM26 75H27V74H26ZM38 75H39V74H38ZM40 75H41V74H40ZM46 75H47V74H46ZM55 75H56V74H55ZM70 75H71V74H70ZM87 75H88V74H87ZM89 75H91V74L89 73ZM101 75H102V73H101ZM106 75H107V74H106ZM117 75H118V74H117ZM117 75H115V76H117ZM126 75H125V76H126ZM131 75H132V73H131ZM141 75H142V74H141ZM152 75H153V74H152ZM158 75H159V74H158ZM167 75H168V74H167ZM169 75H170V71H169ZM181 75H182V74H181ZM199 75H200V74H199ZM208 75H207V76H208ZM212 75H213V74H212ZM220 75H221V74H220ZM233 75H234V74H233ZM240 75H242V74H240ZM243 75L245 76V74H243ZM243 75H242V77H243ZM253 75H254V74H253ZM256 75H257V74H256ZM0 76H2V75H0ZM11 76H12V75H11ZM24 76H25V75H24ZM49 76H50V75H49ZM49 76H48V77H49ZM63 76L66 77V75H63ZM63 76H62V77H63ZM71 76H72V75H71ZM75 76H76V75H75ZM80 76H81V75H80ZM108 76H109V75H108ZM156 76H157V75H156ZM172 76H173V75H172ZM190 76H191V74H190ZM196 76H197V75H196ZM207 76H206V77H207ZM214 76H215V75H214ZM214 76H212V77H214ZM224 76H225V75H224ZM228 76H229V75H228ZM237 76H239V75H237ZM237 76H236V77H237ZM248 76H249V75H248ZM262 76H263V75H261V76L259 75V77H258L257 79H259L260 77L262 78ZM9 77H10V76H9ZM46 77H47V76H46ZM51 77H52V76H51ZM64 77L61 79V81H62L63 83H65V85H67V82H68V81H66ZM82 77H83V76H82ZM87 77H88V76H87ZM101 77H102V76H100V78H101ZM105 77H106V76H105ZM127 77H128V76H127ZM139 77H140V76H139ZM157 77H158V76H157ZM163 77H164V76H163ZM170 77H171V76H170ZM184 77H185V76H184ZM188 77H189V76H188ZM193 77H194V74H193ZM200 77H201V76H200ZM219 77H221V76H219ZM219 77H218V78H219ZM231 77H232V76H231ZM239 77H241V76H239ZM242 77H241V78H242ZM13 78H14V77H13ZM54 78H55V77H54ZM100 78H97V79H100ZM125 78H126V77H125ZM137 78H138V76H137ZM159 78H160V76H159ZM164 78H165V77H164ZM164 78H161V79H164ZM175 78H176V77H175ZM177 78H178V77H177ZM181 78H182V76H181ZM191 78H192V77H191ZM191 78H190V79H191ZM197 78H198V77H197ZM202 78H203V75H202ZM207 78H208V77H207ZM215 78H216V77H215ZM218 78H217V79H218ZM221 78H222V77H221ZM224 78H225V77H224ZM228 78H229V77H228ZM233 78H234V77H233ZM233 78H231V79L233 80ZM250 78H252V76H250ZM15 79H16V78H15ZM52 79H53V77H52ZM56 79H59V78L56 77ZM66 79H67V78H66ZM68 79H71V78H68ZM76 79H77V78H76ZM87 79H88V78H87ZM134 79H136V78H134ZM182 79H184V78H182ZM210 79H211V77H210ZM229 79H230V78H229ZM254 79H255V78H254ZM11 80H12V79H11ZM20 80H24V79L22 78V79H20ZM78 80H79V79H77V81H78ZM143 80H144V79H143ZM169 80H170V79H169ZM171 80H172V79H171ZM177 80H178V79H177ZM192 80H193V78H192ZM199 80H200V79H199ZM208 80H209V79H208ZM211 80H212V79H211ZM226 80H227V78H226ZM238 80H239V79H238ZM238 80H237V81H238ZM89 81H90V80H89ZM89 81H87V82H88V85L90 86ZM95 81H97V80H95ZM95 81H92V84H93V82H95ZM98 81H99V80H98ZM100 81H101V80H100ZM100 81H99V82H100ZM102 81H103V79H102ZM121 81H122V80H121ZM121 81H120V82H121ZM128 81H130V80H128ZM128 81H127V82H128ZM137 81H138V80H137ZM139 81H140V79H139ZM139 81H138V82H139ZM162 81H163V80H162ZM162 81H161V82H162ZM166 81H167V80H166ZM183 81H184V80H183ZM186 81H187V80H186ZM186 81H185V82H186ZM190 81H191V80H190ZM202 81H203L202 79L199 81L200 84H202V83H201ZM209 81H210V80H209ZM215 81H217V80H215ZM215 81H214V82H215ZM219 81H220V79H219ZM242 81H243V78H242ZM259 81H260V79H259ZM9 82H10V81H9ZM71 82H72V81H71ZM82 82H83V81L81 80V83H82ZM84 82H85V81H84ZM87 82H86V83H87ZM134 82H135V81H134ZM138 82H137V84H138ZM141 82H142V81H141ZM143 82H144V81H143ZM172 82L175 83V81H172ZM172 82H171V83H172ZM194 82L196 83V81H194ZM222 82H223V81H222ZM229 82H230V81H229ZM3 83H4V82H3ZM31 83H32V82H31ZM46 83H48V82H46ZM53 83H54V81H53ZM56 83H59V82H56ZM68 83H69V82H68ZM78 83H79V82H78ZM95 83H97V82H95ZM163 83H165V81H164ZM174 83H173V84H174ZM215 83H216V82H215ZM223 83H224V82H223ZM232 83H233V82H231L230 84L232 85ZM235 83H237V82H236V79H235ZM235 83H233V84H235ZM32 84H33V83H32ZM59 84H60V83H59ZM73 84H74V82H73ZM73 84H72V85H73ZM114 84H116V83H114ZM118 84H119V83H118ZM137 84H136V85H137ZM143 84H144V83H143ZM146 84H147V83H146ZM148 84H150V83H148ZM151 84H152V83H151ZM167 84H168V82H167ZM205 84H206V83H205ZM228 84H229V83H228ZM230 84H229V85H230ZM6 85H7V84H6ZM8 85H9V84H8ZM19 85H20V84H19ZM47 85H48V84H47ZM62 85H63V84H62ZM74 85H75V84H74ZM77 85H79V84H77ZM81 85H82V84H81ZM86 85H87V84H86ZM94 85H95V84H94ZM97 85H98V84H96V86H97ZM102 85H104V84H100L99 87H102ZM125 85H126V84H125ZM138 85H139V84H138ZM144 85H145V84H144ZM154 85H155V84H154ZM157 85H158V84H157ZM190 85H192V84H190ZM195 85H197V84H195ZM202 85H203V84H202ZM215 85H216V84H215ZM217 85H219V84L217 83ZM217 85H216V87H217ZM226 85H227V84H226ZM235 85H236V84H235ZM258 85H259V84H258ZM258 85H257V87H259ZM52 86H54V85L52 84ZM52 86H51V87H52ZM57 86H58V85H57ZM91 86H92V85H91ZM96 86H92V87L96 88ZM107 86H108V85H107ZM133 86H134V85H133ZM140 86H141V85H140ZM151 86H152V85H149V87H151ZM155 86H156V85H155ZM206 86H208V85H206ZM222 86H224V84H223ZM240 86H242V85H240ZM4 87H5V86H4ZM26 87H27V85H26ZM46 87H47V86H46ZM46 87H45V89H46ZM55 87H56V86H55ZM78 87H80V86H78ZM78 87H76V89H77ZM103 87H104V86H103ZM123 87H124V86H123ZM123 87H122V88H123ZM134 87H135V86H134ZM166 87H167V86H166ZM166 87H165V88H166ZM170 87H171V86H170ZM172 87H173V85H172ZM197 87L199 88L200 86H197ZM201 87H202V86H201ZM204 87H205V86H204ZM219 87H220V85H219ZM232 87H234V86H232ZM232 87H231V90H232ZM2 88H3V86H2ZM31 88H33V87H31ZM35 88H37V87H35ZM43 88H44V87H43ZM49 88H50V87H49ZM49 88H48V89H49ZM52 88H53V87H52ZM62 88H63V86H62ZM90 88H91V87H90ZM97 88H98V87H97ZM124 88H125V87H124ZM131 88H132V86H131ZM147 88H148V86H147ZM154 88H155V87H154ZM173 88H174V87H173ZM179 88H180V87H179ZM181 88H183V86H182ZM194 88H195V87H194ZM202 88H203V87H202ZM205 88H206V87H205ZM209 88H210V87H209ZM220 88H221V87H220ZM223 88H226V86L223 87ZM15 89H16V88H15ZM55 89H56V88H55ZM74 89H75V88H74ZM74 89H73V90H74ZM76 89H75V90H76ZM85 89H86V88H85ZM87 89H88V88H87ZM100 89H101V88H100ZM108 89H109V88H108ZM114 89H115V88H114ZM116 89H117V85H116ZM142 89H144V87H143ZM152 89H153V87H152ZM161 89H162V88H161ZM175 89H176V87H175ZM200 89H201V88H200ZM217 89H218V88H217ZM241 89H242V88H241ZM260 89H261V88H260ZM7 90H8V89H7ZM49 90H50V89H49ZM57 90H58V89H57ZM79 90H80V89H79ZM81 90H82V89H81ZM83 90H84V88H83ZM96 90H97V89H96ZM96 90H95V91H96ZM122 90H123V89H122ZM124 90H125V89H124ZM129 90H130V89H129ZM131 90H132V89H131ZM150 90H151V89H150ZM155 90H157V89H155ZM155 90H154V91H155ZM164 90H165V89H164ZM178 90H179V89H178ZM181 90H182V89H181ZM190 90H191V89H190ZM192 90H193V89H192ZM4 91H5V90H4ZM53 91H54V88H53ZM58 91H59V90H58ZM85 91H88V90H85ZM126 91H128V90H126ZM135 91H136V90H135ZM154 91H153V92H154ZM158 91H159V90H157V92H158ZM170 91H171V90H170ZM194 91H195V90H194ZM211 91H212V90H211ZM213 91H214V90H213ZM219 91H220V89H219ZM223 91H224V90H222V92H223ZM225 91H226V90H225ZM225 91H224V92H225ZM229 91H230V90H229ZM233 91H234V90H233ZM238 91H240V87H239V90H238ZM257 91H258V90H257ZM7 92H8V91H7ZM31 92H32V91H31ZM62 92H63V91H62ZM62 92H61V93H62ZM96 92H97V91H96ZM96 92H94V94L92 93L91 95H92V96H93V95L95 96V94H97ZM99 92H100V91H99ZM99 92H98V93H99ZM133 92H134V91H133ZM151 92H152V90H151ZM173 92L175 93L174 95H176L177 92H175V91H173ZM182 92H183V91H182ZM201 92H202V91H201ZM204 92H205V90H204ZM236 92H237V91H236ZM240 92H241V91H240ZM243 92H244V90H243ZM0 93H1V92H0ZM3 93H4V92H3ZM26 93H27V92H26ZM45 93H46V92H45ZM48 93H49V92H48ZM78 93H79V92H78ZM80 93H81V92H80ZM80 93H79V95L82 97L83 94L81 95ZM86 93H87V92H86ZM89 93H91V92H89ZM129 93H130V92H129ZM137 93H138V92H137ZM146 93H147V92H146ZM208 93H209V92H208ZM213 93H214V92H213ZM213 93H212V94H213ZM215 93H216V90H215ZM215 93H214V94H215ZM238 93H239V92H238ZM238 93H236V94L238 95ZM28 94H29V93H28ZM50 94H51V93H50ZM135 94H136V93H135ZM138 94H139V93H138ZM148 94H149V93H148ZM148 94H147V96H149ZM178 94H179V93H178ZM186 94H187V93H186ZM212 94H211V95H212ZM216 94H217V93H216ZM224 94H226V93H224ZM243 94H244V93H243ZM245 94H246V92H245ZM15 95H16V94H15ZM17 95H18V94H17ZM52 95H53V94H52ZM64 95H65V94H64ZM73 95H75V94H73ZM91 95H90V96H91ZM114 95H115V94H114ZM129 95H132V94L130 93ZM170 95H172V94H170ZM198 95H199V94H198ZM204 95H205V94H204ZM222 95H223V93H222ZM226 95H227V94H226ZM229 95H230V94H229ZM232 95H235V94L233 93ZM239 95H240V94H239ZM252 95H254V93H252ZM255 95H256V94H255ZM259 95H260V93H259ZM259 95H258V96H259ZM45 96H46V95H45ZM47 96H49V95L47 94ZM50 96H51V95H50ZM84 96H85V95H84ZM84 96H83V97H84ZM97 96H98V95H97ZM110 96H111V95H110ZM138 96H140V95H138ZM212 96H213V95H212ZM243 96H244V95H243ZM249 96H250V94H249ZM249 96H248V97H249ZM16 97H17V96H16ZM63 97H65V96H63ZM87 97H88V96H87ZM99 97H100V96H99ZM111 97H112V96H111ZM121 97H122V96H121ZM130 97H132V96H130ZM142 97H143V96H142ZM180 97H181V96H180ZM199 97H200V96H199ZM199 97H198V98H199ZM208 97H209V96H208ZM217 97H218V96H217ZM230 97H231V96H230ZM232 97H233V96H232ZM254 97H255V96H254ZM1 98H2V97H1ZM13 98H14V97H13ZM97 98H98V97H97ZM106 98H107V97H106ZM119 98H120V97H119ZM133 98L136 99V100L138 99V97L135 98L134 95H133ZM151 98H154V97H151ZM212 98H213V97H212ZM8 99H9V98H8ZM49 99H51V98H49ZM62 99H63V98H62ZM64 99H65V98H64ZM88 99H89V98H88ZM88 99L86 100V102H88L89 100H91L92 97H91V99H89V100H88ZM94 99H95V97H94ZM100 99H101V98H100ZM102 99H103V96H102ZM108 99H109V97H108ZM123 99H124V98H123ZM123 99L120 98V102L123 101ZM141 99H144V98H141ZM145 99H146V98H145ZM201 99H202V98H201ZM223 99H224V98H223ZM225 99H227V98H225ZM230 99H231V98H230ZM230 99H229V100H230ZM0 100H1V99H0ZM37 100H38V99H37ZM44 100H45V99H44ZM53 100H54V99H53ZM82 100H84V98H83ZM124 100H125V99H124ZM136 100H134V101H136ZM139 100H140V99H139ZM152 100H154V102H155V98H154V99H151V101H152ZM175 100H176V98H175ZM179 100H180V99H179ZM186 100H187V99H186ZM190 100H191V99H190ZM209 100H211V99H208L207 102H209ZM244 100H247V99L244 98ZM252 100H254V98H253ZM255 100H256V99H255ZM18 101H19V100H18ZM100 101H102V100H100ZM110 101H111V98H110ZM134 101H132V102H134ZM137 101H138V100H137ZM143 101H144V100H143ZM147 101H148V99H147ZM157 101H158V100H157ZM157 101H156V102H157ZM177 101H178V100H177ZM192 101H193V100H192ZM196 101H198V100H196ZM224 101H226V100H224ZM240 101H241V100H240ZM247 101H248V100H247ZM257 101H258V100H257ZM257 101H256V102H257ZM36 102H38V101H36ZM47 102H48V101H47ZM84 102H85V101H84ZM86 102H85V104H86ZM120 102H119V104H120ZM149 102H150V101H149ZM166 102H167V101H166ZM185 102H186V101H185ZM188 102H189V101H188ZM188 102H187V103H188ZM194 102H195V101H194ZM210 102H211V101H210ZM248 102H251V101H248ZM17 103H18V102H17ZM24 103H25V102H24ZM31 103H32V102H31ZM34 103H35V102H34ZM71 103H73V101H72ZM100 103H101V102H100ZM123 103H125V101H123ZM126 103H128V102L126 101ZM126 103H125V104H126ZM144 103H145V101H144ZM175 103H176V102H175ZM199 103H200V102H199ZM237 103H238V102H237ZM253 103H255V102H253ZM32 104H33V103H32ZM35 104H36V103H35ZM115 104H116V103H115ZM128 104H130V103H128ZM128 104H127L126 106H128ZM138 104H139V103H138ZM138 104H136L135 106H137ZM148 104H149V103H148ZM167 104H168V103H167ZM178 104H179V102L177 103V105H178ZM196 104H197V102H196ZM196 104H195V105H196ZM201 104H202V103H201ZM211 104H212V103H211ZM211 104H210L209 107H211ZM217 104H218V103H217ZM238 104H242V103H238ZM14 105H15V104H14ZM26 105H27V104H26ZM47 105H48V104H47ZM63 105H64V104H63ZM117 105H118V103H117ZM122 105H123V104H122ZM130 105H131V104H130ZM133 105H134V104H133ZM141 105H142V104H141ZM155 105H156V104H155ZM161 105H162V104H161ZM186 105H188V104H186ZM190 105H191V104H190ZM195 105H194V107H195ZM202 105H204V104H202ZM202 105H201V106H202ZM207 105H209V104H207ZM256 105H257V104H256ZM262 105H263V104H262ZM262 105H261V106H262ZM28 106H29V105H28ZM49 106H50V105H49ZM71 106H72V105H70V107H71ZM84 106H86V105H84ZM87 106H88V105H87ZM92 106H93V105H92ZM96 106H97V105H96ZM99 106H100V105H99ZM118 106H119V105H118ZM118 106H117V107H118ZM126 106H123V107H126ZM143 106H144V105H143ZM157 106H158V105H157ZM163 106H164V105H163ZM169 106H170V104H169ZM172 106H173V104H172ZM184 106H185V104H184ZM214 106H215V105H214ZM240 106H241V105H240ZM34 107H36V106H34ZM52 107H54V106H52ZM63 107H64V106H63ZM81 107H82V106H81ZM108 107H109V106H108ZM115 107H116V106H115ZM131 107H132V106H131ZM131 107H130V108H131ZM138 107H139V106H137V108H138ZM174 107H175V106H174ZM178 107H179V106H178ZM206 107H207V106H206ZM206 107H205V108H206ZM215 107H216V106H215ZM215 107H211L212 110H213V108H215ZM257 107H258V106H257ZM262 107H263V106H262ZM24 108H25V107H24ZM89 108H90V107H89ZM93 108H94V107H93ZM96 108H98V107H96ZM102 108H103V106H102ZM141 108H142V107H141ZM161 108H162V107H161ZM168 108H169V107H168ZM192 108H193V107H192ZM201 108H202V107H201ZM221 108H222V106H221ZM240 108H241V107H240ZM259 108H260V106H259ZM16 109H17V107H16ZM19 109L21 110V108H19ZM26 109H28V108L26 107ZM29 109H31V108H29ZM35 109H36V108H35ZM60 109H61V108H60ZM80 109H81V108H80ZM84 109H85V107H84ZM98 109H100V108H98ZM104 109H105V108H104ZM106 109H107V108H106ZM109 109H110V108H109ZM144 109H145V110H148V109H146V108H144ZM162 109H163V108H162ZM166 109H167V108H166ZM206 109H207V108H206ZM13 110H14V109H13ZM51 110H52V109H51ZM51 110H50V111H51ZM81 110H82V109H81ZM101 110H103V109H101ZM117 110H118V108H117ZM138 110H139V109H138ZM138 110H137V111H138ZM149 110H151V109H149ZM172 110H173V109H172V107H171V112H172ZM176 110H178V109H176ZM214 110H215V109H214ZM218 110H220V109H218ZM257 110H258V109H257ZM261 110H262V109H261ZM73 111H74V110H73ZM92 111H93V110H92ZM115 111H116V110H115ZM115 111H114V112H115ZM139 111H140V110H139ZM179 111H180V110H179ZM190 111H191V110H190ZM192 111H193V110H192ZM207 111H208V109H207ZM231 111H233V110H231ZM263 111H264V110H262V112H263ZM11 112H12V111H11ZM54 112H55V111H53V113H54ZM63 112H64V111H63ZM68 112H69V111H68ZM75 112H76V110H75ZM94 112H95V111H94ZM96 112H97V111H96ZM111 112H112V111H111ZM135 112H136V111H135ZM155 112H156V111H155ZM169 112H170V111H169ZM173 112H174V111H173ZM196 112H197V111H196ZM213 112H214V111H213ZM241 112H242V110H241ZM47 113H48V110H47ZM69 113H70V112H69ZM112 113H113V112H112ZM112 113H111V114H112ZM151 113L153 114V111H151ZM157 113H158V111H157ZM174 113H175V112H174ZM179 113H180V112H179ZM227 113H228V112H227ZM232 113H234V112H232ZM236 113H237V112H236ZM238 113H239V111H238ZM44 114H45V113H44ZM55 114H56V113H55ZM75 114H76V113H75ZM75 114H73V115H75ZM113 114H114V113H113ZM141 114H142V112H141ZM160 114H161V113H160ZM164 114H165V113H164ZM171 114H172V113H171ZM187 114H188V113H187ZM191 114H193V113H191ZM212 114H215V113H212ZM218 114H219V113H218ZM220 114H221V113H220ZM258 114H259V113H258ZM261 114H262V113H261ZM261 114H259V115H261ZM38 115H39V114H38ZM48 115H49V114H48ZM53 115H54V114H53ZM56 115H57V114H56ZM56 115H55V116H56ZM81 115H82V114H81ZM138 115H139V114H138ZM138 115H137V116H138ZM150 115H151V114H150ZM155 115H156V114H155ZM175 115H176V113H175ZM175 115H173V116H175ZM193 115H194V114H193ZM193 115H191V116H193ZM225 115H226V114H224V116H222V115H221V116L224 118ZM236 115H237V114H236ZM71 116H72V115H71ZM75 116H76V115H75ZM107 116H108V115H107ZM112 116H113V115H112ZM114 116H115V115H114ZM114 116H113V117H114ZM117 116H119V115L117 114ZM143 116H144V115H143ZM153 116H154V115H153ZM161 116H163V115H161ZM178 116H179V114H177V117H178ZM188 116H190V115L188 114ZM209 116H210V114H209ZM209 116L207 115L208 118H209ZM211 116H212V115H211ZM231 116H232V115H231ZM238 116H239V115H238ZM238 116H237V118H238ZM249 116H250V118H252V115H249ZM24 117H25V116H24ZM26 117H27V116H26ZM43 117H44V115H43ZM45 117H46V116H45ZM52 117H53V116H52ZM62 117H63V116H62ZM100 117H102V116H100ZM104 117H105V116H104ZM145 117H146V116H145ZM163 117H164V116H163ZM175 117H176V116H175ZM180 117H181V116H180ZM197 117H198V116H197ZM199 117H200V116H199ZM239 117H241V116H239ZM53 118H54V117H53ZM81 118H82V117H81ZM105 118H106V117H105ZM157 118H158V117H157ZM191 118H193V117H191ZM194 118H196V117H194ZM200 118H201V117H200ZM205 118H206V116H205ZM217 118H218V121H220V122H221V120H224V119H221V120H220L219 117H217ZM225 118H226V117H225ZM231 118H233V116H232ZM241 118H242V117H241ZM253 118H254V117H253ZM253 118H252V119H253ZM29 119H30V118H29ZM100 119H101V118H100ZM107 119H108V118H107ZM132 119H133V118H132ZM143 119H144V118H143ZM162 119H163V118H162ZM177 119H178V118H177ZM186 119H187V117H186ZM198 119H199V118H198ZM233 119H235V118H233ZM238 119L241 120L240 118H238ZM238 119H235V120H238ZM259 119H260V117H259ZM259 119H258V121L260 122L261 119H260V120H259ZM68 120H69V119H68ZM68 120H67V121H68ZM73 120L75 121V118H74ZM81 120L83 121V119H81ZM102 120H103V119H102ZM115 120H116V118H115ZM115 120H114V121H115ZM118 120H119V119H118ZM133 120H134V119H133ZM135 120H137V119H135ZM149 120H150V119H149ZM149 120H148V121H149ZM157 120H158V119H157ZM165 120H166V119H165ZM188 120H190V119H188ZM195 120H196V119H195ZM202 120H203V119H202ZM204 120H205V119H204ZM210 120H211V119H210ZM214 120H215V119H214ZM239 120H238V121H239ZM253 120H254V119H253ZM16 121H17V120H16ZM152 121L154 122V120H152ZM166 121H167V120H166ZM172 121H173V119H172ZM180 121H182V120H180ZM196 121H197V122H196V125H198V124H197V123H198V120H196ZM199 121H200V120H199ZM226 121H227V120H226ZM249 121H250V120H249ZM251 121H252V120H251ZM256 121H257V120H256ZM27 122H28V121H27ZM50 122H51V121H50ZM112 122H113V121H112ZM116 122H117V121H116ZM133 122H134V121H133ZM136 122H137V121H136ZM139 122H140V121H139ZM139 122H138V123H139ZM143 122H144V121H143ZM153 122H152V123H153ZM183 122H185V121H183ZM183 122H182V123H183ZM191 122H192V121H191ZM202 122H203V121H202ZM216 122H217V120H216ZM220 122H219V124H220V125L222 124V126H224L223 123H222V122L220 123ZM234 122H235V121H234ZM236 122H237V121H236ZM253 122H255V120H254ZM30 123H31V122H30ZM62 123H63V121H62ZM83 123H84V122H83ZM89 123H90V122H89ZM146 123H147V122H146ZM164 123H165V122H164ZM170 123H171V122H170ZM170 123H169V124H170ZM172 123H173V122H172ZM182 123H180V124H182ZM185 123H187V121H186ZM188 123H189V122H188ZM193 123H194V121H193ZM199 123H200V122H199ZM203 123H204V122H203ZM203 123H202V126L204 125ZM261 123H262V122H261ZM87 124H88V123H87ZM102 124H103V123H102ZM115 124H116V123H115ZM147 124H148V123H147ZM161 124H162V123H161ZM165 124H168V123H165ZM173 124H174V123H173ZM173 124H172V125H173ZM194 124H195V123H194ZM208 124H209V123H208ZM215 124H216V123H215ZM217 124H218V122H217ZM224 124H226V123H224ZM249 124H250V123H249ZM256 124H257V123H256ZM62 125H63V124H62ZM74 125H75V124H74ZM81 125H82V124H81ZM94 125H97V123H96V124L94 123ZM113 125H114V124H113ZM132 125H134V123H133ZM145 125H146V124H145ZM175 125H177V124H175ZM186 125H187V124H186ZM189 125H190V124H189ZM192 125H193V124H192ZM200 125H201V124H200ZM206 125H207V124H206ZM211 125H212V124H211ZM235 125H236V123H235ZM235 125H234V128H237V126L235 127ZM262 125H263V124H262ZM59 126H60V125H59ZM59 126H58V128H59ZM78 126H79V125H78ZM97 126H98V125H97ZM155 126H156V125H155ZM158 126H159V125H158ZM158 126H157V127H158ZM177 126H178V125H177ZM187 126H188V125H187ZM226 126H227V125H226ZM229 126H230V125H229ZM231 126H232V125H231ZM231 126H230V127H231ZM258 126H259V125H257V127H258ZM30 127H31V126H30ZM30 127H29V128H30ZM32 127H33V126H32ZM61 127H63V126H61ZM120 127H121V126H120ZM125 127H126V126H125ZM128 127H129V125H128ZM140 127H142V126L140 125ZM147 127H148V125H147ZM161 127H162V126H161ZM169 127H170V126H169ZM191 127H192V126H191ZM199 127H200V126H199ZM205 127H207V126H205ZM205 127L203 128V130H204V129L206 130ZM246 127H249V126H246ZM246 127L244 128L245 130H246ZM250 127H251V126H250ZM27 128H28V127H27ZM112 128H113V126L111 127V130H112ZM129 128L131 129V127H129ZM134 128H136L135 125H134ZM143 128H146V127H142V129H143ZM148 128H150V127H148ZM148 128H147V129H148ZM151 128H152V127H151ZM183 128H184V127H183ZM183 128H182V130H183ZM194 128H197V126L194 127ZM211 128H212V126H211ZM216 128H217V127H216ZM225 128H226V127H225ZM225 128H224V129H225ZM227 128H229V127H227ZM227 128H226V130H227ZM231 128H232V127H231ZM251 128H252V127H251ZM255 128H256V127H255ZM261 128L263 129L262 126H261ZM261 128H260V129H261ZM38 129H39V128H38ZM43 129H44V128H43ZM47 129H48V128H47ZM63 129H64V128H63ZM98 129H99V128H98ZM122 129H124V128H122ZM127 129H128V128H127ZM136 129H138V126H137ZM155 129H157V128H154V130H155ZM162 129H163V128H162ZM167 129H168V127H167ZM171 129H173V128L171 127ZM178 129H179V128H178ZM187 129H188V127H187ZM192 129H193V127H192ZM197 129H199V128H197ZM222 129H223V127H222ZM238 129H240V127H239ZM0 130H1V129H0ZM55 130H56V129H55ZM96 130H97V128H96ZM152 130H153V129H152ZM158 130H159V129H158ZM173 130H174V129H173ZM173 130H172L171 133L174 132ZM184 130H185V129H184ZM226 130H225V131H226ZM25 131H26V130H25ZM29 131H30V130H29ZM38 131H39V130H38ZM47 131H49V130H47ZM51 131H52V130H51ZM64 131H65V130H64ZM68 131H69V130H68ZM97 131H98V130H97ZM106 131H108V130H106ZM122 131H124V130H122ZM135 131H136V130H135ZM137 131H139V130H137ZM137 131H136V132H137ZM144 131H145V129H144ZM163 131H164V129H163ZM169 131H170V130H169ZM176 131H178V130H176ZM176 131H175V132H176ZM188 131H189V130H188ZM188 131H187V132H188ZM190 131H191V128H190ZM190 131H189V132H190ZM197 131H198V130H197ZM215 131H216V130H215ZM230 131H231V129H230ZM233 131H235V130L233 129ZM249 131H250V129H249ZM262 131H264V130H262ZM45 132H46V130H45ZM59 132H61V131L59 130ZM65 132H66V131H65ZM86 132H87V130H86ZM113 132H115V131H114V128H113ZM116 132H117V131H116ZM128 132H129V131H128ZM128 132H127V133H128ZM130 132H131V131H130ZM130 132H129V133H130ZM139 132H140V131H139ZM153 132H154V131H153ZM187 132H186V133H187ZM194 132L197 133L196 131H194ZM239 132H240V131H239ZM247 132H248V131H247ZM255 132H256V131H255ZM257 132H258V130H257ZM259 132H260V130H259ZM20 133H21V132H20ZM37 133H38V132H37ZM46 133H47V132H46ZM49 133L52 134L51 132H49ZM53 133H54V132H53ZM57 133H58V132H57ZM89 133H90V131H89ZM97 133H98V132H97ZM108 133H109V132H108ZM127 133H126V134H127ZM142 133H143V131H142ZM159 133H160V131H159ZM166 133H167V132H166ZM229 133H230V132H229ZM232 133H233V132H232ZM241 133H242V132H241ZM241 133H240V134H241ZM250 133H251V132H250ZM261 133H262V132H261ZM12 134H13V133H12ZM58 134H59V133H58ZM61 134H64V133L61 132ZM87 134H88V132H87ZM111 134H112V133H111ZM116 134H117V133H116ZM118 134H119V133H118ZM122 134H124V133H122ZM122 134H121V135H122ZM130 134H131V133H130ZM132 134H133V136L135 135L134 133H132ZM145 134H148V133H145ZM168 134H169V133H168ZM176 134H177V133H176ZM183 134H184V132H183ZM190 134H192V133L190 132ZM190 134L188 135L189 137H190ZM197 134H200V132L197 133ZM202 134H203V132H202ZM202 134H201V135H202ZM238 134H239V133H238ZM253 134H254V135H258V134H255V133H253ZM9 135H10V134H9ZM18 135H20V134L18 133ZM18 135H17V136H18ZM68 135H70V134H68ZM75 135H76V134H75ZM114 135H115V134H114ZM141 135L144 136V134H141ZM172 135H174V134H171V136H172ZM192 135H193V134H192ZM208 135H209V134H208ZM217 135H218V134H217ZM230 135H231V134H230ZM233 135H235V134H233ZM236 135H237V129H236ZM244 135H245V134H244ZM246 135H248V134L246 133ZM251 135H252V134H251ZM58 136H59V135H58ZM63 136H64V135H62V137H63ZM70 136H71V135H70ZM102 136H103V134H102ZM105 136H106V138H107V135H106V134H105ZM112 136H113V135H112ZM115 136H116V135H115ZM147 136H148L147 140H149V135H147ZM155 136H156V135H155ZM164 136H165V133H164ZM185 136H186V134H185ZM188 136H186L185 138H187ZM199 136H200V135H199ZM199 136H197V137H199ZM206 136H207V135H206ZM215 136H216V135H215ZM224 136H225V135H224ZM227 136H228V135H227ZM231 136H232V135H231ZM249 136H250V135H249ZM119 137H120V136H119ZM127 137H129V136H127ZM134 137H135V136H134ZM134 137H133V140H134ZM160 137H161V135H160ZM160 137H159V139H160ZM174 137H175V136H174ZM189 137H188V138H189ZM191 137L196 138V136H191ZM202 137H203V136H202ZM209 137H210V136H209ZM243 137H244V136H243ZM251 137H252V136H251ZM259 137H261V136H259ZM262 137H263V136H262ZM262 137H261V138H262ZM60 138H61V137H60ZM85 138H86V137H85ZM120 138H121V137H120ZM125 138H126V137H125ZM131 138H132V137H131ZM137 138H138V137H137ZM137 138H136V139H137ZM143 138H144V137H143ZM150 138H151V137H150ZM168 138H169V137H168ZM188 138H187V139H188ZM206 138H207V137H205L204 139L207 140ZM239 138H241V137H239ZM252 138H253V137H252ZM256 138H257V137H256ZM261 138H260V140H262ZM6 139H7V138H6ZM36 139H37V138H36ZM57 139H58V138H57ZM62 139H65V138H62ZM113 139H114V138H113ZM129 139H130V137H129ZM138 139H139V138H138ZM174 139H175V138H174ZM180 139H184V137H183V138H180ZM187 139H186V140H187ZM190 139H192V138H190ZM197 139H198V138H197ZM218 139L220 140V138H218ZM227 139H228V138H227ZM234 139H235V137H234ZM246 139H248V138H246ZM263 139H264V137H263ZM58 140H59V139H58ZM78 140H79V139H78ZM95 140H96V139H95ZM115 140H116V139H115ZM121 140H122V139H121ZM140 140H141V139H140ZM155 140H156V142L158 141L157 139H155ZM164 140H165V139H164ZM164 140H163V141H164ZM211 140H213V139H211ZM236 140L238 141V139H236ZM239 140H240V139H239ZM242 140H243V139H242ZM257 140L259 141V139H257ZM14 141H15V140H13L12 143H14ZM19 141H20V140H19ZM33 141H35V140H33ZM33 141H32V142H33ZM62 141H64V140H62ZM79 141H80V140H79ZM98 141H99V140H98ZM102 141H103V140H102ZM117 141H118V140H117ZM127 141H128V140H127ZM129 141H130V140H129ZM149 141H150V140H149ZM169 141H170V139L168 140V142H169ZM176 141H177V140H176ZM194 141L197 143V140H196V139H195ZM202 141H203V140H201V142H202ZM225 141H227V140H225ZM253 141H254V140H252V142H253ZM255 141H256V140H255ZM255 141H254V142H255ZM9 142L11 143V141H9ZM32 142H31V143H32ZM59 142H60V141H59ZM75 142H76V141H75ZM103 142H104V141H103ZM113 142H114V141H113ZM115 142H116V141H115ZM120 142H121V141H120ZM140 142H141V141H140ZM145 142H146V141H145ZM161 142H162V141H161ZM165 142H166V141H165ZM174 142H175V141H174ZM178 142H179V141H178ZM180 142H182V141H180ZM187 142H188V141H187ZM207 142H208V141H207ZM212 142H213V141H212ZM221 142H222V141H221ZM223 142H224V141H223ZM247 142H248V141H247ZM247 142H246V143H247ZM256 142H257V141H256ZM259 142H261V141H259ZM10 143H9V145H10ZM16 143H17V142H16ZM19 143H20V142H19ZM36 143H37V142H36ZM69 143H71V141L68 142V145H69ZM76 143H77V142H76ZM80 143H81V141H80ZM106 143H107V142H106ZM121 143H125V141H124V142L122 141ZM141 143H143V142H141ZM146 143H147V142H146ZM146 143H145V145H146ZM153 143H154V142H153ZM175 143H177V142H175ZM185 143H186V142H185ZM189 143H190V142H189ZM237 143H238L239 146H241V145H240L241 142H237ZM248 143H249V142H248ZM263 143H264V142H263ZM263 143H261V145H263ZM2 145H3V143H2ZM7 145H8V143H7ZM17 145H18V143H17ZM20 145H21V143H20ZM46 145H47V143H46ZM68 145H67V142H66V146H68ZM78 145H79V143H78ZM95 145H96V142H95ZM126 145H127V142H126ZM128 145H129V143H128ZM128 145H127V146H128ZM149 145H151L150 142H149ZM165 145H166V143H165ZM186 145H187V143H186ZM186 145H185V147H186ZM190 145H191V143H190ZM197 145H198V143H197ZM202 145H203V143H202ZM238 145H237V147H238ZM243 145H244V143H243ZM243 145H242V146H243ZM250 145L252 146V143H250ZM254 145H255V143H254ZM254 145H253V146H254ZM258 145H259V143L257 142V146H258ZM261 145H260V146H261ZM32 146H33V145H32ZM93 146H94V145H93ZM102 146H103V145H102ZM113 146H114V145H113ZM113 146H111V148H112ZM124 146H125V145H124ZM124 146H123V147H124ZM151 146H152V145H151ZM162 146H163V145H162ZM169 146H170V145H169ZM176 146H177V145H176ZM223 146H224V143H223ZM231 146H232V145H231ZM248 146H249V145H248ZM3 147H4V146H3ZM11 147H12V146H11ZM90 147H91V146H90ZM104 147H105V146H104ZM109 147H110V145H109ZM123 147L121 148V150L123 149ZM139 147H140V146H139ZM149 147H150V146H149ZM154 147H155V146H154ZM167 147H168V146H167ZM178 147H179V146H178ZM180 147H181V143H180ZM189 147H190V146H188V148H189ZM194 147L196 148V146H194ZM199 147H200V146H199ZM202 147H203V146H202ZM220 147H221V145H220ZM226 147H229V146H228V141H227V146H225V149H226ZM246 147H247V145H246ZM246 147H244V148H246ZM254 147H255V146H254ZM15 148H16V146L13 148V150H14ZM21 148H22V147H21ZM68 148H69V146H68ZM68 148H67L66 150H68ZM76 148H77V147H76ZM80 148H81V147H80ZM80 148H79V152H80ZM84 148H85V147L82 148V151H83ZM97 148H98V147H97ZM106 148H107V147H106ZM124 148H126V147H124ZM128 148H130V147L128 146ZM155 148H157V146H156ZM159 148H160V145H159ZM165 148H166V147H165ZM172 148H173V147H172ZM182 148H184V147H182ZM195 148H194V149H195ZM204 148H205V147H204ZM218 148H219V147H218ZM229 148H230V147H229ZM242 148H243V147H242ZM242 148H241L240 150H242ZM256 148H257V147H255V148H253V149H256ZM258 148H259V146H258ZM262 148H263V147H262ZM2 149H3V148H2ZM5 149H6V147H5ZM7 149H8V147H7ZM9 149H10V146H9ZM62 149H64V147H63ZM89 149H90V148H89ZM115 149H116V148H115ZM117 149H118V148H117ZM139 149H140V148H139ZM139 149H138V150H139ZM168 149H169V147H168ZM176 149H178V148H176ZM186 149H187V148H186ZM191 149H192V145H191ZM196 149H197V148H196ZM198 149H199V148H198ZM207 149H208V148H207ZM210 149H211V151H212V148H210ZM210 149H208V150H210ZM213 149H214V148H213ZM215 149H217V148H215ZM260 149H261V148H260ZM260 149H259V151H260ZM11 150H12V149H11ZM16 150H17V149H16ZM26 150H27V148H26ZM26 150H25V151H26ZM85 150H86V148H85ZM100 150H102V149H100ZM104 150H106V149L104 148ZM107 150H110V149H107ZM126 150H127V149H126ZM130 150L133 151V148H131ZM135 150H137V149L135 148ZM141 150H143V149L141 148ZM147 150H148V149H147ZM150 150H151V149H150ZM159 150H160V149H159ZM159 150H158V151H159ZM173 150H175V149H173ZM189 150H190V149H189ZM204 150H206V149H204ZM226 150H227V149H226ZM232 150H233V149H232ZM234 150H235V149H234ZM238 150H239V149H238ZM238 150H237V151H238ZM240 150H239V152H240ZM246 150H247V148H246ZM263 150H264V148H263ZM3 151H4V150H3ZM6 151H8V150H6ZM71 151H73V150H71ZM71 151H70V152H71ZM75 151H76V150H75ZM82 151H81V153L83 154L84 151H83V152H82ZM86 151H87V150H86ZM111 151H112V150H111ZM123 151H124V150H123ZM123 151H121V152H123ZM128 151H129V150H128ZM143 151H144V150H143ZM143 151H142V152H143ZM151 151H152V150H151ZM151 151H150V152H151ZM169 151H170V150H169ZM175 151H176V150H175ZM175 151H174V153H175ZM180 151H181V150H180ZM180 151H178V152H180ZM193 151H194V150H193ZM199 151H200V150H199ZM215 151H216V150H215ZM237 151H236V153H237ZM243 151H244V150H243ZM8 152H9V151H8ZM10 152H11V151H10ZM55 152H56V150H55ZM59 152H60V151H59ZM88 152H89V151H88ZM104 152H105V151H104ZM104 152H103V153H104ZM119 152H120V151H119ZM137 152H138V151H137ZM140 152H141V151H140ZM147 152H149V151H147ZM161 152H162V151H161ZM167 152H168V151H167ZM170 152H171V151H170ZM172 152H173V151H172ZM172 152H171V153H172ZM190 152H191V151H190ZM206 152H207V151H206ZM206 152H205V153H206ZM220 152H221V151H220ZM231 152H232V151H231ZM234 152H235V151H234ZM234 152H232V153H234ZM253 152H254V151H253ZM261 152H262V151H261ZM24 153H25V152H24ZM24 153H23V154H24ZM53 153H54V152H53ZM92 153H93V152H92ZM96 153H97V152H96ZM131 153H132V152H131ZM131 153H130V154H131ZM134 153H135V152H134ZM153 153H154V151H153ZM157 153H158V152H157ZM174 153H172V154L174 155ZM176 153H177V152H176ZM180 153H181V152H180ZM195 153L197 154V151H195ZM199 153H201V152H199ZM212 153H213V151H212ZM251 153H252V152H250V154H251ZM5 154H6V153H5ZM11 154H12V153H11ZM59 154H60V153H59ZM85 154H86V153H85ZM104 154H106V153H104ZM114 154H115V153H114ZM118 154H119V153H118ZM125 154H126V153H125ZM138 154H139V153H138ZM141 154H143V153H140V155H141ZM148 154H150V153H148ZM166 154H167V153H166ZM206 154H208V153H206ZM206 154H205V156H207ZM215 154L217 155L216 152H215ZM223 154H224V153H223ZM225 154H226V152H225ZM243 154H245V153H243ZM248 154H249V153H248ZM97 155H98V154H97ZM107 155H108V153H107ZM116 155H117V154H116ZM116 155H115V156H116ZM122 155H123V154H122ZM136 155H137V154H135L134 156H136ZM150 155H151V154H150ZM169 155H170V154H169ZM169 155H168V156H169ZM173 155H172V156H173ZM190 155H191V154H190ZM199 155H200V154H199ZM208 155H209V154H208ZM254 155H255V153H254ZM21 156H22V155H21ZM119 156H121V155H119ZM134 156H133V157H134ZM158 156H159V155H158ZM160 156H161V153H160ZM160 156H159V157H160ZM180 156H181V155H180ZM194 156H195V155H194ZM196 156H197V155H196ZM196 156H195V157L192 156V157L195 159ZM219 156H220V155H219ZM230 156H231V155H230ZM230 156L228 155V157H230ZM246 156H247V155H246ZM256 156H257V155H256ZM263 156H264V155H263ZM32 157H33V156H32ZM42 157H43V156H42ZM42 157H41V158H42ZM51 157H52V156H51ZM57 157H58V156H57ZM79 157L81 158V156H79ZM93 157H94V156H93ZM133 157H131V158H133ZM137 157H138V155H137ZM139 157L141 158V156H139ZM142 157H143V156H142ZM146 157H147V154H146ZM153 157H155V156L153 155ZM153 157H152V158H153ZM161 157H162V156H161ZM173 157H174V156H173ZM197 157H198V156H197ZM208 157H209V156H208ZM211 157H212V156H211ZM217 157H218V156H217ZM224 157H225V156H224ZM243 157H244V156H243ZM251 157H252V155H251ZM253 157H254V156H253ZM253 157H252V158H253ZM259 157H260V156H259ZM25 158H26V157H25ZM58 158H59V157H58ZM109 158H110V156H109ZM113 158H114V157H113ZM124 158H125V160L127 159L126 157H124ZM134 158H135V157H134ZM143 158H144V157H143ZM150 158H151V157H150ZM150 158H147V159L152 160V158H151V159H150ZM165 158H166V157H165ZM193 158H192V160H193ZM198 158H199V157H198ZM219 158H220V157H219ZM233 158H236V157H232L231 160H233ZM245 158H246V157H245ZM249 158H250V156H249ZM256 158H257V157H256ZM256 158H255V159H256ZM71 159H72V158H71ZM82 159L85 160V157L82 156V158H81V162H84V161H82ZM86 159H88V158H86ZM96 159H98V157H97ZM100 159H101V158H100ZM120 159H122V158H120ZM138 159H139V158H138ZM154 159H155V158H154ZM154 159H153V160H154ZM157 159H158V158H157ZM159 159H161V158H159ZM162 159H163V158H162ZM196 159H197V158H196ZM196 159H195V160H196ZM211 159H212V158H211ZM222 159H223V158H222ZM236 159H237V158H236ZM250 159H251V158H250ZM261 159H262V158H261ZM263 159H264V158H263ZM41 160H42V159H41ZM44 160H45V159H44ZM78 160H79V159H78ZM78 160H77V161H78ZM88 160H89V159H88ZM112 160H113V159H112ZM115 160H116V159H115ZM131 160H132V159H131ZM133 160H134V159H133ZM135 160H136V159H135ZM135 160H134V161H135ZM140 160H141V159H140ZM145 160H146V159H145ZM153 160L151 161V163L154 162ZM188 160H189V159H188ZM204 160H205V158H204ZM207 160H208V158H207L205 161H207ZM245 160H246V159H245ZM252 160H254V159H252ZM7 161H8V160H7ZM20 161H21V160H20ZM24 161H25V160H24ZM38 161H39V160H38ZM75 161H76V160H75ZM86 161H87V160H86ZM89 161H90V160H89ZM92 161L94 162L95 160L93 159ZM141 161H142V160H141ZM158 161H164V160H158ZM167 161H168V160H167ZM170 161H171V160H170ZM170 161H168V162H170ZM173 161H174V160H173ZM180 161H181V159H180ZM189 161H190V160H189ZM193 161H194V160H193ZM209 161H210V158H209ZM209 161H208V162H209ZM222 161H223V163H224V160H221V162H222ZM248 161H249V160H248ZM34 162H35V161H34ZM105 162H106V161H105ZM107 162H109V159H108ZM118 162H119V160H118ZM123 162H124V161H123ZM123 162H121V163H123ZM147 162H148V161H147ZM155 162H156V161H155ZM202 162H203V161H202ZM202 162H201V163H202ZM208 162H206L207 167H208V165H209V164H207ZM213 162H214V160H213ZM225 162H226V161H225ZM231 162L233 163V161H231ZM245 162H246V161H245ZM258 162H259V159H258ZM41 163H42V162H41ZM43 163H44V162H43ZM76 163H78V162H76ZM89 163H90V162H89ZM115 163H116V162H115ZM124 163H125V162H124ZM126 163H127V162H126ZM126 163H125V165H126ZM135 163H136V162H135ZM137 163H138V162H137ZM139 163H140V162H139ZM142 163H143V162H141V165H142ZM144 163L146 164V162H144ZM144 163H143V166H145ZM161 163H163V162H161ZM172 163H174V162H172ZM172 163H171V164H172ZM201 163H199V164H201ZM209 163H210V162H209ZM211 163H212V162H211ZM217 163H218V162H217ZM226 163H227V162H226ZM232 163H230V164H232ZM261 163H262V162H261ZM263 163H264V162H263ZM45 164H46V163H45ZM71 164L74 165V163H71ZM71 164H70V165H71ZM78 164H79V163H78ZM80 164H81V163H80ZM82 164H83V163H82ZM84 164H85V163H84ZM91 164H92V163H91ZM94 164H95V163H94ZM102 164H103V163H102ZM106 164H107V163H106ZM108 164H110V163H108ZM118 164H119V163H118ZM148 164H149V163H148ZM174 164H175V163H174ZM204 164H205V163H204ZM219 164L221 165L220 162H219ZM219 164H218V165H219ZM234 164H235V161H234ZM236 164H237V162H236ZM236 164H235V165H236ZM245 164H246V163H245ZM0 165H2V164L0 163ZM26 165H27V164H26ZM37 165H38V164H37ZM37 165H36V166H37ZM41 165H42V164H41ZM70 165H69V166H70ZM76 165H77V164H76ZM87 165H88V163H87ZM96 165H97V166H100V164H96ZM111 165H112V163H111ZM141 165H140V166H141ZM155 165H156V164H155ZM167 165H168V164H167ZM191 165H192V164H191ZM202 165H203V164H202ZM212 165H213V164H212ZM212 165H210V167H212ZM215 165H216V163H215ZM218 165H217V166H218ZM259 165H260V164H259ZM259 165L257 166V163H256V166H257V167H259ZM262 165H263V164H262ZM4 166H5V165H4ZM7 166H8V165H7ZM34 166H35V164H34ZM36 166H35V167H36ZM45 166H46V165H45ZM81 166H82V165H81ZM81 166H80V168H81ZM91 166H92V165H91ZM103 166H104V164H103ZM108 166H109V165H108ZM108 166L106 165L105 167L108 168ZM113 166H115V165L113 164ZM119 166H120V164H119ZM122 166H123V164H122ZM128 166H129V165H127V167H128ZM138 166H139V165H138ZM140 166H139V167H140ZM147 166H148V165H147ZM151 166H154V165L152 164ZM157 166H159V165H156V167H157ZM173 166H174V165H173ZM173 166H171V167H173ZM204 166H205V165H204ZM221 166H222V165H221ZM225 166H226V165H225ZM230 166H231V165H230ZM250 166H252V165H250ZM0 167L2 168L3 166H0ZM5 167H6V166H5ZM23 167H24V166H23ZM39 167H40V166H39ZM46 167H47V166H46ZM74 167H75V166H74ZM77 167H78V166H77ZM85 167H86V166H85ZM101 167H102V166H101ZM117 167H118V166H117ZM169 167H170V166H169ZM171 167H170V169H171ZM214 167L217 168L216 166H214ZM218 167H219V166H218ZM227 167H228V166H227ZM232 167H233V166H232ZM232 167H230V169H231ZM260 167H261V166H260ZM7 168H8V167H7ZM7 168H6V169H7ZM36 168H37V167H36ZM36 168H35V169H36ZM43 168H44V167H43ZM43 168H42V169H43ZM69 168H71V167H69ZM98 168H99V167H97V169H98ZM111 168H112V167H111ZM111 168H110V170H111ZM124 168H126V167H124ZM132 168H133V167H132ZM132 168H131V169H132ZM134 168H135V166H134ZM146 168H149V167H146ZM150 168H151V167H150ZM152 168H153V167H152ZM152 168H151V170H152ZM159 168H160V167H159ZM165 168H166V167H165ZM200 168H201V167H200ZM203 168H204V167H203ZM233 168H234V167H233ZM248 168H249V166H248ZM4 169H5V168H4ZM72 169H73V168H72ZM78 169H79V168H78ZM82 169H83V168H82ZM85 169H86V168H85ZM91 169H92V168H91ZM94 169H95V168H94ZM102 169H103V168H102ZM116 169H117V168H116ZM143 169H144V168H143ZM211 169H212V168H211ZM218 169H219V168H218ZM223 169H224V168H223ZM226 169H227V168H226ZM228 169H229V168H228ZM256 169H257V168H256ZM258 169H260V168H258ZM261 169H262V167H261ZM2 170H3V169H2ZM8 170H10V168H9ZM100 170H101V169H100ZM112 170H113V169H112ZM117 170H118V169H117ZM120 170H121V169L119 168V171H120ZM126 170H127V169H126ZM128 170H129V169H128ZM128 170H127V172H128ZM140 170H141V168H140ZM149 170H150V169H149ZM156 170H157L156 173H158V168H156ZM161 170H162V169H160V171H161ZM164 170H166V169H164ZM185 170L187 171L188 169L185 168ZM206 170H207V169H206ZM212 170H213V169H212ZM212 170H211V172H213ZM220 170H221V169H219L218 171H220ZM224 170H225V169H224ZM263 170H264V169H263ZM263 170H262V171H263ZM3 171H4V170H3ZM37 171H38V169H37ZM39 171H40V170H39ZM88 171H89V170H88ZM130 171H131V170H129V172H130ZM132 171L134 172V170H132ZM135 171H136V170H135ZM142 171L144 172V170H142ZM147 171H148V170H147ZM153 171H154V170H153ZM180 171H181V170H180ZM188 171H189V170H188ZM207 171H208V170H207ZM215 171H216V170H215ZM215 171H214V172H215ZM227 171H228V170H227ZM233 171H234V170H233ZM235 171H236V170H235ZM235 171H234V172H235ZM250 171H251V170H250ZM0 172H1V171H0ZM7 172H8V171H7ZM40 172L42 173V170H41ZM44 172H45V171H44ZM71 172H72V171H71ZM95 172H97V171H95ZM99 172H100V171H99ZM133 172H132V173H133ZM140 172H141V171H140ZM140 172H139V173H140ZM154 172H155V171H154ZM161 172H162V171H161ZM193 172H194V171H193ZM204 172H206V171H204ZM208 172H209V171H208ZM208 172H207V173H208ZM216 172H217V171H216ZM220 172H223V171L221 170ZM230 172H232V171H230ZM234 172H233V173H234ZM255 172H256V171H255ZM45 173H46V172H45ZM68 173H69V172H68ZM68 173H67V174H68ZM101 173H102V172H101ZM110 173H111V172H110ZM120 173H122V172H120ZM132 173H131V174H132ZM139 173H138V174H139ZM147 173H148V172H147ZM151 173H152V171H150V174H151ZM170 173L174 174L173 171L170 172ZM175 173H177V172H175ZM179 173H180V172H179ZM227 173H229V172H227ZM250 173H252V172H250ZM256 173H257V172H256ZM262 173L264 174V172H262ZM4 174H5V173H4ZM19 174H20V173H19ZM39 174H40V173H39ZM89 174H90V173H89ZM94 174H95V173H94ZM98 174H99V173H98ZM102 174H103V173H102ZM108 174H109V173H108ZM108 174H105V175H106V176L111 175V174H109V175H108ZM113 174H114V172H113ZM115 174H117V173L115 172ZM135 174H136V176H137V173H135ZM135 174H134V175H135ZM141 174H143V173H141ZM148 174H149V173H148ZM148 174H147V176H148ZM164 174H165V173H164ZM182 174H183V173H182ZM193 174H194V173H193ZM193 174H192V175H193ZM218 174H219V172H218ZM71 175H73V174L71 173ZM96 175H97V173H96ZM105 175H104V176H105ZM124 175H125V173H124ZM157 175H158V174H157ZM157 175H156V176H157ZM161 175H163V174H161ZM170 175H171V174H170ZM177 175L179 176V174H177ZM177 175H175V176H177ZM185 175L187 176V175H188V172H187V174H185ZM207 175H209V174H207ZM211 175H212V174H210V176H211ZM214 175H216V173H215ZM219 175H220V174H219ZM222 175H223V174H222ZM224 175H225V174H224ZM227 175H230V174H227ZM231 175H232V173H231ZM241 175H242V174H241ZM241 175H240V176H241ZM252 175H253V174H252ZM254 175H255V179H257L256 174H254ZM254 175H253V176H254ZM7 176H8V175H7ZM20 176H21V175H20ZM31 176H32V175H31ZM42 176H43V174H42ZM90 176H92V175L90 174ZM106 176H105V177H106ZM136 176H135V177H136ZM152 176L155 177V174L152 175ZM168 176H169V175H168ZM173 176H174V175H173ZM198 176H199V175H198ZM233 176H234V175H233ZM5 177H6V176H5ZM95 177H96V176H95ZM102 177H103V176H102ZM109 177H110V176H109ZM116 177H117V176H116ZM119 177H120V175H119ZM119 177H117V178L119 179ZM138 177H140V176H138ZM142 177H143V176H142ZM148 177H149V176H148ZM150 177H151V175H150ZM157 177H158V176H157ZM160 177H161V176H160ZM164 177H165V176H164ZM166 177H167V176H166ZM170 177H172V176H170ZM182 177H185V176L183 175ZM195 177H196V175H195ZM207 177H209V176H207ZM217 177H218V176H217ZM219 177H220V176H219ZM219 177H218V178H219ZM238 177H239V176H238ZM242 177H243V176H242ZM247 177L250 178L249 176H247ZM6 178H7V177H6ZM35 178H36V177H35ZM37 178H39V177H37ZM42 178H44V177H42ZM45 178H46V177H45ZM67 178H68V177H67ZM88 178H89V177H88ZM88 178L86 179V181L88 180ZM111 178H113V177H110L109 180H110ZM120 178H121V179H124V178H122V177H120ZM140 178H141V177H140ZM215 178H216V177H215ZM221 178H223V177L221 176ZM224 178H225V177H224ZM235 178H237V176H235ZM239 178H241V177H239ZM239 178H238V179H239ZM245 178H246V177H245ZM263 178H264V177H263ZM263 178H262V179H263ZM18 179H20V178H18ZM68 179H69V178H68ZM68 179H67V180H68ZM72 179H73V178H72ZM91 179H93V178L91 177ZM101 179H102V178H101ZM103 179H104V177H103ZM107 179H108V177H107ZM129 179H130V178H129ZM132 179H133V178H132ZM134 179H135V178H134ZM138 179H139V178H138ZM146 179H147V178H146ZM149 179H150V178H149ZM153 179H155V178H153ZM162 179H163V177H162ZM178 179H179V178H178ZM178 179H177V180L175 179V181H177V184L179 183V182H178ZM209 179H210V178H209ZM209 179H207V180H209ZM227 179H228V178H227ZM232 179H233V178H232ZM253 179H254V178H253ZM262 179H261V180H262ZM0 180H1V178H0ZM16 180H17V179H16ZM69 180H71V178H70ZM104 180H106V179H104ZM104 180H102V181L104 182ZM113 180H114V179H113ZM119 180H120V179H119ZM125 180H126V179H125ZM125 180H124V181H125ZM135 180H136V179H135ZM135 180H134V181H135ZM141 180H142V179H141ZM151 180H152V178H151ZM151 180H150V181H151ZM160 180H161V178H160ZM167 180H168V179H167ZM170 180H172V179H170ZM187 180H188V179H187ZM190 180H191V179H190ZM197 180H199V178H198V179L196 178V181H197ZM214 180H215V179H214ZM214 180H213V181H214ZM236 180H237V179H236ZM240 180H242V178H241ZM251 180H252V179H251ZM261 180H259V181H261ZM8 181H9V180H8ZM18 181H19V180H18ZM20 181H21V180H20ZM86 181H84V182H86ZM89 181H90V180H89ZM89 181H88V182H89ZM102 181H100V183H101ZM126 181H127V180H126ZM136 181H137V180H136ZM143 181H144V179H143ZM146 181H148V179H147ZM146 181H145V182H146ZM168 181H169V180H168ZM194 181H195V180H194ZM199 181H200V180H199ZM204 181H206V180H204ZM204 181L201 182V183H204ZM215 181H216V180H215ZM229 181H230V180H229ZM233 181H234V179H233ZM243 181H244V178H243ZM247 181H248V180H247ZM0 182H3V181H0ZM39 182H40V181H39ZM91 182H92V181H91ZM106 182H107V181H106ZM111 182H112V181H111ZM137 182H138V181H137ZM148 182H149V181H148ZM148 182H147V183H148ZM161 182H162V180H161ZM161 182H160V183H161ZM191 182H192V180H191ZM218 182L220 183V181H218ZM235 182H236V181H235ZM237 182H238V181H237ZM245 182H246V181H245ZM250 182H251V181H250ZM256 182H257V181H256ZM4 183H5V181H4ZM72 183H73V182H72ZM124 183H125V182H124ZM129 183H131V182L129 181ZM132 183H133V181H132ZM172 183H173V181H172ZM175 183H176V182H175ZM175 183H174V184H175ZM180 183H181V181H180ZM180 183H179V184H180ZM182 183H183V182H182ZM185 183H186V182H185ZM201 183H200V184H201ZM206 183H207V182H206ZM211 183H212V182H211ZM214 183H215V182H214ZM216 183H217V182H216ZM222 183H223V181H222L220 184L222 185ZM239 183H241V182H239ZM239 183H238V184H239ZM246 183H247V182H246ZM246 183H245V184H246ZM263 183H264V182H263ZM1 184H2V183H1ZM16 184H17V183H16ZM57 184H58V183H57ZM69 184H70V183H69ZM73 184H74V183H73ZM85 184H86V183H85ZM104 184H105V183H104ZM107 184H108V183H107ZM110 184H112V183H110ZM140 184H141V182L139 183V186H141ZM142 184H143V183H142ZM157 184H158V182H157ZM157 184H156V185H157ZM207 184H208V183H207ZM224 184H225V183H224ZM232 184H233V183H232ZM235 184H236V183H235ZM238 184H237V185H238ZM242 184H243V183H242ZM251 184H253V183H251ZM255 184H256V183H255ZM257 184L260 185V183H257ZM10 185H11V184H10ZM40 185H41V184H40ZM43 185H44V184H43ZM86 185H87V184H86ZM143 185H144V184H143ZM166 185H167V184H166ZM181 185H185V184L183 183V184H181ZM187 185H188V183H187ZM208 185H209V184H208ZM215 185H216V184H215ZM217 185H218V184H217ZM233 185H234V184H233ZM237 185H236V186H237ZM239 185H240V184H239ZM239 185H238L239 188L243 187V186L240 187ZM262 185H264V184H262ZM0 186H1V185H0ZM2 186H3V185H2ZM13 186H14V185H13ZM92 186H93V185H92ZM101 186H102V185H101ZM106 186H107V185H106ZM110 186H111V185H110ZM124 186H125V185H124ZM148 186H149V185H148ZM157 186H159V185H157ZM162 186H163V185H162ZM175 186H176V185H175ZM201 186H202V185H201ZM223 186H224V185H223ZM234 186H235V185H234ZM236 186H235V187H236ZM246 186H247V185H246ZM32 187H33V186H32ZM32 187H31V188H32ZM37 187H38V186H37ZM73 187H74V186H73ZM75 187H77V186H75ZM90 187H91V186H90ZM90 187H88L89 190H90ZM131 187H132V186H131ZM135 187H136V186H135ZM135 187H134V188H135ZM142 187H143V186H142ZM152 187H153V186H152ZM154 187H156V186H154ZM159 187H160V186H159ZM159 187H158V188H155V189L158 190ZM169 187H172V185L169 186ZM176 187H177V186H176ZM192 187H193V186H191V188H192ZM206 187H208V186H206ZM214 187L216 188V186H214ZM214 187H213V188H214ZM219 187H220V186H219ZM230 187H231V186H230ZM235 187H233V188H235ZM252 187H253V186H252ZM255 187H256V185H255ZM2 188H3V187H2ZM13 188H15V187H13ZM39 188H40V186H39ZM78 188H79V186H78ZM78 188H77V189H78ZM91 188H92V187H91ZM98 188H100V187H98ZM105 188L108 189V187H105ZM105 188H104V190H105ZM126 188H127L126 190H128V186H127ZM132 188H133V187H132ZM134 188H133V189H134ZM140 188H141V187H140ZM149 188H150V187H149ZM162 188H163V187H162ZM173 188H174V187H173ZM177 188H178V187H177ZM179 188H180V187H179ZM183 188H184V186H183ZM194 188H195V187H194ZM202 188H203V187H202ZM208 188H209V187H208ZM247 188H249V186H247ZM259 188H260V187H259ZM261 188H263V186H262ZM261 188H260V190H261ZM15 189H16V188H15ZM15 189H14V190H15ZM20 189H21V188H20ZM35 189H36V188H34L33 191L31 190V191H32V195H33V192L35 191ZM73 189H74V188H73ZM75 189H76V188H75ZM92 189H94V188H92ZM101 189H103V187H102ZM123 189H125V188H123ZM136 189H138V188H135V191H136ZM144 189H146V188H144ZM151 189H153V188H151ZM164 189H166V187H165ZM180 189H181V188H180ZM186 189H187V188H186ZM186 189H185V190H186ZM203 189H204V188H203ZM210 189H211V188H210ZM210 189H209V190H210ZM216 189H217V188H216ZM221 189H222V188H221ZM245 189H246V188H245ZM257 189H258V188H257ZM0 190H1V189H0ZM14 190H13V191H14ZM87 190H88V189H87ZM104 190H103V191H104ZM118 190H119V189H118ZM183 190H184V189H183ZM217 190H218V189H217ZM219 190H220V189H219ZM231 190H232V189H231ZM235 190H236V189H235ZM239 190H240V189H239ZM247 190H248V189H247ZM254 190H256V189L254 188L253 191H254ZM263 190H264V189H263ZM263 190H262V195H263ZM18 191H19V190H18ZM27 191H28V190H27ZM36 191H37V190H36ZM64 191H65V190H64ZM75 191H76V190H75ZM92 191H93V190H92ZM98 191H102V190H98ZM105 191H106V190H105ZM140 191H141V190H140ZM140 191H138V195H140V194H139ZM142 191H143V190H142ZM145 191H147V190H145ZM159 191H160V190H159ZM164 191H165V190H164ZM166 191H167V190H166ZM224 191H225V190H224ZM233 191H234V189L232 190V192H233ZM249 191H250V189H249ZM249 191H248V192H249ZM7 192H8V191H7ZM93 192H94V191H93ZM107 192H108V191H107ZM107 192H105V193H107ZM110 192H111V191H110ZM147 192H148V191H147ZM162 192H163V191H162ZM162 192H160L159 194L161 195ZM177 192H178V189H177ZM185 192H186V191H185ZM192 192L196 193L195 191H192ZM198 192H200V191L198 190ZM208 192H209V191H208ZM215 192H216V191H215ZM227 192H228V191H227ZM250 192H252V190H251ZM260 192H261V191H260ZM11 193H12V192H11ZM13 193H14V192H13ZM17 193H18V192H17ZM28 193H29V192H28ZM36 193H37V192H35V194H36ZM39 193H40V192H39ZM39 193H38V194H39ZM41 193L43 194V192H41ZM65 193H66V191H65ZM67 193H68V194L65 196L66 198H67L68 195L71 196V194H72V192H68V191H67ZM69 193H71V194H69ZM74 193H75V192H74ZM84 193H85V191H84ZM84 193L81 192V194H83V195H84ZM86 193H87V192H86ZM94 193H95V192H94ZM94 193H93V194H94ZM101 193H102V192H101ZM101 193H99V194L97 193V194L100 195ZM105 193H103V194H105ZM111 193H113V192H111ZM117 193H118V192H117ZM123 193H124V191H123ZM129 193L131 194V192H129ZM182 193H183V192H182ZM217 193H218V192H217ZM217 193H216V194H217ZM221 193H222V192H221ZM224 193H225V192H224ZM228 193H229V192H228ZM235 193H236V192H235ZM235 193H234V194H235ZM22 194H23V193H22ZM24 194H25V192H24ZM29 194H30V193H29ZM61 194L63 195V193H61ZM61 194H60V195H61ZM114 194H115V193H114ZM155 194H157L156 191H155ZM162 194H163V193H162ZM174 194H175V193H174ZM196 194H197V193H196ZM209 194H211V193H209ZM222 194H223V193H222ZM245 194H246V193H244V195H245ZM249 194H250V196H252L251 193H249ZM256 194H258V193L256 192ZM259 194H260V193H259ZM16 195H17V194H16ZM26 195H28V194H26ZM32 195H31V196H32ZM58 195H59V194H58ZM83 195H82V196H83ZM101 195H102V194H101ZM109 195H111V194H109ZM127 195H128V191H127ZM131 195H133V193H132ZM141 195H142V194H141ZM147 195H148V193H147ZM152 195H154V194H152ZM157 195H158V194H157ZM165 195H166V194H165ZM183 195H184V194H183ZM183 195H182V196H183ZM188 195H189V194H186V196H188ZM197 195H198V194H197ZM227 195H228V194H227ZM235 195H236V194H235ZM244 195H243V196H244ZM14 196H15V195H14ZM21 196H22V195H21ZM40 196H42V195H40ZM114 196H115V195H114ZM154 196H155V195H154ZM162 196H163V195H162ZM170 196H171V195H170ZM231 196H232V195H231ZM231 196H229V197L231 198ZM247 196H248V194H247ZM22 197H23V196H22ZM32 197H34V196H32ZM62 197H63V196H62ZM73 197H74V196H73ZM100 197H101V196H100ZM108 197H109V196H108ZM118 197H119V194H118ZM128 197H129V196H128ZM139 197H140V196H139ZM142 197H143V196H142ZM163 197H164V196H163ZM167 197H168V196H167ZM172 197H173V196H172ZM174 197H175V196H174ZM176 197H177V195H176ZM218 197H219V196H218ZM253 197H255V195H254ZM262 197H263V196H262ZM24 198H25V196H24ZM41 198H43V197H41ZM57 198H58V196H57ZM69 198H70V197H69ZM71 198H72V197H71ZM71 198H70V199H71ZM89 198H90V197H89ZM89 198H88V199H89ZM91 198H92V197H91ZM95 198H96V197H95ZM106 198H107V197H106ZM109 198H110V197H109ZM109 198H108V199H109ZM111 198H113L112 195H111ZM121 198H122V197H121ZM126 198H127V197H126ZM132 198H133V197H132ZM132 198H131V199H132ZM145 198H146V195H145ZM149 198H150V197H149ZM157 198H158V197H157ZM161 198H162V197H161ZM170 198H171V197H170ZM202 198H203V197H202ZM12 199H13V198H12ZM20 199H21V198H20ZM86 199H87V198H86ZM92 199H94V198H92ZM100 199H102V197H101ZM103 199H104V198H103ZM118 199H119V198H118ZM122 199H123V198H122ZM134 199H135V198H134ZM147 199H148V198H147ZM162 199H164V198H162ZM162 199H161V200H162ZM187 199H188V198H187ZM211 199H212V198H211ZM215 199H216V198H215ZM252 199H253V198H252ZM252 199H251V200H252ZM255 199H256V200L258 199L257 196H256ZM262 199H263V198H262ZM18 200H19V199H18ZM31 200H32V199H31ZM63 200L66 201L65 199H63ZM89 200H90V199H89ZM89 200H88V202H89ZM105 200H106V199H105ZM105 200H104V201H105ZM112 200H114V199H112ZM120 200H121V199H120ZM152 200L154 201V199H152ZM165 200H166V199H165ZM205 200H206V199H205ZM216 200H217V199H216ZM9 201H10V200H9ZM13 201H14V200H13ZM19 201H20V200H19ZM58 201H59V200H58ZM82 201H83V200H82ZM94 201H95V199L93 200V202H94ZM98 201H100V200H98ZM104 201H103V202H104ZM106 201H107V200H106ZM106 201H105V202H106ZM116 201H118V204H119V200L116 199ZM125 201H126V200H125ZM125 201H124V202H125ZM159 201H160V199H159ZM185 201H186V200H185ZM54 202H55V201H54ZM80 202H81V200H80ZM80 202H79V203H80ZM95 202H96V201H95ZM101 202H102V201H101ZM105 202H104V203H105ZM112 202H113V201H112ZM122 202H123V201H122ZM130 202H131V201H130ZM142 202H145L144 199H143ZM162 202H163V200H162ZM162 202H161V203H162ZM202 202H203V201H201L200 204H201ZM208 202H209V201H208ZM211 202H212V201H210V203H211ZM213 202H214V201H213ZM234 202H235V201H234ZM250 202H251V201H250ZM252 202H253V201H252ZM252 202H251V203H252ZM259 202H260V201H259ZM259 202H258V203H259ZM49 203H50V202H49ZM55 203H57V201H56ZM83 203H84V201H83ZM109 203H110V202H109ZM127 203H128V202H127ZM148 203H149V201L147 202V204H148ZM154 203H155V202H154ZM154 203L152 202V204H154ZM156 203H157V201H156ZM159 203H160V202H159ZM188 203H189V201H188ZM197 203H198V202H197ZM218 203H219V202H218ZM52 204H53V203H52ZM52 204H50V205H52ZM66 204L68 205V203H66ZM66 204H64V205L66 206ZM76 204H77V203H76ZM110 204H111V203H110ZM110 204H109V205H110ZM114 204H115V203H114ZM120 204H122L121 201H120ZM120 204H119V205H120ZM125 204H126V203H125ZM128 204H129V203H128ZM147 204H146V206L149 207L150 204H149V205H147ZM157 204H158V203H157ZM178 204H179V202H178ZM178 204H177V205H178ZM182 204H183V203H182ZM189 204H190V203H189ZM198 204H199V203H198ZM219 204H220V203H219ZM231 204H232V203H231ZM233 204H234V203H233ZM255 204H256V203H255ZM18 205H19V204H18ZM31 205H32V204H31ZM43 205H44V204H43ZM48 205H49V204H48ZM53 205H54V204H53ZM78 205H79V204H78ZM92 205H95V203H94V204L92 203ZM103 205H104V204H103ZM115 205H117V203H116ZM142 205H144V204L142 203ZM161 205H162V204H161ZM179 205H180V204H179ZM183 205H184V204H183ZM190 205H191V204H190ZM196 205H197V204H196ZM234 205H235V204H234ZM234 205H233V206H234ZM256 205H257V204H256ZM262 205H263V204H262ZM262 205H261V206H262ZM39 206H41V205H39ZM54 206H55V205H54ZM54 206H53V207H54ZM60 206H61V205H60ZM98 206H99V205H98ZM121 206H122V205H121ZM130 206H131V204H130ZM134 206H135V205H134ZM138 206H139V205H138ZM153 206H154V205H153ZM191 206H192V205H191ZM191 206H190V207H191ZM194 206H195V205H194ZM202 206L204 207V203L202 204ZM218 206H219V205H218ZM222 206H223V205H222ZM235 206H236V205H235ZM242 206H243V204H242ZM244 206H245V204H244ZM249 206H251V205H249ZM252 206H253V205H252ZM252 206H251V208H252ZM259 206H260V205H259ZM32 207H33V205L31 206V208H32ZM44 207H45V206H44ZM55 207H56V206H55ZM55 207H54V208H55ZM57 207H59V205H58ZM82 207H84V206L82 205ZM85 207H86V206H85ZM85 207H84L83 209H86ZM87 207H88V206H87ZM101 207H102V206H101ZM101 207H100V208H101ZM104 207H106V206H104ZM104 207H103V210H104ZM127 207L130 208L129 206H126V208H127ZM131 207H132V206H131ZM136 207H137V206H136ZM136 207H134V208H136ZM142 207H145V206H142ZM148 207H147V209H148ZM157 207H158V205H157ZM159 207H160V205H159ZM162 207H163V205H162ZM162 207H161V208H162ZM190 207H189V205H188L187 210H188V208H190ZM196 207H198V206H196ZM199 207L201 208V206H199ZM216 207H217V206H216ZM231 207H232V206H231ZM236 207H238V206H236ZM236 207H235V208H236ZM257 207H258V206H257ZM40 208H43V207H40ZM49 208H51V207H49ZM61 208H62V206H61ZM66 208H67V207H66ZM90 208H91V207H90ZM90 208H89V209H90ZM95 208H96V207H95ZM115 208L118 210V205H117V207L115 206ZM119 208H120V207H119ZM121 208H122V207H121ZM124 208H125V206H124ZM139 208H140V207H139ZM153 208H154V207H153ZM192 208H193V207H192ZM253 208H255V207L253 206ZM260 208H261V207H260ZM263 208H264V207H263ZM18 209H19V208H18ZM27 209H28V208H27ZM34 209H36V208H34ZM47 209H48V208H47ZM55 209H56V208H55ZM74 209H76V208L74 207ZM80 209H81V205H80ZM80 209H79V210H80ZM83 209H82V210H83ZM92 209H93V208H92ZM97 209H98V208H97ZM97 209H95V210H97ZM151 209H152V208H151ZM155 209H157V208L155 207ZM181 209H182V208H181ZM183 209H184V208H183ZM205 209H207V208L205 207ZM205 209L203 208V212H204ZM227 209H229V211L231 210L229 207H228ZM227 209H226V210H227ZM232 209L234 210V208H232ZM38 210H39V208H38ZM38 210H36V211H38ZM41 210H42V209H41ZM50 210H51V209H50ZM53 210H54V209H53ZM56 210H58V209H56ZM61 210H62V209H61ZM67 210H68V209H67ZM76 210H77V209H76ZM87 210H88V209H87ZM98 210H99V209H98ZM101 210H102V209H101ZM103 210H102V211H103ZM111 210H112V209H111ZM123 210H124V209H123ZM123 210H122V212H123ZM127 210H128V209H127ZM136 210H137V209H136ZM142 210H143V209H142ZM144 210H145V209H144ZM149 210H150V208H149ZM159 210H160V209H159ZM159 210H158V211H159ZM190 210H191V209H190ZM193 210H194V209H193ZM197 210H198V209H197ZM222 210H223V209H222ZM222 210H221V211H222ZM224 210H225V209H224ZM226 210H225V211H226ZM246 210H247V209H246ZM246 210H245V211H246ZM251 210H252V209H251ZM262 210L264 211V209H262ZM18 211H19V210H18ZM21 211H22V210H21ZM21 211H20V212H21ZM23 211H28V210H23ZM59 211H60V210H59ZM63 211H64V209H63ZM63 211H62V213H63ZM107 211H108V210H107ZM109 211H110V210H109ZM118 211H119V210H118ZM129 211H130V210H129ZM134 211H135V210H134ZM137 211H138V210H137ZM139 211H140V209H139ZM139 211H138V212H139ZM151 211H153V210H151ZM154 211H155V210H154ZM156 211H157V210H156ZM198 211H200V210H198ZM218 211H220V210L218 209ZM229 211H227V212L229 213ZM252 211H253V210H252ZM252 211H251V213H253ZM263 211L259 210V211H257V212H262V213L264 214ZM43 212H44V211H43ZM49 212H51V211H49ZM57 212H58V211H57ZM73 212H75V211H73ZM94 212H95V211H94ZM96 212H97V211H96ZM104 212H105V211H104ZM112 212L114 213V211H112ZM140 212H141V213H139V214H142V213H143L142 211H140ZM188 212H189V211H188ZM193 212H195V211H193ZM193 212H190V213H193ZM196 212H197V211H196ZM215 212H216V211H215ZM231 212H233V211L231 210ZM22 213H24V212H22ZM58 213H59V212H58ZM58 213H57V214H58ZM65 213H66V212H65ZM65 213H63V214H65ZM69 213H70V212H69ZM71 213H72V212H71ZM71 213H70V214H71ZM79 213H80V212H79ZM85 213H86V211H85ZM91 213H92V212H91ZM106 213H107V212H106ZM116 213H117V212H116ZM116 213H115V214H116ZM124 213H125V212H124ZM146 213H147V212H146ZM149 213H150V211H148V214H149ZM199 213H200V212H199ZM206 213H207V210H206V212H205L204 214H206ZM222 213H223V212H222ZM255 213H256V212H255ZM24 214H25V213H24ZM48 214L51 215L50 213H48ZM75 214H76V213H75ZM86 214H87V213H86ZM94 214H96V213H94ZM94 214H93V215H94ZM98 214H99V213H98ZM115 214H114V215H115ZM121 214L123 215V213H121ZM125 214H126V213H125ZM136 214H137V213H136V211H135V215H136ZM153 214H154V213H153ZM153 214L150 213V216H152ZM155 214H156V213H155ZM195 214H196V213H195ZM200 214H202V213H200ZM204 214H202V215H204ZM220 214H221V213H220ZM232 214H233V213H232ZM260 214H261V213H260ZM19 215H20V214H19ZM59 215H61V214L59 213ZM59 215H58V216H59ZM65 215H67V214H65ZM96 215H97V214H96ZM99 215H100V214H99ZM119 215H120V214H119ZM143 215H144V214H143ZM145 215H147V214H145ZM145 215H144V216H145ZM190 215H191V214H190ZM211 215H212V214H211ZM242 215H243V214H242ZM244 215H246V214H244ZM244 215H243V216H244ZM51 216H52V215H51ZM71 216H72V215H71ZM71 216H70V218H71ZM82 216H83V215H82ZM88 216H90V214H89ZM103 216H104V214H103ZM103 216H102V217H103ZM120 216H121V215H120ZM130 216H132V215H130ZM147 216H148V215H147ZM147 216H146V217H147ZM192 216H193V215H192ZM192 216H191V217H192ZM199 216H200V215L198 214L197 218H198ZM206 216L208 217V215L206 214V215L204 216V218H205ZM209 216H210V215H209ZM216 216H217V214H216ZM247 216H248V215H247ZM261 216H262V215H261ZM14 217H15V216H14ZM63 217H64V216H63ZM63 217H62V219H63ZM66 217H67V216H66ZM78 217H79V216H78ZM78 217H77V218H78ZM84 217H85V215H84ZM86 217H87V216H86ZM93 217H94V216H93ZM93 217H92V218H93ZM95 217H97V216H95ZM113 217H114V216H113ZM202 217H203V216H202ZM212 217H213V216H212ZM241 217H242V216H241ZM244 217H245V216H244ZM244 217H243V218H244ZM11 218H12V216H11ZM48 218H49V216H48ZM51 218H52V217H51ZM57 218L60 219L59 217H57ZM87 218H88V219H91V218H89V217H87ZM99 218H100V217H99ZM99 218H98V219H99ZM104 218H106V217H104ZM117 218L120 219V217H117ZM122 218H123V217H122ZM124 218H126V217H124ZM151 218H153V217H151ZM194 218H195V220H196V217H194ZM194 218H193V219H194ZM199 218H200V220L202 219V220L204 221V219L201 218V216H200ZM199 218H198V220H199ZM208 218H209V217H208ZM218 218H219V217H218ZM222 218H223V216H222ZM225 218H227V219H225ZM239 218H240V217H239ZM243 218H242V219H243ZM245 218H246V217H245ZM245 218H244V219H245ZM249 218H252V217L250 216ZM255 218L258 219V215L255 214ZM259 218H260V217H259ZM263 218H264V217H263ZM85 219H86V218H85ZM93 219H94V218H93ZM96 219H97V218H96ZM98 219H97V220H98ZM148 219H149V221H150V218H148ZM148 219H147V220H148ZM154 219H155V218H154ZM205 219H206V218H205ZM210 219H211V218H210ZM220 219H221V217H220ZM224 219H225V220H228V217H225V216H224ZM233 219H234V218H233ZM247 219H248V218H247ZM4 220H6V219H4ZM48 220H49V219H48ZM79 220H80V218H78L77 221H79ZM82 220H84V219H82ZM99 220H100V219H99ZM121 220H122V219H121ZM152 220H153V219H152ZM156 220H157V219H156ZM202 220H201V222H202ZM225 220H224V221H225ZM230 220H231V219H230ZM230 220H228V221L230 222ZM234 220H235V219H234ZM236 220H237V219H236ZM236 220H235V222H236ZM239 220H241V219H239ZM49 221H50V220H49ZM52 221H53V220H52ZM56 221H57V220H56ZM62 221H63V220H62ZM65 221H66V220H65ZM67 221H68V220H67ZM86 221H87V220H86ZM89 221H90V220H89ZM91 221H92V220H91ZM94 221H95V220H94ZM177 221H178V220H177ZM179 221H180V220H179ZM208 221H209V219H208ZM211 221H212V220H211ZM216 221H217V220H216ZM228 221H227V222H228ZM243 221H244V220H243ZM246 221H247V220H246ZM250 221H251V220H250ZM4 222H5V221H3V223H4ZM8 222H9V221H8ZM20 222H21V221H20ZM36 222H37V221H36ZM57 222H58V221H57ZM57 222H56V223H57ZM81 222H82V221H81ZM83 222L85 223V221H83ZM83 222H82V223H83ZM107 222H108V221H107ZM109 222H110V221H109ZM114 222H115V221H114ZM121 222H122V221H121ZM139 222H140V221H139ZM153 222H154V221H153ZM196 222H197V220H196ZM198 222H200V221H198ZM209 222H210V221H209ZM214 222H215V221H214ZM233 222H234V221L232 220V223H233ZM241 222H242V221H241ZM241 222H240V223H241ZM252 222H253V221H251V223H252ZM256 222H257V220H256ZM256 222H255V223H256ZM258 222H259V221H258ZM260 222H262V220H260ZM10 223H11V222H10ZM29 223H31V222H29ZM37 223H39V221H38ZM46 223H47V221H46ZM49 223H50V222H48V225H49ZM62 223H63V222H62ZM88 223H89V222H88ZM110 223H111V222H110ZM110 223H109V224H110ZM135 223H136V221H135ZM149 223H150V222H149ZM149 223H148V224H149ZM155 223H156V222H155ZM155 223H154V226H155L154 228H156ZM158 223H159V222L157 221V223H156L157 226H158ZM186 223H187V222H186ZM217 223H218V222H217ZM236 223H237V222H236ZM242 223H243V222H242ZM246 223H247V222H246ZM263 223H264V222H263ZM33 224H34V223H33ZM41 224H42V223H41ZM60 224H61V223H60ZM63 224H64V223H63ZM75 224H77V223H75ZM100 224H101V222H100ZM100 224H99V225H100ZM104 224H106V223H104ZM104 224H103V225H104ZM116 224H117V223H116ZM121 224H122V223H121ZM132 224H133V223H132ZM137 224H139V223H136V225H137ZM177 224H179V223H177ZM183 224H184V223H183ZM212 224H213V223H211V225H212ZM215 224H216V223H215ZM224 224H225V222H224ZM243 224H244V223H243ZM243 224H242V225H243ZM260 224H261V223H260ZM3 225H4V224H3ZM5 225H6V222H5ZM39 225H40V224H39ZM43 225H44V224H43ZM43 225H42L41 227H43ZM46 225H47V224H46ZM46 225H45V226H46ZM57 225H59V224H57ZM61 225H62V224H61ZM66 225H67V223H66ZM84 225H85V224H84ZM91 225H92V224H91ZM93 225H94V224H93ZM119 225H120V224H119ZM139 225H140V224H139ZM151 225H153V223H152ZM151 225H150V226H151ZM163 225H164V224H163ZM166 225H168V224H166ZM180 225H181V224H180ZM239 225H240V224H239ZM1 226H2V225H0V227H1ZM9 226H10V225H9ZM11 226H12V225H11ZM11 226H10V227H11ZM55 226H56V225H55ZM55 226H54V227H55ZM59 226H60V225H59ZM70 226H71V225H70ZM81 226H82V225H81ZM81 226H80V227H81ZM97 226H98V225H97ZM105 226H106V225H105ZM107 226H109V225H107ZM112 226H114V225L112 224ZM128 226H129V225H128ZM133 226H134V225H133ZM133 226H132V227H133ZM140 226H142V225H140ZM140 226H139V227H140ZM164 226H165V225H164ZM186 226H188V225H186ZM189 226H190V225H189ZM213 226H214V224H213ZM215 226H217V225H215ZM2 227L5 228L6 226H2ZM54 227H52V229H54ZM66 227H67V226H66ZM87 227H88V226H87ZM87 227H84V229L87 228ZM92 227H93V226H92ZM98 227H100V226H98ZM135 227H136V226H135ZM147 227H148V226H147ZM167 227H169V226H166V228H167ZM170 227H172V225H171ZM179 227H180V226H178V228H179ZM182 227H183V225H182ZM240 227H241V226H240ZM248 227H250V225H248ZM11 228H12V227H11ZM11 228H10V229H11ZM18 228H19V227H18ZM20 228H21V227H20ZM30 228H33V227H30ZM43 228H44V227H43ZM56 228H58V226H57ZM60 228H61V227H60ZM60 228H58V229H60ZM100 228H101V227H100ZM106 228H107V227H106ZM113 228H114V227H113ZM142 228H143V227H142ZM151 228H152V226H151ZM175 228H177V227H175ZM187 228H188V227H187ZM221 228H222V227H221ZM221 228H220V230H221ZM258 228H259V227H258ZM261 228H262V227H261ZM28 229H29V228H28ZM33 229H34V228H33ZM63 229H64V228H62V230H63ZM67 229L69 230V228H67ZM75 229H76V227H75ZM77 229H78V228H77ZM77 229H76V230H77ZM98 229H99V228H98ZM114 229H115V228H114ZM134 229H137V227L134 228ZM148 229H149V228H148ZM160 229H161V228H160ZM162 229H165V228H162ZM168 229H169V228H168ZM190 229H191V228H190ZM212 229H213V228H212ZM217 229H218V228H217ZM217 229H216V230H217ZM234 229H235V228H234ZM244 229H245V228H244ZM246 229H247V228H246ZM254 229H255V228H254ZM254 229H252V231H253ZM2 230H3V228H2ZM6 230H7V229H6ZM12 230H13V229H12ZM34 230H35V229H34ZM41 230H42V229H41ZM41 230H40V231H41ZM56 230H57V229H56ZM71 230H72V229H71ZM71 230H70V231H71ZM73 230H74V229H73ZM76 230H75V231H76ZM104 230H105V228H104ZM150 230H151V229H150ZM165 230H166V229H165ZM172 230H174V228H172ZM213 230H214V229H213ZM238 230H239V229H238ZM258 230H259V229H258ZM258 230H257V232H260V233L262 234V231H258ZM260 230H261V229H260ZM31 231H32V230H31ZM35 231H36V230H35ZM42 231H43V233H44L45 230H42ZM52 231H53V230H52ZM54 231H55V230H54ZM57 231H59V230H57ZM78 231H79V230H77V232H78ZM86 231H87V230H86ZM92 231H93V230H92ZM98 231H99V230H98ZM98 231H97V232H98ZM117 231H118V230H117ZM132 231H133V230L131 229V232H132ZM134 231H135V230H134ZM143 231H144V230H143ZM143 231H142V232H143ZM161 231H162V230H161ZM163 231H164V230H163ZM167 231H168V230H167ZM167 231H165V232L167 233ZM174 231H176V230H174ZM182 231H183V230H182ZM185 231H186V230H185ZM217 231H219V229H218ZM217 231H216V232H217ZM228 231H230V230H228ZM240 231H241V230H240ZM240 231H239V234H238V235H241L242 232L240 233ZM250 231H251V230H250ZM7 232H8V231H7ZM9 232H10V231H9ZM13 232H15V231H13ZM22 232H23V231H22ZM24 232H25V231H24ZM33 232H34V231H33ZM63 232H64V231H62V235H63ZM71 232H72V231H71ZM71 232H70V233H71ZM83 232H84V231H83ZM90 232H91V231H90ZM90 232H89V233H90ZM101 232H102V231H101ZM131 232H130V233H131ZM140 232H141V231H140ZM150 232H152V231H150ZM153 232H154V229H153ZM153 232H152V233H153ZM165 232H164V233H165ZM168 232H169V231H168ZM170 232H171V231H170ZM190 232H192V231H190ZM219 232H220V231H219ZM219 232H218V233H219ZM235 232H237V231L235 230ZM244 232H245V230H244ZM246 232H247V231H246ZM246 232H245V234H246ZM263 232H264V230H263ZM20 233H21V232H20ZM20 233H19L18 235H20ZM30 233H31V232H30ZM41 233H42V232H40V234H41ZM60 233H61V232H60ZM68 233H69V232H68ZM85 233H86V232H85ZM95 233H96V232H95ZM95 233H94V234H95ZM104 233H105V232H104ZM106 233H107V232H106ZM133 233H136V232H133ZM144 233H145V232H144ZM146 233H147V230H146ZM146 233H145V234H146ZM160 233H161V232H160ZM160 233H159V234H160ZM164 233H163V235H164ZM166 233H165V234H166ZM172 233H174V232H172ZM179 233H180V232H179ZM181 233H184V232H181ZM188 233H189V231H188ZM218 233H217V234H218ZM225 233H226V230H224L223 235H224ZM230 233H231V232H230ZM230 233H229V234H230ZM237 233H238V232H237ZM247 233H248V232H247ZM253 233H255V231H254ZM7 234H8V233H7ZM7 234L5 235L6 237H7ZM10 234H11V233H10ZM24 234H25V233H24ZM31 234H32V233H31ZM38 234H39V233H38ZM66 234H67V231H66ZM145 234H144V235H145ZM147 234H148V233H147ZM185 234H186V233H185ZM213 234L215 235L216 233H213ZM219 234H221V233H219ZM226 234H227V233H226ZM243 234H244V233H243ZM243 234H242V236H243ZM249 234H250V233H249ZM251 234H252V233H251ZM251 234H250V235H251ZM256 234H257V233H255L254 236H257ZM261 234H260V235H261ZM12 235H13V234H12ZM14 235H15V234H14ZM46 235H47V231H46ZM60 235H61V234H60ZM64 235H65V232H64ZM72 235H73V234H72ZM76 235H77V234H76ZM80 235H81V234H80ZM96 235H97V234H96ZM96 235H95V236H96ZM100 235H103V234L100 233ZM111 235H112V234H111ZM136 235H137V234H136ZM141 235H142V234H141ZM157 235H158V233H157ZM167 235H168V233H167ZM186 235H187V234H186ZM196 235H197V234H196ZM210 235H211V233H210ZM221 235H222V234H221ZM233 235H234V237H235L236 233L233 234ZM252 235H253V234H252ZM252 235H251V236H252ZM263 235H264V233H263ZM10 236H11V235H10ZM43 236H44V234H43ZM43 236H42V237H43ZM67 236H68V235H66V237H67ZM69 236H70V235H69ZM83 236H84V234H83ZM83 236H82V237H83ZM93 236H94V235H93ZM97 236H99V235H97ZM138 236H139V235H138ZM142 236H143V235H142ZM179 236H181V235H179ZM179 236H177V237H179ZM184 236H185V235H184ZM187 236H188V235H187ZM187 236H186V237H187ZM197 236H198V235H197ZM246 236H247V235H246ZM246 236L243 237V238H246ZM251 236H250V237H251ZM15 237H16V236H15ZM22 237H23V235H22ZM40 237H41V236H40ZM42 237H41V241H42ZM46 237H47V236H46ZM57 237H58V236H57ZM89 237H91V235H90ZM101 237H104V236H101ZM165 237H166V236H165ZM210 237H211V236H210ZM212 237H213V236H212ZM215 237H217V236H215ZM220 237H221V236H220ZM230 237H231V234H230ZM232 237H233V236H232ZM232 237H231V239H232ZM234 237H233V238H234ZM259 237H260V236H259ZM261 237H262V236H261ZM261 237H260V238H261ZM3 238L5 239V237H3ZM7 238H8V237H7ZM25 238H27V236H26ZM44 238H45V237H44ZM44 238H43V239H44ZM48 238H49V236H48ZM58 238H59V237H58ZM70 238H71V237H70ZM70 238H69V239H70ZM72 238H73V237H72ZM83 238H84V237H83ZM96 238H97V237H96ZM172 238H173V237H172ZM182 238H183V237H182ZM182 238H181V239H182ZM188 238H189V237H188ZM192 238H193V237H192ZM194 238H195V236H194ZM222 238H223V240H225L224 237H221V242H222ZM235 238H236V237H235ZM251 238H252V237H251ZM257 238H258V237H257ZM260 238H259V239H260ZM262 238H263V237H262ZM4 239H3V241H4ZM28 239H29V238H28ZM31 239H32V238H31ZM51 239H52V238H51ZM63 239H64V238H63ZM65 239H66V238H65ZM94 239H95V238H94ZM102 239H103V238H102ZM154 239H155V237H154ZM160 239H161V238H160ZM217 239H218V238H217ZM248 239H249V237H248ZM248 239L246 238L245 240H248ZM254 239H255V238H254ZM263 239H264V238H263ZM0 240H1V239H0ZM14 240H15V242H16V239H15V238H14ZM14 240H13V242H14ZM45 240H46V238H45ZM45 240H43V242H47V241H45ZM47 240H48V239H47ZM53 240H54V239H53ZM57 240H58V239H57ZM57 240H56V241H57ZM61 240H62V239H61ZM76 240H77V239H76ZM89 240L92 241L90 238H89ZM97 240H98V239H97ZM100 240H101V239H100ZM186 240H187V239H186ZM192 240H193V239H192ZM197 240H198V239H197ZM214 240H216V238H215ZM214 240H213V241H214ZM242 240H244V239H242ZM255 240H256V239H255ZM5 241H7V240L5 239ZM22 241H23V239H22ZM28 241H29V240H28ZM38 241H39V240H38ZM65 241H66V240H65ZM65 241H64V242H65ZM81 241H82V240H81ZM81 241H80V242H81ZM87 241H88V240H87ZM87 241H86V242H87ZM142 241H144V240H142ZM160 241H161V240H160ZM160 241H159V242H160ZM162 241H163V240H162ZM167 241H168V240H167ZM167 241L165 242V244L167 243ZM169 241H170V240H169ZM169 241H168V242H169ZM194 241H196V240H194ZM194 241H193V242H194ZM210 241H211V240H210ZM213 241H211V242H213ZM230 241H231V240H229L228 242H230ZM232 241H233V239H232ZM232 241H231V242H232ZM248 241H249V240H248ZM248 241H247V242H248ZM260 241H261V240H260ZM11 242H12V240H11ZM17 242H18V239H17ZM19 242H20V240H19ZM19 242H18V244H19ZM23 242H24V241H23ZM25 242H26V241H25ZM33 242H34V241H33ZM62 242H63V241H62ZM74 242H75V241H74ZM77 242H78V241H77ZM77 242H76V243H77ZM82 242H84V241H82ZM94 242H95V241H94ZM98 242H99V241H98ZM156 242H157V241H156ZM156 242H155V243H156ZM163 242H164V241H163ZM176 242H177V240H176ZM187 242H189V243H187V244H190L191 241H188V240H187ZM193 242H192V243H193ZM211 242H209V243H211ZM214 242H215V241H214ZM219 242H220V241L218 240V243H219ZM236 242H238V239L236 240ZM254 242H256V241H254ZM258 242H259V240H258ZM258 242H257V243H258ZM262 242H263V241H262ZM34 243H36V242H34ZM41 243H42V242H41ZM41 243H40V244H41ZM48 243H51V242H48ZM58 243H59V240H58ZM58 243H57V245H58ZM68 243H69V241H68ZM88 243H89V242H88ZM100 243H101V242H100ZM102 243H103V241H102ZM155 243H154V244H155ZM180 243H181V242H180ZM180 243H179V244H180ZM183 243H184V242H183ZM197 243H198V241H197ZM242 243L244 244V241H243ZM242 243H241V244H242ZM248 243H249V242H248ZM0 244H2V242H1ZM3 244L5 245L6 242H5V243L3 242ZM7 244H9V243H7ZM12 244H13V243H12ZM40 244H38V245H40ZM54 244H55V243H54ZM63 244H64V243H63ZM77 244H80V243H77ZM93 244H95V243H93ZM157 244H158V243H157ZM157 244H156V245H157ZM159 244H161V242H160ZM165 244H164V245H165ZM175 244H176V243H175ZM212 244H213V243H212ZM238 244H239V243H238ZM258 244H259V243H258ZM260 244H262V243H260ZM25 245H26V243H25ZM25 245L22 244V246H25ZM27 245H28V243H27ZM35 245H36V244H35ZM42 245H43V244H42ZM46 245H47V243H46ZM65 245H68V244H65ZM84 245H85V244H84ZM88 245H89V244H88ZM88 245L86 246V249H87ZM166 245H167V244H166ZM180 245H181V244H180ZM190 245H192V244H190ZM190 245H187V246H189V248H187V250H191L190 248H193V247H192L193 245H192L191 247H190ZM198 245H199V244H198ZM236 245H237V244H236ZM253 245H254V244H253ZM255 245H256V243H255ZM1 246H2V245H1ZM10 246H11V245H10ZM31 246H32V245H31ZM40 246H41V245H40ZM48 246H49V244H48ZM54 246H55V245H54ZM54 246H52V247L54 248ZM82 246H83V245H82ZM90 246H91V245H90ZM143 246H144V245H143ZM143 246H142V247H143ZM147 246H148V245H147ZM159 246H160V245H159ZM177 246H178V244H177ZM177 246H176V247H177ZM181 246H182V245H181ZM187 246H186V247H187ZM3 247H4L3 250H4V251H5V250L7 251V248H5V246H3ZM19 247H21V246H19ZM35 247H37L36 250H38L39 247H38L37 245H36ZM43 247H44V245H43ZM58 247H59V246H58ZM70 247L72 248L73 246H69V249H70ZM93 247L96 248L95 245H94ZM97 247H99V246H97ZM100 247H101V246H100ZM196 247H197V246H196ZM9 248H10V247H9ZM12 248H14V247L12 246ZM17 248H18V246H17ZM17 248H15V249H17ZM22 248H23V247H22ZM26 248H27V247H26ZM44 248H45V247H44ZM47 248H48V247H47ZM49 248H50V247H49ZM64 248H65V247H64ZM64 248H63V249H64ZM105 248H106V247H105ZM123 248H124V247H123ZM180 248H181V247H180ZM198 248H199V247H198ZM18 249H20V248H18ZM69 249H68V250H69ZM72 249H73V248H72ZM77 249H78V248H77ZM81 249H82V248H81ZM89 249H90V248H89ZM89 249L86 250V251H89ZM92 249H93V248H92ZM92 249H91V250H92ZM96 249H97V248H96ZM98 249H99V248H98ZM111 249H112V248H111ZM111 249H110V250H111ZM124 249L127 250V247L125 246ZM130 249H131V248H130ZM145 249H146V248H145ZM156 249H157V248H156ZM156 249H155V250H156ZM181 249H183V248H181ZM21 250H22V249H21ZM28 250H29V249H28ZM39 250H40V249H39ZM39 250H38V251H39ZM55 250H56V249H55ZM82 250H85V249H82ZM82 250H81V251H82ZM93 250L95 251V249H93ZM103 250H104V249H103ZM108 250H109V249H108ZM110 250H109V251H110ZM119 250H120V249H119ZM141 250H143V249H141ZM149 250H150V248H149ZM158 250H159V249H158ZM158 250H157V251H158ZM177 250H178V249H177ZM179 250H180V249H179ZM185 250H186V249H185ZM187 250H186V251H187ZM199 250H202V249H199ZM214 250H216V249H214ZM258 250H259V249L255 250V251H258ZM9 251H10V250H8L7 252H9ZM18 251H19V250H18ZM22 251H23V250H22ZM30 251H31V250H30ZM43 251H44V250H43ZM65 251H66V250H65ZM74 251L76 252V249H74ZM78 251H79V250H78ZM81 251H80V252H81ZM86 251H84V252H86ZM101 251H102V250H101ZM112 251H113V250H112ZM124 251H125V250H124ZM146 251H147V250H146ZM159 251H160V250H159ZM181 251L183 252V250H181ZM12 252H13V251H12ZM12 252H11V253H12ZM15 252H16V251H15ZM24 252H25V250L23 251V253H24ZM47 252H49V251L47 250ZM92 252H93V251H92ZM92 252H91V253H92ZM96 252H97V251H96ZM96 252H95V253H96ZM104 252H105V251H104ZM107 252H108V251H107ZM107 252H106V253H107ZM110 252H111V251H110ZM110 252H108V253H110ZM128 252H129V251H128ZM161 252H162V251H161ZM165 252H166V251H165ZM189 252H190V251H189ZM191 252H192V251H191ZM191 252H190V253H191ZM199 252H200V251H199ZM201 252H203V251H201ZM204 252H205V251H204ZM216 252H217V251H216ZM258 252H260V251H258ZM16 253H17V252H16ZM33 253H34V252H33ZM40 253H41V250H40ZM42 253H43V252H42ZM49 253H50V252H49ZM51 253H52V251H51ZM56 253H58V252H56ZM59 253H60V252H59ZM61 253H62V252H61ZM67 253H69V252H67ZM99 253H100V252H99ZM106 253H105V257L107 256ZM124 253H125V252H124ZM126 253H127V252H126ZM148 253H149V252H148ZM155 253H156V252H155ZM184 253H187V252H184ZM193 253H195V251H193ZM196 253H197V255H198V252H196ZM212 253H213V252H212ZM217 253L220 254V252H217ZM12 254H13V253H12ZM21 254H22V253H21ZM35 254H36V253H35ZM53 254H54V253H53ZM73 254H74V253H73ZM76 254H77V252H76ZM83 254H84V253H83ZM92 254H93V253H92ZM110 254H111V253H110ZM112 254H113V253H112ZM122 254H123V253H122ZM122 254H121V255H122ZM127 254H128V253H127ZM131 254H132V253H131ZM139 254H140V252H139ZM142 254H143V252H142ZM152 254H153V252H152ZM158 254H161V253H158ZM175 254H176V253H175ZM177 254H178V253H177ZM177 254H176V255H177ZM180 254H183V253H180ZM200 254H201V253H200ZM204 254H205L204 258L207 257V253H204ZM22 255H24V254H22ZM80 255H81V253H80ZM84 255H85V254H84ZM114 255H115V254H114ZM143 255H144V254H143ZM150 255H151V254H150ZM150 255H149V256H150ZM186 255H188V254H186ZM189 255H190V254H189ZM191 255H192V254H191ZM197 255L195 254V255H193V256H191V257H192L193 259H195L194 256H197ZM213 255H214V254H213ZM213 255H212V257H213ZM12 256H13V255H12ZM19 256H21V255H19ZM26 256H29V254H27ZM35 256H37V255H35ZM56 256H57V255H56ZM71 256H72V255H71ZM74 256H75V255H74ZM82 256H83V255H82ZM82 256H81V257H82ZM86 256H87V255H85L84 257H86ZM101 256L103 257L102 253H101ZM108 256H109V254H108ZM110 256H111V255H110ZM110 256H109V257H110ZM124 256H125V255H124ZM149 256H148V257H149ZM169 256H170V255H169ZM184 256H185V255H184ZM198 256H199V255H198ZM198 256H197V257H198ZM200 256H201V255H200ZM210 256H211V254H210ZM218 256L220 257V255H218ZM222 256L224 257V255H222ZM222 256H221V259H223ZM3 257H4V256H3ZM9 257H10V256H9ZM15 257H16V256H15ZM17 257H18V255H17ZM17 257H16V258H17ZM29 257H30V256H29ZM57 257H58V256H57ZM64 257L66 258V256H64ZM77 257H78V255H77ZM81 257H79V258H81ZM109 257H108V258H109ZM120 257H121V256H120ZM122 257H123V255H122ZM127 257H128V256H127ZM130 257H131V255H130ZM158 257H159V256H158ZM173 257H174V256H173ZM177 257H178V255H177ZM197 257H196V258H197ZM202 257H203V256H202ZM208 257H209V255H208ZM216 257H217V255H216ZM225 257H226V256H225ZM225 257H224V258H225ZM5 258H6V256H5ZM24 258H25V257H24ZM68 258H69V257H68ZM82 258H83V257H82ZM82 258H81V259H82ZM97 258H98V257H97ZM106 258H107V257H106ZM106 258H105V259H106ZM114 258H115V256H114ZM123 258H124V257H123ZM133 258H134V257H133ZM144 258H145V257H144ZM150 258H151V257H150ZM161 258H162V257H161ZM167 258H168V257H167ZM185 258H186V257H185ZM209 258H210V257H209ZM2 259H4V258H2ZM9 259H10V258H9ZM14 259H15V258H13V260H14ZM20 259H21V258H19V261H20ZM26 259H27V258H26ZM62 259H63V257H62ZM70 259H72V257H71ZM100 259H101V257H100ZM115 259H117V257H116ZM129 259H130V258H128V260H129ZM134 259H135V258H134ZM136 259H137V256H136ZM147 259H149V258H147ZM155 259H156V258H155ZM164 259H165V258H164ZM174 259H175V258H174ZM174 259H173V260H174ZM187 259H189V258H187ZM187 259H186V261L188 262ZM214 259H217V260H218V258H214ZM10 260H11V259H10ZM15 260H16V259H15ZM17 260H18V259H17ZM29 260H30V259H29ZM35 260H36V258H35ZM65 260H66V259H65ZM68 260H69V259H68ZM85 260H86V258H85ZM98 260H99V259H98ZM102 260L104 261V259H102ZM106 260L108 261V259H106ZM111 260H112V259H111ZM118 260H119V258H118ZM120 260L122 261L123 259H120ZM125 260H127V259H125ZM131 260H132V259H131ZM165 260H166V259H165ZM176 260H177V259H176ZM176 260H174V261H176ZM178 260H179V259H178ZM190 260H191V259H190ZM198 260H199V258H198ZM198 260L196 259V262H197ZM202 260H203V259H202ZM209 260H210V259H209ZM219 260H220V258H219ZM3 261L5 262L6 260L4 259ZM8 261H9V260H8ZM24 261H25V259H24ZM26 261H27V260H26ZM30 261H31V260H30ZM39 261H41V260H39ZM70 261H71V260H70ZM76 261H77V260H76ZM76 261H74V262L76 263ZM83 261H84V260H83ZM112 261H113V260H112ZM134 261H135V260H134ZM138 261H140V260H138ZM156 261H157V260H156ZM156 261H155V262H156ZM158 261H161V262L163 263V259H162V260H158ZM183 261H184V260L182 259V262H183ZM191 261H193V260H191ZM191 261H189V262L191 263ZM203 261H204V260H203ZM210 261H211V260H210ZM210 261H209V262H210ZM212 261H213V259H212ZM212 261H211V262H212ZM214 261H216V260H214ZM214 261H213V264H214ZM1 262H2V261H1ZM20 262L22 263V261H20ZM32 262H35V264H37L36 261H32ZM49 262H50V261H49ZM51 262H52V261H51ZM58 262H59V261H58ZM65 262H68V261H65ZM78 262H79V259H78ZM85 262H86V261H85ZM91 262H93V261H91ZM113 262H114V261H113ZM115 262H116V261H115ZM135 262H136V261H135ZM140 262H141V261H140ZM142 262H143V261H142ZM146 262H147V263H150V262H148V261H146ZM152 262H153V261H152ZM193 262L195 263V261H193ZM200 262H201V259H200ZM209 262H208V263H209ZM216 262H217V261H216ZM15 263H16V262H15ZM15 263H14V264H15ZM18 263H19V262H18ZM40 263H41V262H39V264H40ZM61 263H62V262H61ZM95 263H96V262H95ZM95 263H94V264H95ZM101 263H102V261H101ZM107 263H109V262H107ZM111 263H112V262H111ZM124 263H126V262H124ZM156 263L158 264V262H156ZM167 263H168V261H167ZM173 263H174V262H173ZM185 263H186V262H185ZM201 263H202V262H201ZM201 263H200V264H201ZM208 263H207V264H208ZM2 264H3V263H2ZM7 264H8V263H7ZM30 264H31V263H30ZM33 264H34V263H33ZM42 264H43V263H42ZM45 264H46V263H45ZM47 264H48V263H47ZM56 264H57V262H56ZM64 264H65V263H64ZM67 264H71V263H67ZM76 264H77V263H76ZM79 264H80V263H79ZM81 264H82V260H81ZM86 264H87V263H86ZM88 264H89V263H88ZM99 264H100V263H99ZM103 264H106V263H103ZM109 264H110V263H109ZM120 264H121V262H120ZM126 264H129V263H126ZM140 264H141V263H140ZM160 264H161V263H160ZM163 264H164V263H163ZM174 264H175V263H174ZM176 264H177V263H176ZM186 264H187V263H186ZM191 264H193V263H191ZM198 264H199V263H198ZM205 264H206V262H205ZM211 264H212V263H211Z\"/></svg>", "mask_w": 264, "mask_h": 264}]
</instances>
